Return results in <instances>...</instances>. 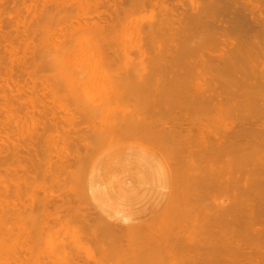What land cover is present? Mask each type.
Instances as JSON below:
<instances>
[{"label":"bare ground","instance_id":"bare-ground-1","mask_svg":"<svg viewBox=\"0 0 264 264\" xmlns=\"http://www.w3.org/2000/svg\"><path fill=\"white\" fill-rule=\"evenodd\" d=\"M54 1H56V0H54ZM88 1L90 2L91 0H88ZM88 1L85 0L86 4L89 6ZM95 1H97V0H95ZM101 1H103V0H101ZM101 1H100V2H101ZM118 1H119V0H118ZM122 1H123V0H122ZM136 1H138V0H136ZM145 1H146V0H145ZM155 1H156V0H155ZM158 1H160V0H158ZM167 1H168V0H167ZM184 1H185V0H184ZM191 1H193V0H191ZM202 1H204V0H202ZM202 1H201V2H202ZM207 1H208L209 6H210V4H212V3L215 2V0H207ZM207 1L205 0L204 3H206ZM212 1H213V2H212ZM217 1L220 3L221 0H217ZM217 1L215 2L216 5L218 4ZM226 1H227V0H226ZM226 1H225V0H222L221 3H224V4H218V5H217L218 7H220L221 11L224 10V9L222 10L221 7L225 6V3H227ZM252 1H253V2H254V1H255V2H258L257 0H252ZM59 2H60V1H58L57 3H59ZM65 2H66V0H65ZM67 2H68V0H67ZM67 2H66V5L68 4ZM70 2H71V1H70ZM72 2H73V0H72ZM120 2H121V1H120ZM153 2H154V0H153ZM187 2H188V0H187ZM187 2H186V3H187ZM232 2H233V0H232ZM232 2H231V3H232ZM246 2H247V0H246ZM248 2H249V5L251 4V5H250L251 7H252V6L254 5V3H255V2H254V3L252 2V3H253V5H252V3H250L251 0H249ZM36 3H39V2H36ZM53 3H55V2H53ZM60 3H62V0H61ZM73 3H77V2L75 1V2H73ZM73 3H72V5H73ZM92 3H96V2H92ZM98 3H99V1H98ZM103 3H105V2L103 1ZM107 3H108V2H107ZM109 3H110V1H109ZM112 3H113V1H112ZM112 3H111V4H112ZM128 3H129L128 6H130V2H128ZM131 3H132V2H131ZM146 3H147V2H146ZM149 3H150V2H149ZM155 3H156V2H155ZM172 3H173V2H172ZM192 3H193V2H191L190 4H192ZM215 3H214V4H215ZM234 3H235V2H234ZM234 3H232V4H234ZM39 4H40V3H39ZM42 4L44 5L45 3L42 2ZM62 4H63V3H62ZM90 4H91V3H90ZM101 4H102V3H101ZM120 4H121V5H124V4H122V3H120ZM136 4H137V3H136ZM143 4H144V3H143ZM150 4H152V3H150ZM160 4H161V3H160ZM160 4H159V5H160ZM166 4H168V3H166ZM193 4H194V3H193ZM200 4H201V3H200ZM55 5H58V4H55ZM66 5H65V6H66ZM68 5L71 6L70 3H69ZM76 5H77V4H76ZM92 5H93V4H91L90 7H92ZM99 5H100V4H99ZM108 5H109V4H108ZM115 5H116V4H115ZM115 5H114V6H115ZM132 5H134V4H132ZM139 5H140V4H139ZM139 5H137V6H139ZM147 5H148V4H147ZM153 5H154V4H153ZM153 5H152V6H153ZM164 5H165V4H164ZM168 5H169V4H168ZM184 5H187V4H184ZM219 5H222V6H219ZM241 5H242V4H241ZM255 5H256V4H255ZM257 5H258V3H257ZM35 6H36V4H35ZM37 6H39V5H37ZM59 6H60V5H59ZM61 6H62V5H61ZM84 6H85V5H84ZM96 6H97L96 4H95V6H93V7H95V8H94L95 10L93 9V10L95 11L93 14L96 13L95 15H97V13H98L97 16L99 17V12H100V11L97 12V10H96V9H97ZM114 6H112V7H114ZM128 6H126V7L128 8ZM152 6H151V7H152ZM161 6H163V2H162V5H161ZM187 6H188V8L190 7L189 4H188ZM195 6H196V5H195ZM204 6H205V5H204ZM211 6H212V5H211ZM211 6H210V7L207 6V8H206V9L209 8V9H208L209 11H208V10H205V7H203L204 10H205V13H204L205 15L208 16V14H212L213 12H212V13L210 12L211 9L216 11L215 8L213 9V6H215V5H213L212 8H211ZM232 6H233V5H232ZM41 7H42V6H41V4H40V7H39L38 9H40ZM47 7H48V6H47ZM47 7L44 8V9H45L44 12L46 11ZM52 7H53V6H52ZM72 7H74V5H73ZM77 7H78V6H77ZM86 7H87V6H86ZM86 7H84V8H86ZM90 7H89V8H90ZM93 7H92V8H93ZM110 7H111V6H110ZM115 7H116V6H115ZM119 7H120V6H119ZM124 7H125V6H124ZM126 7H125V8H126ZM146 7H147V6H146ZM166 7H167V6H166ZM198 7H199V6H198ZM201 7H202V6H201ZM201 7H199V8H200V9H203V8H201ZM218 7H217V8H218ZM227 7H228V6H226V8H227ZM229 7H230V6H229ZM233 7H234V6H233ZM233 7H232V8H233ZM236 7H237V6H236ZM259 7H260V6H259ZM259 7H258V8H259ZM68 8H69V7H68ZM80 8H81V7H80ZM80 8H79V9H80ZM87 8H88V7H87ZM101 8H102V7H101ZM135 8H136V7H135ZM135 8H134V9H135ZM141 8H142V7H141ZM141 8H139V9H141ZM158 8H160V7H158ZM223 8H225V7H223ZM234 8H235V7H234ZM242 8H243V7H242ZM34 9H35V8H34ZM38 9H36V10H37V13L40 11V10L38 11ZM66 9H67V8H66ZM71 9H72V8H71ZM90 9H91V8H90ZM90 9H88V10L86 9V10L89 12ZM111 9H112V8H111ZM114 9H115V8H114ZM114 9H113V10H114ZM142 9H143V8H142ZM155 9H157V8H155ZM163 9H164V8H163ZM163 9H161V10H163ZM181 9H182V8H181ZM186 9H187V8H186ZM236 9L240 10L239 8H236ZM243 9H244V8H243ZM255 9H256V8H254V10H255ZM84 10H85V9H84ZM99 10H100V9H99ZM116 10H117V9H116ZM137 10H138V9H137ZM161 10H160V12H161ZM168 10H169V9H167V11H168ZM177 10H178V9H177ZM259 10H260V9H259ZM262 10H263V9H262ZM34 11H35V10H34ZM50 11H51V10H50ZM87 11H84V14H83V12H82L83 18L85 17L84 15L87 13ZM91 11H92V10H91ZM91 11H90V13H91ZM106 11H107V10H106ZM132 11H133V10H132ZM146 11H147V10H146ZM164 11H165V10H163V12H164ZM167 11H166V12H167ZM178 11H179V10H178ZM180 11H181V10H180ZM184 11H185V10H184ZM202 11H203V10H202ZM206 11H207V12H206ZM257 11H258V9H257ZM47 12H48V11H46V14H45L46 18H47V16H48L49 13H52V12H48V13H47ZM77 12H79L78 9H77ZM108 12H109V11H108ZM134 12H135V11H134ZM160 12H158V13H160ZM166 12H164V13H166ZM189 12H190V11H189ZM196 12H197V8H196V11H194V13H196ZM198 12H199V11H198ZM208 12H209V13H208ZM225 12H226V11H225ZM227 12H228V11H227ZM240 12H241V11H240ZM240 12H236V13H235V12H232V13H233L234 16H235L236 14H239V15H240ZM251 12H252V11H251ZM32 13H33V12H32ZM90 13H89V14H90ZM103 13H104V12H103ZM111 13H112V12H111ZM164 13H163V14H164ZM167 13H169V12H167ZM167 13L165 14V15H167V16H165V15H164V16H165V18L167 19V22H170V23H171V19H172L171 17H173V16L170 17V14H171L172 12L169 13V14H167ZM186 13L188 14V12L185 11V14H186ZM190 13H191V12H190ZM190 13H189V14H190ZM192 13H193V12H192ZM201 13H202V12L200 11V14H201ZM207 13H208V14H207ZM218 13H219V15H220V14H223L224 12L221 13L220 10H219ZM78 14H80V17H81V11H80V13H78ZM87 14H88V13H87ZM93 14H92V15H93ZM107 14H108V13H107ZM107 14H106V15H107ZM113 14H114V13H113ZM118 14H119V13H118ZM160 14H161V13H160ZM163 14H161V15L163 16ZM173 14L176 15V17H177V13H173ZM173 14H172V15H173ZM185 14L183 13V14H181V15L186 16ZM202 14H203V13H202ZM202 14H201V15H202ZM204 14H203V15H204ZM213 14H215V13H213ZM224 14H225V13H224ZM224 14H223V16L225 17ZM35 15H38V14H36V11H35ZM75 15H76V14H75ZM92 15H91V17H92ZM119 15H120V14H119ZM121 15H122V14H121ZM137 15H138V14H137ZM157 15H158V14H156V16H157ZM161 15H160V16H161ZM192 15H193V14H192ZM192 15H189V17H190V16L192 17ZM194 15H196V16H194ZM194 15H193L194 18H196V17L199 16V13H198V16H197V13L194 14ZM203 15H202V16H203ZM205 15H204L203 17L201 16L202 18L200 19V21H199V18H200V17H198V20H196L197 22H195V21H194L195 19H194L193 21H194L195 24H194V23H191V22H185L186 24H184V25H187V26L190 25V26H192V29H191V27L189 26V28H188L189 31L192 30V32H194V33L196 32L195 34H197L198 30L193 29V26H196L197 23H198V24H199L198 27H199V26H200V27H201V26L203 27V24H202V23H205L204 21H206V20H203V19H206V18H204V17H207V16H205ZM66 16H67V14H66ZM76 16H77V15H76ZM76 16H74V17H75V20L78 21V22H80V20L76 19V18H77ZM102 16H103V14H102ZM112 16H114V15H112ZM152 16H153V15H152ZM154 16H155V15H154ZM156 16L153 17V18H157V17H158V16H157V17H156ZM178 16H179V14H178ZM215 16H216V15H215ZM221 16H222V15H221ZM228 16H229V15H228ZM230 16H231V15H230ZM53 17H54V15H53ZM88 17H89V16H88ZM95 17H96V16H95ZM100 17H101V15H100ZM117 17H118V16H117ZM120 17H121V16H120ZM179 17H180V16H179ZM179 17H177L178 20H179ZM182 17H183V16H182ZM182 17H180V19H182ZM210 17L212 18V22H213V21L215 20V19H213L214 15H212V16H210ZM210 17H208L207 20L210 19ZM226 17H227V15H226ZM226 17H225V18H226ZM241 17H242V19H244V18H243L244 15L242 14V12H241ZM54 18H55V17H54ZM54 18H53V19H54ZM72 18H73V17H72ZM89 18H90V17H89ZM89 18H88V20H89ZM93 18H94V17H92V19H91L92 21H93ZM96 18H97V17H96ZM126 18H127V17H126ZM153 18H151V19L153 20ZM165 18H164V17H162V18L159 17V19H158V23H157L156 20H154V22L152 21V22H150V23L147 21V22H148V27H150L152 24L154 25V23L156 22V23H155L156 25L151 26V27H153L151 30H152V31L154 30L153 32L156 33V34H155V37H157L156 35L159 34V32H156V30L158 31L159 28L161 29L160 26L163 25L162 23H165L164 25H166ZM168 18H169V20H168ZM50 19H52V18H50ZM50 19H49V20H50ZM53 19H52V20H53ZM60 19H62V18H60ZM106 19H108V18H106ZM173 19H175V18H173ZM185 19H186V17L184 18V20H185ZM227 19H228L229 23L231 22V24L234 22V23L232 24L233 27H235V25H236V26L238 25V26H241V27L243 26V25H242L243 23H241V25H239L240 22H241V20H240L241 18H239V19H237V20H234L232 17H230V18L228 17ZM229 19H231V21H230ZM232 19H233V20H232ZM62 20H63V19H62ZM81 20H82V17H81ZM114 20H115V19H113V22H114ZM131 20H132V19H131ZM184 20H182L183 23H184ZM202 20H203V21H202ZM45 21H46V23H48V18H47V20H45ZM85 21H86V17H85ZM85 21H82V22L84 23ZM97 21H98V20H97ZM97 21H96V22H97ZM110 21H111V20H110ZM173 21L176 22L177 20H176V21H175V20H172V22H173ZM186 21H189V20H186ZM190 21H191V20H190ZM220 21H221V20H217V22H220ZM226 21H227V20H226ZM232 21H233V22H232ZM259 21H260V20H259ZM71 22H72V21H71ZM78 22H77V24H76V23L73 24V22H72L71 24L75 26V24H76V25L79 24ZM89 22H90V21H89ZM98 22H99V21H98ZM98 22H97L96 24H94V22H93L94 25H93L92 23H90L91 25H89V24H88V21L85 22V24L83 25L84 29H82V28H83V27H82L81 29H79V30H80L79 32H78V29H76V27H75V29L77 30V32H78L79 34L82 33V34L85 35V37H82V39H81V38H78L79 41L81 40L79 43L82 45L81 49H80V47H79V49H80V51L82 50V51H81V52H83L82 56L85 57V60L81 59V57H80V59L76 60L77 63H76V62L73 63V64H72V63H68V64H71V65H69V66L71 67V68L69 67L70 69H68V68L66 67V66H68V65L66 64L67 61H65V65H64L65 68L63 67V70H61L62 68H59V67H58V66H60V65H59L58 61H56V62H55L56 64L53 63V65H56V66H57V63H58V66H57V67H58L59 69L56 71V69H57L56 66H54V70L51 69V71H52V70L55 71V74H53L54 72L52 71V75H54L53 77L51 76L52 79L54 78V80L56 79V81H58V80H59L58 77H61L62 79H60V82H64V83H66V80H69V81L74 82V85H75V84H76V83H75L76 79H77L76 82L79 81V78H76V79H75V76H76V75H80V76L83 77L84 74L81 75L82 73L80 74V72H82V71H85V72H86V71H87V68H88L87 66L90 65L92 68L89 67V68H91V70L88 69V73L86 72L85 76H86V75L89 76V75L91 74V76H89V78H88V79L91 81V79H92V77H93V75H94V78H93L94 81H95V80H98V82L96 83V81H95V83H93V85H92V84L88 81L87 78L83 77V78H84V81L87 80L89 83H87V81H86L85 83L82 82V84L84 83V85H85V84L87 83L88 86H89V84L92 85V86H94L95 84L98 85L99 83L102 82V83H104V86H106V85L108 86V84L110 83L109 81H111V83H113L114 81H117L116 83H114V84H112V85H111V83H110V85H111L112 87H111V86H108V87H111V88H112V91H113V92L116 90V89L114 90V88H116V87H113V86H117V88H118V90H119V89H120V88H119L120 86H122V85H124V84H125V85L127 84V82H126V83L124 82V79H123V78H122V79H123V82H121V81H122V80H121V77H122V76H124V77L127 76V77L125 78V79H127V78L129 77V75H131V74H129V75L125 74V75H124V73H123V74H120L121 72L116 73L117 75H118V74L122 75L121 77H120V76H119V77L116 76L117 78H120V79H116V77H114L115 74H109V75H110V76H109V75H108L109 72H108V73L106 72L107 75H108V78H110L111 75H113V76L110 78L111 80L105 78L106 81L109 80L107 84H105V82H103V81H105V80H102V81H101V79H103V77H101V76H107V75H103V74H106V73H103V71H104V69L106 68V66L104 67V65L108 64L107 61L109 60V58H106V57H109V56H110V55H109V56H106V54H104V53H105L104 50H106V48H109V46H113L114 42L112 43V42H110V40H108L109 38H110V39L112 38L111 36L108 35V32H111V31H108L109 29H106L107 26L105 25V27H106V28L104 27V28H105V31L107 30V31H106V34H105V33H102V32H105V31H102V30H103V29H102L103 26L100 24V23H102V22H100L99 25H98ZM174 22L171 23L170 25L167 23L168 25L165 26V27H164V25H163V28H170V29H171L172 25H175ZM201 22H202V23H201ZM209 22H210V21H209ZM215 22H216V21H215ZM221 22H223V21H221ZM221 22H220V24H221ZM55 23H58V22H55ZM62 23H63V22H62ZM62 23H61V24H62ZM86 23H87V24H86ZM108 23H109V22H107V20H106V23H105V24H108ZM143 23H144V22H143ZM145 23H146V21H145ZM188 23H189V24H188ZM190 23L193 24V25H191ZM224 23H225V22H224ZM32 24H34V23L32 22ZM41 24H42V22H41ZM43 24H44V23H43ZM68 24H69V23H68ZM71 24H70V25H71ZM102 24H103V23H102ZM114 24H115V23H114ZM117 24H118V23H117ZM136 24H137V23H136ZM176 24H177V28H180V29H181V30L177 29V31H181V32H182L183 28H181L180 26L178 27L179 23L176 22ZM201 24H202V25H201ZM211 24H212V23H211ZM216 24H218V23H216ZM234 24H235V25H234ZM47 25H48V24H47ZM53 25H54V24H53ZM88 25H89V26H88ZM92 25H93V26H92ZM96 25H97V27H96ZM123 25H124V24H123ZM138 25H139V27L141 26L140 23H139ZM145 25H146V24H145ZM145 25L143 24V26H145ZM35 26H36V25H35ZM49 26H50V25H49ZM55 26H56V25H55ZM55 26H54V27H55ZM58 26H59V25H58ZM65 26H66V25H65ZM74 26H73V30H74ZM101 26H102V27H101ZM158 26H159V28H157ZM175 26H176V25H175ZM204 26H205V24H204ZM209 26H210V24H209ZM216 26H218V25H215V27H216ZM223 26H224V25H223ZM225 26H227V25H225ZM229 26H231V25L229 24ZM238 26H237V27H238ZM32 27L34 28L33 25H32ZM39 27H40V26H39ZM39 27H38V28H39ZM56 27H57V26H56ZM68 27H70V26H68ZM77 27H79V26H77ZM86 27H87V28H86ZM109 27H110V26H109ZM123 27H124V26H123ZM136 27H137V25H136ZM155 27H156L157 29H156ZM207 27H208V26H207ZM210 27H212V26H210ZM218 27H219V26H218ZM26 28H27V27H26ZM28 28H29V27H28ZM60 28H61V27H60ZM60 28H59V31H57V29H55L56 32L53 30V31H54V34H56L57 32L60 33V31L62 32L63 29L61 28V30H60ZM63 28H64V26H63ZM70 28H71V27H70ZM70 28H69V30H71ZM98 28H99V29H98ZM146 28H147V27H146ZM175 28H176V27H175ZM229 28H230V27H229ZM238 28H239V27H238ZM43 29H44V31H46V30H45L46 27H44ZM66 29H67V31H66ZM66 29L64 28L65 32H68V34L74 32V31H73V32L68 31V28H66ZM111 29L113 30V29H115V28L113 27V28H111ZM119 29H121V27H120ZM123 29H124V28H123ZM137 29H138V27L135 28V30H137ZM139 29H140V28H139ZM160 29H159V30H160ZM170 29H168V30L170 31ZM172 29H173V27H172ZM172 29H171L170 32L173 31ZM188 29H186L187 33L189 32ZM224 29H225V28H224ZM234 29H235V28H234ZM241 29H243V27H242ZM29 30H30V28L27 30V32H28ZM34 30H35V29H34ZM50 30H51V28H50ZM76 30H75V31H76ZM81 30H82V31H81ZM100 30H101L102 32H100ZM117 30H118V28H117ZM117 30H116V32H117ZM126 30H127V29H124L123 31H122V30H119V32L122 31L121 33H124V32H126ZM142 30H143V28H142ZM142 30L140 29L141 32H142ZM151 30H149V31H151ZM165 30H167V29H165ZM165 30H163L164 33H165ZM175 30H176V29H175ZM184 30H185V29H184ZM184 30H183L182 33H180V32H178V33L176 32V33H175L176 35H177V34H178V35L181 34V35H179V38H178V35H177V37L173 35L174 37H176L177 39H179V40H177V41H180L181 39H182V41L185 40V42L190 41V38H189V37H188L189 39H188L187 41H186L187 38H186V39H183L182 35H183V33H184ZM193 30H195V31H193ZM210 30H211V29H210ZM232 30H233V28L231 29V31H232ZM235 30H236V29H235ZM30 31H31V30H30ZM35 31H36V30H35ZM37 31H38V30H37ZM39 31H40V30H39ZM48 31H49V30H48ZM97 31H98L99 34L96 33ZM152 31H151V32H152ZM160 31H162V29H161ZM169 31H168V32H169ZM211 31H213V27H212V30H211ZM224 31H225V30H224ZM236 31H237V30H236ZM27 32H26V34H28V36H29V34H31V33H27ZM32 32H33V31H32ZM50 32H51V31H50ZM65 32H64V33H65ZM77 32H75V33H77ZM80 32H81V33H80ZM83 32H84V33H83ZM113 32H114V34H115V30H114ZM137 32H138V31H137ZM144 32H145V30H143V34H142V35H144ZM170 32H169V33H170ZM199 32H200V31H199ZM199 32H198V33H199ZM206 32H207V31H206ZM218 32H219V31H218ZM222 32H223V31H222ZM222 32H221V33H222ZM225 32H226V31H225ZM225 32L223 33V35L225 34V36H226V33H225ZM234 32H235V31H234ZM34 33H35V32H34ZM34 33H33V34H34ZM46 33H47V32H46ZM101 33H102L103 35L105 34V35H104V38H103V35H102ZM145 33H147V31H146ZM161 33H162V32H161ZM172 33H174V32H172ZM172 33H171V34H172ZM187 33L185 32V35H183V36H186ZM189 33H191V32H189ZM200 33H201V32H200ZM26 34H25V35H26ZM37 34H38V33L36 32V34H34L33 37L36 36ZM68 34L66 33V34H64V35L67 36ZM82 34H81V35H82ZM100 34H101V35H100ZM109 34H112V33H109ZM117 34H118V33H117ZM148 34H149V32H148ZM151 34H152V33H151ZM162 34H163V33H162ZM167 34H168V33L166 32V37H165V38H166V41H168V39H169L168 42L171 43L170 41H172V40H174V39H170L169 36H171V35L167 36ZM191 34L193 35V37H194V36L197 37V35H195V34H193V33H191ZM218 34H219V33H218ZM25 35H22V34H21V36H22L23 38L25 37ZM31 35H32V34H31ZM43 35H44V34H43ZM46 35H48V34H46ZM57 35H58V34H57ZM75 35H76V34H75ZM106 35H107V36H106ZM119 35H121V34H119ZM146 35H147V34H146ZM206 35H207V34H206ZM211 35H212V33H211ZM216 35H217V34H216ZM240 35H241V34H239V36H240ZM51 36H52V33H51ZM59 36H61V33L59 34ZM71 36H72V34H70V36L68 35L67 37L70 38ZM76 36H77V35H76ZM76 36H75V37H76ZM79 36H80V35H79ZM108 36H109V37H108ZM121 36H122V35H121ZM131 36H132V34H131ZM134 36H135V34H134ZM150 36H151V35H150ZM150 36H149V37H150ZM198 36H199V35H198ZM208 36H209V35H207V37H208ZM229 36H230V35H229ZM229 36H228V37H229ZM235 36H236V35H235ZM253 36H255V34H254ZM22 37H20V38H22ZM48 37H49V36H48ZM53 37H54V35H53ZM61 37H62V36H61ZM61 37H59V39H60ZM63 37H64V36H63ZM67 37H65V38H67ZM73 37H74V35H73ZM75 37H74V38H75ZM105 37H108V38H106V40L109 41L110 43L107 42V44H106L105 42H103V41H106V40H105ZM115 37H116V38L118 37L117 39H121V38H119L120 36H118V35H117V36L114 35V36H113L114 40H115ZM143 37H144V36H143ZM146 37H148V36H145V39H146V40H150V39H147ZM158 37H159V36H158ZM158 37L156 38L157 40H158ZM174 37H172V38H174ZM180 37H181V38H180ZM196 37H195V39H196ZM200 37H201V36H199V38H200ZM204 37L206 38L205 35H204ZM210 37H211V36H210ZM218 37H219V36H218ZM220 37H221V36H220ZM244 37H245V36H244ZM29 38H30V36H29ZM34 38H35V37H34ZM41 38L44 40L43 37H41ZM50 38H51V37H50ZM50 38H49V39H50ZM54 38H55V37H54ZM56 38H57V37H56ZM65 38H64V39H65ZM74 38H72V39H74ZM134 38H136V36H135ZM134 38H133V40H134ZM141 38H142V36H141ZM152 38H154V36H153ZM205 38H204V39H205ZM222 38H223V37H222ZM246 38H247V37H246ZM251 38L253 39V37H251ZM26 39H28V38H26ZM31 39L33 40V38H31ZM36 39H37V38H36ZM70 39H71V38H70ZM70 39H68V41H69ZM123 39H124V38H123ZM159 39H160V38H159ZM163 39H164V38H162V40H163ZM195 39H194V40H195ZM211 39H213V38H211ZM214 39H215V37H214ZM242 39H243V38H242ZM258 39H259V38H258ZM262 39H263V38H262ZM262 39H261V40H262ZM43 40H42V41H43ZM53 40H54V39H53ZM133 40H132V41H133ZM135 40H136V39H135ZM141 40H143V39H141ZM154 40H155V39H154ZM157 40H156V41H157ZM160 40H161V39H160ZM160 40H159V41H160ZM175 40H176V39H175ZM194 40L192 39V42L195 44ZM34 41H35V40H34ZM34 41H32V42H34ZM36 41H37V40H36ZM50 41H51V40H50ZM50 41H49V42H50ZM56 41H57V39H56ZM56 41H55V42H56ZM58 41H59V40H58ZM60 41H61V40H60ZM66 41H67V40H66ZM68 41H67V42H68ZM74 41H76V40H74ZM74 41H73V42H74ZM115 41H116V40H115ZM117 41H118V43H119L120 45L124 46L123 44H121V43H122V42H121L122 40H117ZM119 41H120V42H119ZM159 41H158V42H159ZM195 41H197V43H198V41H200V39H199V40L196 39ZM202 41H204V40L202 39ZM254 41L256 42V40H252V44L255 45V46H257V43H255ZM23 42H24V41H23ZM29 42H30V40H29ZM29 42H28V43H29ZM38 42H39V40H38ZM38 42H37V43H38ZM40 42H41V41H40ZM61 42H62V41H61ZM77 42H78V41L75 42L76 45L78 44ZM123 42L125 43V41H123ZM139 42H140V41H139ZM141 42H143V41H141ZM144 42H146V41H144ZM147 42L150 43V41H147ZM152 42H154L153 39H152ZM158 42H157V43H158ZM160 42H161V41H160ZM164 42H165V40H164ZM172 42H173V41H172ZM28 43H27V44H28ZM34 43H35V42H34ZM50 43H51V42H50ZM104 43H105L107 46H108V45H109V46H108V47H107V46H106V47L103 46V45H105ZM132 43H133V42H132ZM154 43H155V42H154ZM157 43H156V45H157ZM169 43L166 42V44H169ZM173 43L175 44V43H177V42H173ZM173 43H171V45H172ZM178 43H179V42H178ZM183 43H184V41L182 42V44H183ZM187 43H188V42H187ZM197 43H196V44H197ZM221 43H222V42H221ZM244 43H245V42H244ZM246 43H247V42H246ZM246 43H245V44H246ZM250 43H251V42H250ZM22 44H23V43H22ZM29 44H31V43H29ZM46 44H47V43H46ZM48 44H49V43H48ZM59 44H60V43H58V45H57V43H56V45H57V46H55V49H56V50L58 49L57 47L60 48V45H59ZM64 44H65V45H62V44H61V47L64 46V48H65L67 44H66V42H65ZM68 44H69V43H68ZM73 44H74V43H73ZM102 44H103V45H102ZM119 44H118V45H119ZM143 44H144V43H143ZM159 44L163 45V43H159ZM159 44H158V45H159ZM189 44H192V43L189 42ZM196 44H195V45H196ZM203 44H204V43H203ZM223 44H224V42H223ZM228 44H229V46H230V43H228ZM40 45H41V44H40ZM50 45H51V44H50ZM50 45H49V47H50ZM116 45H117V43L114 45L115 48L117 47ZM146 45H149V44H146ZM152 45H153V44H152ZM161 45H159L161 48L157 46L158 48H160L159 51H160L161 53L159 54V52H157L158 55H155V56L160 57V56H162L163 53H164L165 56H166V54H167L168 52L170 53V51H171V53H172L173 50H174V48L171 50L172 47L169 48L170 45H169V47H168V45H166V47H167L169 50H168L167 48H165L167 53H165V51L162 53V50H163V49H162V46H161ZM176 45H178V44H176ZM185 45H186V43H185ZM187 45H188V44H187ZM187 45H186V47H187ZM195 45L192 44V47H191V46H188L187 49H189V47H190V49L187 51V49H184L185 47L183 48V46H182L181 44H179V46H182L183 51H186V54H185V52L183 53V54H185V55L189 54V53H190V50H193V51H191V52H194V53H195V51H197V46H199V44H198L197 46H195ZM242 45L244 46L243 43H242ZM246 45H247V44H246ZM25 46H26V45H25ZM31 46H32V45H31ZM38 46H39V45H38ZM42 46H43V48H46V47L48 48L47 45H42ZM44 46H46V47H44ZM77 46H78V45H77ZM77 46H76V47H77ZM122 46H119V50H120V48H121ZM129 46H131V45H129ZM141 46H145V45H141ZM150 46H151V45H150ZM150 46H149V48H150ZM154 46H155V45H154ZM164 46H165V45H163V48H164ZM211 46H212V45H211ZM222 46H223V45H222ZM233 46H234V44H233ZM243 46H242V47H243ZM255 46H254V47H255ZM23 47H24V46H23ZM36 47H37V46H36ZM51 47H52V46H51ZM51 47H50V48H51ZM67 47H68V46H67ZM103 47H104L105 49H103ZM145 47L147 48V46H145ZM145 47H144V48H145ZM177 47H178V46H176V49H175V50H177ZM193 47L196 48V49H194ZM199 47H200V46H199ZM199 47H198V51H199V49H201V47H200V48H199ZM213 47H214V46H213ZM230 47H231V46H230ZM245 47H246V46H245ZM247 47H248V46H247ZM247 47H246V48H247ZM28 48H29V47H28ZM52 48H53V47H52ZM62 48H63V47H62ZM64 48L62 49L63 51L65 50ZM71 48H73V45L71 46ZM112 48H113V47H112ZM123 48H124V47H123ZM140 48H141V47H140ZM144 48H143V49H144ZM146 48H145V50L149 49V48H147V49H146ZM158 48H157V50H158ZM192 48H193V49H192ZM207 48H208V47H207ZM210 48H212V47H210ZM223 48H224V47H223ZM225 48H227V47H225ZM234 48H236V47H234ZM234 48H232V49H233V51H232V50H230V48L228 47V49H229V50L227 51L228 53H226L225 50H224V55H223V53H221V54H222L221 59H220V58L218 59V60H222V63H221V61H220V64H218V65H216V66H214V65H215L214 62H217V61H212V60H215L217 57H216L215 59L213 58L212 60L206 59V57H205V59L202 58V59H204L205 61H204V60H201V63L204 64L205 67L208 66V68H209V69H208V72H206V73L208 74V77H207V75L204 73L208 79H207V81H206V79L203 78V79L205 80V81H204L205 85H204L201 89L199 88L198 90H195V91H196V93H195L196 95L193 94L192 91H190V95H192V96L195 95L194 97H195V98L198 97L199 100H198V99L195 100L194 97L190 96V97L193 98V100H191L192 98H189V92L187 93V96H186V95H185V91L180 90L181 88L183 89L184 85L186 86L185 88H189V87L191 86V83H190V82H191V80L193 79L192 76H194L195 74L193 75V74H192L193 72L191 73V71H190V73H189V72H188V69H187V71H186L185 69H183V70H185V74L188 73V74L186 75V76H187V77H186L185 74H182V73H183V72H182V71H183L182 69H181V70H182V71H181L182 73H180L179 70H178V68H176V70H178V72H179L178 74H181V75H183V77H184V76L186 77V78L184 77L185 80H184V78H182L181 75H180L181 78L178 79L179 76H177V74H175V76H173L172 73H171V75H172V77H173L172 79H174V77L177 78V80L174 79V80H175V81H174V84L172 83L173 80L170 81V82L168 81L169 79L167 78V75H164L165 77H163V75H162L163 79H161V77L156 76V75L159 74V73H158V74H156L154 77L151 76V77L154 78L153 81H151V80H152L151 77H148V76H147L148 74L146 75V77L144 76L145 79L148 78L147 82H148V81H151L152 83H153V82H154V83L156 82V86H157L159 89L156 88V86H154V84L151 85V84H152L151 82H150L151 84L149 83L151 86H150L149 84L146 85V82H145L146 80L143 79V78H141V77H139V76H141V75L143 74V73H141L143 70H144V73H145V69H143L141 72H139V73H141V75L136 76V74L134 73L135 75L133 74V76H135V77H133V76H131V77H133V78H137V79H138V77H139V79H140V78L143 79V81H142V80L139 81V80L136 79V81H138V82H140V83H136V81H134L135 84H133L134 82L132 83V84L134 85V88L136 89V91H135V89H133V87H131V86H133V85H130V84H129L128 90H127V88H126L128 85H126V86L124 85L126 91H128V92H127V93H126V91H125V92H122L121 95H124L125 99H124L123 96H120V95H119V96H120V99H117V98L115 97L116 100H117V104H116V106H117V105L120 106V104L122 103V102H120V101H122V100H121L122 98L124 99V101L127 99V102L125 101V103L123 102L124 104H121V106H125V107H126V103H128V101H129V99H132V101H131V100H130V101H131V102H134V104H131V102L129 101V102H130L129 105H131V106L133 105V106H132V107L130 106L131 108L128 107L127 109H131V112H133L134 114H133V113L131 114V112H130L129 110H126L125 115H123V114H124L123 111L126 109V108L123 107L122 112L119 113V114L121 115V114L123 113L122 115H123V116H126V114L128 113V116H129V117L126 116L127 118H126V120H125V119H124L125 117L122 118V117L120 116V118L122 119V121H118L119 123H117V124H118L119 127H118V129L116 130V132H113V133H111L112 130L110 131V129H111L113 126H116V125H117V124L115 123V121H116L117 119L115 120L116 117L114 116V120H115V121L113 120V122H114L116 125H114V124L111 125L112 122H110V121L112 120V115L110 116V114H111V113H113V114L116 113V114H117L118 112H116V111L114 112V110H115V108H118L119 106L115 107L114 110H113V112H112V111H111V112H106L107 110L110 111V110H111L110 107L112 106L110 103L108 104V102L110 101V100L108 99V96H109V98H110L111 95H112V97H113V96H115V95H117V94H120L122 89H120L119 93L116 92V91H118V90H116L114 93H112V91L109 92V93H107V91H110V89L107 90L106 92H104V89L106 90V88H107V86H106L102 91H98V92H90V90L92 91V90H94V89H92L91 87H89V88H91V89H90V90L88 89V91H89V94H90V93H91V94H90V96H89V95L86 96V94L83 93V92H86V91H83L84 88L82 87L83 90H80L82 84H81V82H79V85L81 84V86H80V89H79V86L77 87L80 91H77L78 93H76V95H77L76 97L79 98V99L82 98V101L84 100V102L86 101L88 104H86V102H85L84 104H86V106L83 105V103L81 102V99H80L79 101H80L81 103H80L79 101H78V102H79V103H78V102L75 100V101H76V104L74 105V104H72L74 100H71L72 97H73V95H72L71 99L69 98L68 103L70 104V102L72 101V102H71V105L76 106V107H74V112H73V110H72L73 114L76 112V115L79 114V116H80V112H81V116H82V117L80 116V119L82 118L81 121H80V119H77V117L75 116L74 118H76L77 120H76V119H75V121L71 120V121L75 122V123L72 122V125H71V126H73V124H74V125H77L76 123H78V124H80V125L82 126V123H85V121H86V123H87V120H88V121L90 122V123H89L90 126H89L88 123H87L88 126H87L86 124H84V125H86L85 128L89 127V128H91V129H90V131H89V133H88V130H89V128H88L87 131H86V133H85V135L88 134V135H86V138H87V139L84 138V132H83V134H80L81 137H79L80 135H77V134L75 133V134L77 135V136H75V137H79V139H85V140L81 141V140H78V138L73 137V138L76 139V140H75V143L78 144L80 148H82L81 146H84L82 149L85 150V153H87L88 151H90L91 154L93 153V152L91 151V147H88V146H87L88 148L86 147V144L89 145V146L91 145V144H89L90 142H92L93 145H94L96 142H100V143H101V144H100L101 147H99L100 149L103 148L104 146H106V147H107V146H110V145L113 144V142H112L113 140H110V139H112L114 136H115V137H114V140H115L116 136H120V137L125 136V137H126V133H124L125 135H124V134L122 135V133L125 132L126 128H127V130H128V127H127L128 124H129L130 126H132V124H134L133 126H136L137 124H140V121H139L140 118H138V117H141V118H142V115L145 114V113L142 114L141 112H145L146 109H148V108H149V109L146 111V115H147V114L150 112V110H151V111H152V112H151L152 114L149 113L148 116H151V115H152V116H153V117L151 116L152 118H154V116H155L156 119H157V117H158L159 115H161V117L159 116L160 119L158 118L159 120H161L162 117H163V114H161L162 111H164V114H165L164 117L167 116V119H169V118H168V115H167V114H168V111L171 112V113H169V114H171V116L169 115V116L171 117V118H170L171 121H172V118H173V117L175 118V115H172V112H173V111L168 110L169 107H171V110H174V107L177 109V108H179L180 104H185V102H186V104H185L184 106L187 107V109H189V107H190V111H191L193 108H191V106H189V105H190L191 103L193 104L194 102H197V103H194V104H196V105L193 104V105H194L193 107H195V106L197 107V108H194V109H196L195 111H198V113H199V110H197V109H200V108H198L199 104H200V106H201V104L204 105V106L206 107V109H204V110L202 109V110H203V115H204V111L207 110V108H208L207 106L210 105V106H209V109H208V111H207L208 113L206 112V115H205L208 119H209V117H210L209 112L211 111V110H210L211 108H213V111H214V109H216V111H217V108H218V109H219L218 112H220V110H221V112H223V109L221 108L222 105H221V102H220V99H219V96H220V92H219V90H218V89H220L219 87H222L223 91H225V90H224L225 88H223V87H225L227 84H225V86H224L223 81L226 83V82H228L229 80H231V81H229V83L232 82L233 84H234V83L237 84L236 82L238 81V84H239V82H241L242 80L239 81V80H238V77H239V79H240V76H242V75L244 76V73H245L247 70L245 71L246 67H244V66H242L243 68H245V69H243V70H242V67H240V68L236 67V64L239 63V60H242V59L245 60L246 58H249V59H250V58L252 57V56H251L252 54H251L250 52H247V51H245V50H243V49H241L240 51H237L238 48H236L235 51H234ZM258 48H259L258 46H257V48L255 47L254 51L257 52L256 49H258ZM23 49H24V48H23ZM29 49H31L30 51L32 52V47L29 48ZM41 49H42V48L39 47V49H38V48H37V49L35 48L36 51L34 50L35 52H41V53H39L38 56H40V54H42V55H41L42 57L40 58V64H41V62H43V61L45 62V56H46L45 54L48 52V51H43V50H41ZM53 49H54V48H53ZM116 49L118 50V48H116ZM124 49H125V48H124ZM141 49H142V48H141ZM161 49H162V50H161ZM165 49H164V50H165ZM212 49H213V48H212ZM212 49H211V50H212ZM24 50H27V48L24 49ZM24 50H23V51H24ZM38 50H39V51H38ZM44 50H46V49H44ZM47 50H48V49H47ZM67 50H68V49H67ZM70 50H71V49H70ZM70 50H68V52H70ZM122 50H123V49H122ZM125 50H128V51H129V52L126 51V53L128 52V54H129L130 52H131V54H132V52H134V51H131V50H130V47H129V49H125ZM150 50H151V49H150ZM150 50H148V51H150ZM222 50H223V49H222ZM258 50H259V49H258ZM51 51H52V50H51ZM54 51H55V50H54ZM58 51H60V49H58L56 52L58 53ZM72 51H73V49H72ZM72 51H71L70 53H72ZM198 51H197V52H198ZM201 51H202V50H201ZM219 51H220V49H219ZM230 51H231V52H230ZM254 51L251 50L252 53H253ZM261 51H262V52H261ZM24 52H25V51H24ZM27 52L29 53V51H27ZM45 52H46V53H45ZM56 52H55V54H57ZM73 52H75V51H73ZM78 52H79V51H78ZM106 52H108V51L106 50ZM109 52L112 53L110 50H109ZM113 52H114V51H113ZM117 52H118V51H116L115 53H117ZM188 52H189V53H188ZM210 52H211V51H210ZM213 52H214V51H213ZM221 52H222V51H221ZM260 52L263 54V49L260 50ZM50 53H51V52H48V54H50ZM52 53H53V52H52ZM52 53H51V55H52ZM65 53H66V56H67V51H66ZM115 53H113V54H115ZM134 53H135V52H134ZM134 53H133V54H134ZM140 53H141V52H140ZM144 53H145V52H144ZM147 53L151 54L150 52H147ZM173 53H174V54H173ZM173 53H172V55L170 54L171 57L175 58L174 56H176V55L179 57V56L182 55V50H181V52H178L179 54H178L177 52H173ZM205 53H207V52H205ZM217 53H218V52H217ZM217 53H216V54H217ZM258 53H259V51L257 52V54H258ZM8 54H9V53H8ZM14 54H15V53H14ZM58 54L60 55V53H58ZM58 54H57V55H58ZM75 54H76V53H75ZM107 54H108V53H107ZM118 54L123 55L124 53L121 54V51H120V53H118ZM118 54H117V55H118ZM133 54H132V55H133ZM136 54H137V53H136ZM136 54H135V56H136ZM145 54H146V53H145ZM153 54H154V53H153ZM164 54H163V55H164ZM175 54H176V55H175ZM195 54H196V53H195ZM201 54H202V53H201ZM213 54H214V53H213ZM257 54H256V55H257ZM259 54H260V53H259ZM11 55H12V54H10V57L13 58L14 56L12 57ZM30 55H31V54H30ZM33 55L35 56V53H34ZM36 55H37V54H36ZM43 55H44V56H43ZM53 55H54V53H53ZM61 55H62V54H61ZM64 55H65V54H64ZM71 55H72V54H71ZM140 55H141V54H140ZM167 55H169V54H167ZM193 55H194V54H193ZM38 56H37V57H38ZM54 56H55V55H54ZM62 56H63V55H62ZM68 56H69V55H68ZM78 56H79V54H78ZM113 56H114V55H113ZM113 56L111 55L112 58H113ZM135 56H134V57H135ZM150 56H151V55H150ZM152 56H154V55H152ZM182 56H183V55H182ZM189 56H190V55H189ZM189 56H188V57H189ZM203 56H204V55H203ZM216 56H217V55H216ZM253 56L255 57V53L253 54ZM257 56H258V55H257ZM15 57H16V56H15ZM49 57L51 58L50 55H49ZM57 57H58V56H57ZM69 57H70V56H69ZM115 57L118 58L116 55H115ZM120 57H121V56H120ZM122 57H123V56H122ZM147 57H148V56L146 55L144 59H147ZM171 57H168V60H169V58H170V59H173V58H171ZM183 57H184V56H183ZM219 57H220V56H219ZM261 57H262V56H261ZM19 58H20V57H19ZM22 58H23V57H22ZM24 58H25V57H24ZM29 58H30V57H29ZM33 58H34V57H33ZM42 58H43V59H42ZM70 58H71V57H70ZM112 58L110 59L109 62H111V66H112V65H113V66L116 65V68H117V64H118V62L116 63V62L114 61L115 59L113 60ZM136 58H137V57H136ZM161 58H164V56H162ZM166 58H167V57H166ZM179 58H182V57H179ZM191 58H192V55H191ZM191 58H190V59H191ZM208 58H209V57H208ZM263 58H264V57H263ZM8 59H10V58H8ZM15 59H16V58H15ZM17 59H18V58H17ZM27 59H28V56H27ZM41 59H42L43 61H41ZM46 59H49L48 56H47ZM52 59H53V58H52ZM52 59H51V60H52ZM75 59H76V58H75ZM86 59L89 61V64H87L88 61H87ZM106 59H107V60H106ZM123 59H124V57H123ZM133 59H135V58H133ZM148 59H149V58H148ZM154 59L157 60V58H154ZM182 59H185V58H182ZM182 59H180V60H181V63H178V61H177L179 69H180V65H182V62L184 61V60L182 61ZM193 59H195V58H193ZM259 59H260V58H259ZM261 59H262V58H261ZM34 60H35V59H33V61H34ZM36 60H37V58H36ZM51 60H50V61H51ZM61 60H62V59H61ZM66 60H67V59H66ZM80 60H81V61L83 60L84 64H83L82 62H80ZM105 60H106V61H105ZM116 60H117V59H116ZM149 60H150V59H149ZM158 60H161V59L158 58ZM158 60H157V61H158ZM162 60H164V59H162ZM186 60H187V59H186ZM9 61H10V60H9ZM9 61H8V62H9ZM23 61H24V60L22 59V62H23ZM48 61H49V60H46L45 64H47ZM85 61H87V63H85ZM98 61H99V62H98ZM101 61H103V62L105 61L106 64H104L105 62L103 63V62H101ZM118 61H120L119 58H118ZM142 61H143V59H142ZM145 61H146V60H145ZM151 61H152V59H151ZM157 61H156V62H157ZM193 61H194V60H193ZM206 61H207V63L210 62V61H211V62L207 64ZM242 61H243V60H242ZM242 61H241V62H242ZM258 61H259V60H258ZM17 62H18V61H17ZM29 62H31V61H29ZM35 62H36V61H34V63H35ZM51 62H54V60L51 61ZM59 62H60V61H59ZM70 62H71V61H70ZM72 62H73V61H72ZM96 62H97V64H96ZM100 62H101V64H100ZM112 62H113V63H116V64H112ZM131 62H132V61H131ZM143 62H144V61H143ZM147 62H148V61H147ZM149 62H150V61H149ZM165 62H166V61H165ZM187 62H188V61H187ZM218 62H219V61H218ZM246 62H247V61H246ZM9 63H10V62H9ZM13 63H14V62H13ZM18 63H19V62H18ZM18 63H17V64H18ZM37 63H38V61H37ZM80 63H82L83 65H82V64L79 65ZM91 63H92V64H91ZM93 63H94V64H93ZM132 63H133V65H134V62H132ZM152 63H153V62H152ZM161 63H162V62H161ZM172 63H174V62H171L170 64H172ZM177 63H176V64H177ZM183 63H184V62H183ZM244 63H245V62H244ZM247 63H249V62H247ZM251 63H252V62H250V68H249L248 72L245 74V78H246V75L249 77L250 75L254 74V75H252V76L257 77V78H259L260 80H262L261 82H262L263 84H262L261 82H258V85H259V83H260V85H259V88H260L261 85H264V68H263V69H262V68H261V69H258V66H257L256 64H253V63L251 64ZM19 64H20V63H19ZM25 64H26V63H25ZM25 64H24V65H25ZM42 64H44V63H42ZM45 64H44V65H45ZM85 64H87L86 67L84 66ZM98 64L101 65V66H99ZM120 64H121V63H120ZM122 64H123V63H122ZM124 64H125V63H124ZM124 64H123V65H124ZM136 64H137V63H136ZM157 64H159V65L161 66L160 62H157V63H154L155 66H154L153 68H151V69H153V70L156 71V70L158 69ZM170 64H169L170 67H169L168 70L171 71V69H170V68H171V65H170ZM205 64H206V65H205ZM210 64H212V65L214 64L213 67H215V68L211 70V68H210V66H209ZM216 64H217V63H216ZM261 64H262V63H261ZM15 65H16V64H15ZM22 65H23V64H22ZM30 65H31V63H30ZM48 65H49V64H48ZM51 65H52V63L50 64V66H51ZM53 65H52V68H53ZM72 65H74V66H75V65H76V66H77V65H78V66H81L80 69H79V70H81V71H79V73H76V72H78V69H77L78 66H77V67L75 66V68L77 69V71H76V69H75ZM150 65H151V63H150ZM159 65H158V66H159ZM166 65H167V64H166ZM166 65H165V66H166ZM184 65H185V64H184ZM196 65H198L197 62H196ZM16 66H17V65H16ZM37 66H38V65H37ZM37 66L35 67L34 64H33L32 67H33V68L35 67V69L32 68L34 72H40L39 68H40V69H45V68H42L41 65H40L39 68L37 69ZM50 66H49V67H50ZM61 66H62V65H61ZM82 66H84V68H85L86 70H83ZM97 66H99L100 69H98L99 67L97 68ZM108 66H110V63H109V65H107V67H108ZM113 66H112V67H113ZM121 66H122V65H121ZM130 66H132V65L130 64ZM134 66H135V65H134ZM152 66H153V64H152ZM160 66H159V67H160ZM163 66H164V62H163ZM165 66H164V67L161 66V67H160L161 70H162L163 68H165ZM173 66H174V65H173ZM11 67H12V65H11ZM24 67H25V66H24ZM43 67H44V66H43ZM45 67H47V66H45ZM49 67H47V68H49ZM112 67L110 68L111 70H112ZM132 67H133V66H132ZM132 67H131V70L134 69V68L132 69ZM155 67H156V69H155ZM186 67H187V65H186ZM201 67H202V65H201ZM205 67H203V69H204ZM247 67H249V66H247ZM262 67H264V65H263ZM14 68H15V67H14ZM16 68H17V67H16ZM28 68H29V67H28ZM28 68H27V69H28ZM66 68H67V69H66ZM73 68H74L75 70H73ZM81 68H82V69H81ZM94 68H97V69H94ZM101 68H102V70H101ZM120 68H121V67H119V69H120ZM160 68H159V69H160ZM188 68H189V67H188ZM194 68H195V67H194ZM20 69H22V68H20ZM93 69H94L95 71H97V70L100 71V70H101L102 72L100 71L99 74H97L98 72H95L97 75H95L94 73H93V75H92L91 72H92ZM108 69H109V68H108ZM114 69H115V68H113V72H114ZM117 69H118V68H117ZM172 69H175V67L172 68ZM203 69H202V70H203ZM238 69H239V70H238ZM240 69H241V70H240ZM9 70H10V72H12L11 68H10ZM22 70H23V69H22ZM36 70H37V71H36ZM49 70H50V69H49ZM72 70H73V71H72ZM94 70H93V71H94ZM111 70H110V73H111ZM127 70H128V69H127ZM153 70H152V71H153ZM161 70H158V71H160V74H161L165 69H163L162 72H161ZM166 70H167V69H166ZM166 70H165V71H166ZM191 70H192V69H191ZM193 70H194V69H193ZM23 71H24V70H23ZM31 71H32V70H31ZM51 71H48V70H47V72H49V74L51 73ZM75 71H76V72H75ZM89 71H90V72H89ZM105 71H107V68L105 69ZM108 71H109V70H108ZM158 71H156V72H158ZM45 72H46V70H45ZM45 72L43 71V72H42V75H43ZM85 72H84V73H85ZM123 72H124V71H123ZM195 72H197V70H196ZM30 73H31V72H30ZM100 73H101V75H100ZM126 73H131V72L129 71V72H126ZM151 73H152V72H151ZM151 73H149V74H151ZM175 73H177V72H175ZM237 73H238L240 76H239ZM240 73H242V75H241ZM12 74H13V73H12ZM32 74H33V72H32ZM35 74H36V76H33V77H36V79L38 80V78L41 77V76H40L41 73H40V74H38V73H34V75H35ZM154 74H155V72L153 73V75H154ZM160 74H159V75H160ZM162 74H165V72L162 73ZM166 74H167V73H166ZM190 74H191V75H190ZM197 74H198V73H197ZM197 74H196L195 77H194L195 80L197 79V76H198ZM204 74H203V75H204ZM45 75L48 76L46 73H45ZM74 75H75V76H74ZM143 75H145V74H143ZM168 75H170V74H169V71H168ZM188 75H189V77H188ZM237 75H238V77H237ZM38 76H39V77H38ZM49 76H50V75H49ZM80 76H79V77H80ZM95 76H96V77L98 76V78H95ZM200 76H201V75H200ZM234 76H235V77H234ZM243 76H242V79H244ZM29 77H30V76H29ZM37 77H38V78H37ZM51 77L48 78V79L50 80ZM76 77H77V76H76ZM90 77H91V78H90ZM99 77H101V78H99ZM131 77H130V78H131ZM142 77H143V76H142ZM156 77H157V78H156ZM158 77L160 78V80L158 79ZM204 77H205V76H204ZM42 78H43V77H41V79H42ZM63 78H65L66 80L63 79ZM83 78H82V79H83ZM149 78H150L151 80H149ZM155 78H156V80L158 79L159 81H162V82H163V85L166 84V85L168 86V84L171 83L173 86L171 85V87H167V88L165 87L166 85H165L164 87H163V85L160 86L159 84H161L162 82H161V83L159 82V84H157L158 80L155 81ZM165 78H166V80H165ZM169 78H171V77L169 76ZM188 78H189L190 82L188 81ZM190 78H192V79H190ZM233 78H236L237 80L233 81ZM48 79H47V81H48ZM80 79H81V77H80ZM99 79H100V80H99ZM115 79H116V80H115ZM182 79H183V80H182ZM215 79H216V80H215ZM33 80H34V79H33ZM54 80H52V81L50 80V81L53 83V85H54V86L52 85V86H53V90H51V91H54V87H56V86L58 85V87H56V88H58L57 90H59V92H60L61 90H64V91L66 90V91H68V90L71 89V88H72V90H74V92H76L75 89H74V87L76 88V85H75V86L72 85V86H70V88H69L66 84L64 85V83H61V84H62V87H63V85H64V89H60L59 87H60L61 85L59 86V83H58L59 81L56 82V81H54ZM128 80H129V79H127V81H128ZM164 80H165V81H168V82H165ZM195 80H192V81H195ZM219 80H221L220 83H219ZM246 80H247V79H246ZM251 80H253V79H250V81H251ZM260 80H259V81H260ZM69 81H67L68 85H69V83H70ZM80 81H81V80H80ZM82 81H83V80H82ZM92 81H93V80H92ZM92 81H91V82H92ZM94 81H93V82H94ZM100 81H101V82H100ZM112 81H113V82H112ZM118 81L121 82V83H124V84L121 85V83H119ZM125 81H126V80H125ZM130 81H131V79H130ZM130 81H128V82H130ZM182 81H183L184 83H183ZM214 81H215L216 83H215ZM247 81H249V80H247ZM253 81L255 82V80H253ZM253 81H251V82H253ZM256 81H257V80H256ZM38 82H40V81H38ZM38 82H37V83H38ZM54 82H55L56 85L54 84ZM142 82H144V83H142ZM175 82H176V83H175ZM217 82H218V83H217ZM244 82H245V79H244V81H242V85H244V84H243ZM35 83H36V82H35ZM40 83H41V82H40ZM42 83H43V82H42ZM42 83H41L40 85L36 84L37 88H38L39 86H42ZM57 83H58V84H57ZM118 83H119V84H118ZM177 83H178V85H177ZM182 83H183V84H182ZM186 83H188V84H186ZM189 83H190V84H189ZM193 83H194V82H192V84H193ZM198 83L200 84L199 80H198ZM198 83H197V84H198ZM221 83L223 84V86L221 85ZM246 83H247V82H246ZM256 83H257V82H256ZM1 84H2V83H1ZM33 84H34V82H33ZM45 84H46V83H45ZM115 84H116V85H115ZM117 84H118L119 86H118ZM137 84H138V87L136 88L135 86H137ZM140 84H142L143 86L140 85ZM144 84H145V85H144ZM197 84H194V87H195ZM217 84L220 85V86H218V88H216V86H215V85H217ZM233 84H232V85H233ZM235 84L233 85L234 88L231 87L230 84H229L226 88L231 87L232 89H231V88H228L227 90L229 91V90L231 89V90H232L231 92H233V89H235V86H236ZM5 85H6V84H5ZM175 85H177V87L180 88V89L176 90V89L174 88V87H176ZM179 85H180V87H179ZM182 85H183V87H182ZM188 85H190V86L188 87ZM200 85H203V83H201ZM247 85H248V84H247ZM250 85H251V83H250ZM252 85H253V84H252ZM256 85H257V84H256ZM258 85H257V86H258ZM7 86H8V85H7ZM7 86H5V87H7ZM31 86H33V85H31ZM45 86H46V85H45ZM86 86H87V85H86ZM139 86H142V87H139ZM146 86L152 87V89L150 90V88H149V87H146ZM169 86H170V85H169ZM198 86H199V85H197L196 87L198 88ZM29 87H30V86H29ZM34 87H35V85H34ZM43 87H44V86H42V89H43ZM46 87H47V86H46ZM66 87L68 88V90H67ZM102 87H103V86H102ZM153 87H155V89H154ZM172 87H173V88H172ZM194 87H193V88L191 87V90H194ZM196 87H195V88H196ZM199 87H200V86H199ZM238 87L241 88V85H240V86L238 85ZM251 87H252V86H251ZM251 87H250V88H251ZM8 88H9V89H8ZM8 88H7L8 91H9V90L12 91V89H11L9 86H8ZM56 88H55V92H51V94L53 93L52 96L55 94L56 97H57V94H56V93H58V92H56ZM65 88H66V89H65ZM121 88H123V87H121ZM130 88H132V89H130ZM139 88H140V89L142 88V89L140 90ZM146 88H147V89L149 88V89L147 90ZM162 88H163V89H162ZM168 88H170V90H172V89L174 90V89H175V91H178V92H179V93L176 92V93H178V94H181L180 92L182 91V94H181V95H182L183 98L181 99V97L179 96V99H180L181 101H183V99L186 97L185 99L189 98L188 100H189L191 103H189L188 100L185 101V102L183 101V102L181 103V102H179V101H180L179 99H178L179 101H176L177 103H176V102H175V103H172V101L169 102L170 99H167V98H170V97H168V94H169V96H170V95L172 94V91H173V90L171 91V94H170V90H168ZM242 88H243V87H242ZM250 88H249V89H250ZM252 88H254V86H253ZM252 88H251V89H252ZM259 88L257 87L258 90H259ZM262 88H264V86H261L260 92H261ZM0 89H2V88H0ZM32 89H33V88L29 89V91H30V90L32 91ZM35 89H36V88H35ZM35 89H34V90H35ZM47 89H50V87H49V88L47 87ZM47 89H46V90H47ZM99 89H100V88H99ZM101 89H102V88H101ZM125 89L123 88V90H125ZM161 89H162V90H161ZM236 89H237V88H236ZM243 89H244V88H243ZM5 90H6V89H5ZM5 90H4L3 92H5ZM17 90H18V88H17ZM20 90H21V89H20ZM20 90H19V91H20ZM34 90H33V91H34ZM72 90H71V91H72ZM138 90H139V91H138ZM142 90H143V92H141ZM144 90L146 91V93H144V92H145ZM149 90H150V92H149ZM153 90H154V91H153ZM156 90H158V91H156ZM159 90H160V93H159ZM163 90H164L165 94H166V92H168V94H166V95H167L166 97H165V95H163V94H164ZM165 90H166V91H165ZM179 90H180V91H179ZM217 90H218V91H217ZM220 90H221V89H220ZM238 90H239V89L236 90L237 93L239 92ZM241 90H242V89H241ZM241 90H240V91H241ZM247 90H248V89H247ZM258 90H256V87H255V91H258ZM19 91H18V92H19ZM39 91H40V88H39V90H38V93H39ZM49 91H50V90H49ZM81 91H82V92H81ZM129 91H131L133 95L131 94V92L129 93ZM133 91H134V92H138V93H134ZM151 91H153L154 93H151ZM155 91H156V92H155ZM161 91H162V92H161ZM186 91H187V90H186ZM188 91H189V90H188ZM195 91H194V92H195ZM245 91H246V90H245ZM252 91H253V89H252ZM255 91H253V92L255 93ZM3 92H2V93H3ZM6 92H7V91H6ZM6 92H5V93H6ZM24 92H25V91H24ZM36 92H37V91H36ZM47 92H48V91H47ZM74 92L72 91L73 94H75ZM139 92H140L141 94H140ZM197 92H198V93H197ZM225 92H226V91H225ZM231 92H228V93L230 94ZM234 92H235V91H234ZM236 92H235V93H236ZM242 92H243V90L241 91V93H242ZM8 93H10V92H8ZM11 93H12V92H11ZM13 93H14V91H13ZM16 93H17V92H16ZM29 93H30V92H29ZM43 93H44V96L47 95V94H45V92H43ZM70 93H71V92H70ZM86 93H87V92H86ZM124 93H125V94H124ZM150 93H151V95H150ZM173 93L175 94V92H173ZM248 93H249V92H248ZM262 93H264V89L262 90L261 93L258 92L259 95H261ZM23 94H24V93H23ZM30 94H31V93H30ZM30 94H29V95H30ZM34 94H35V93H34ZM39 94H41V93H39ZM48 94H50V93H48ZM61 94H62V96H63V93H61ZM65 94H66V97H67V98H66V102H67L68 95H67V93H65ZM87 94H88V93H87ZM126 94L130 95V97L127 96L128 98H126ZM144 94H145V95H144ZM146 94L149 95V96H148V97H149V98H148V101H147V99H146V98H147V95H146ZM152 94H154V95L157 94L155 97H158V96H159L160 98H159V97H158V98H154V95L152 96ZM183 94H184L185 96H183ZM226 94H227V92H226ZM226 94H225V95H226ZM238 94H239V93H238ZM245 94L247 95V93H244V95H245ZM1 95H2V97L5 96L6 99H7V98H8V99H9V98H12V97H10V96H13V95H8L9 97H7V96H6L7 93H6V95H5L4 93L1 94ZM3 95H4V96H3ZM137 95H138V96H137ZM139 95H141V96H139ZM161 95H162L163 97L166 98V100L164 99V102H163V99H162V96H161ZM239 95H240V94H239ZM241 95H242V94H241ZM244 95H243V96H244ZM248 95H249V94H248ZM254 95H255V94H254ZM254 95H253V96H254ZM23 96H25V95H23ZM40 96H41V95H40ZM42 96H43V94H42ZM62 96H61V97H62ZM132 96L134 97V99L132 98ZM151 96L153 97V99H151V98H152ZM171 96H172V95H171ZM173 96H174V95H173ZM226 96H227V95H226ZM226 96H224V97H226ZM257 96H258V95H257ZM263 96H264V94H263ZM25 97H26V96H25ZM34 97L36 98V97H38V96H36V94H35V96H33V99H34ZM53 97H55V96H53ZM53 97H52V98H53ZM56 97H55V98H56ZM58 97H59V96H58ZM64 97H65V96H64ZM69 97H70V94H69ZM87 97H89V98H87ZM112 97H111V98H112ZM117 97H118V96H117ZM121 97H122V98H121ZM138 97H139V98H138ZM175 97H178V95L175 96ZM227 97H228V98H227ZM227 97H226V98H227L228 101H229V100H230V97H229V96H227ZM247 97L250 98V97H252V95H249V96H247ZM20 98H21V97H20ZM38 98H40V97H38ZM41 98H42V97H41ZM48 98L52 99V98L49 97V96H48ZM77 98H75V99H77ZM83 98H85V99H83ZM118 98H119V97H118ZM144 98H145L146 100H145ZM226 98H224V99H226ZM240 98H242V96H241ZM252 98H253V97H252ZM13 99H14V98H13ZM18 99H19V98H18ZM24 99H25V98H24ZM45 99H46V98H45ZM58 99H59V98H58ZM61 99H62V98H61ZM73 99H74V98H73ZM136 99H137V100H136ZM138 99H139V100H138ZM140 99H141V100H140ZM150 99H151L152 101H151ZM160 99H161V101H160ZM176 99H177V98H176ZM185 99H184V100H185ZM231 99H232V100L230 101L231 104H230V102L228 103L227 100H226V102H227L229 105H231V106H232V105H235V102H236V101L234 102L233 97H232ZM246 99H247V98H246ZM258 99H259V97H257V100H258ZM262 99H263V98H262ZM2 100H3V99H2ZM2 100H1V101H2ZM9 100H10V99H9ZM21 100H22V102H21L20 100H18V101H19V103L21 102L22 104H18V102H17V104L22 106V105H23V102H24V101H23V97H22ZM38 100H39V99H38ZM40 100H41V99H40ZM42 100H43V98H42ZM46 100H49V99H46ZM46 100H45V101H46ZM63 100H64V99H63ZM63 100H62V101H63ZM70 100H71V101H70ZM106 100H109V101L107 102V105H108V106L111 105L110 107H108L106 104H105L106 106L103 105V102H104V101L106 102ZM111 100H113V99H111ZM133 100H135V101H133ZM149 100L151 101V104H150V101H149ZM154 100H155V101H154ZM157 100H158L159 102H157ZM167 100H168V103L165 104ZM172 100H173V99H172ZM174 100H175V99H174ZM242 100H243V98H242ZM249 100H250V99H249ZM251 100H252V102H255V101H253V99H251ZM4 101H5V98H4ZM10 101H11V100H10ZM10 101H9V102H10ZM14 101H15V100H14ZM26 101H27V99H26ZM26 101H25V102H26ZM29 101L31 102V100H29ZM33 101H34V100H33ZM53 101H54V100H53ZM56 101H57V100H56ZM69 101H70V102H69ZM75 101H74V102H75ZM102 101H103V102H102ZM136 101H137L138 103H137ZM153 101H154V103H152ZM232 101H233V104H232ZM247 101H248V100H247ZM2 102H3V101H2ZM59 102H61V101L59 100ZM59 102H58V105H60ZM96 102H97V105L94 104V103H96ZM105 102H104V103H105ZM111 102L113 103L114 100L111 101ZM118 102H119V104H118ZM145 102H146V103H145ZM161 102L164 103V104L166 105V109H165V110H164V108H165L164 104H163V105H162V104H159V103H161ZM198 102H200V103H198ZM241 102H242V101H241ZM243 102H244V101H243ZM257 102H258V101H257ZM260 102H261V99H260ZM260 102H259V104L262 105V103H260ZM11 103L13 104V102H11ZM33 103H34V102H33ZM41 103L43 104V101H40V104H41ZM49 103H50V102L47 103V104H48L47 107H49ZM55 103L57 104V102H55ZM55 103H54V104H55ZM61 103H62V102H61ZM63 103H65V101H63ZM63 103H62V105H64V108H62V109H64V110H65L64 112H66L67 109H66L65 106H70V105H69V104H66V103H65V104H66V105H65V104H63ZM101 103H102L103 106L101 105ZM169 103H172V104H175V105H178V104H179V106H178V107H177V106H174V107H173L172 104H171V106H169V105H170ZM245 103H246V102H245ZM255 103H256V102H255ZM263 103H264V102H263ZM15 104H16V103H15ZM15 104H13V105L10 106L8 103L5 102V106H4V107H6V106H7V107H8V106L10 107V108L8 107L9 110L6 109V111H8L9 114H12V115H11V116H12L11 118H14V117H13V115H14L13 113H14V112H12L10 109H12V108L14 109ZM17 104H16V106H17ZM30 104H31V103H30ZM30 104H27V103H26V105H28V106L25 105V106H26L25 109H26L27 111L29 110V112H30V111H33V110L36 111V109H38L39 107L42 106V105H41V106H39V107H36V109L30 110V108H31V106H29ZM45 104H46V102L44 103L43 106H45ZM47 104H46V105H47ZM50 104H51V103H50ZM135 104H136V106H134ZM144 104H145V105H148V106H145ZM152 104H153V106L155 105L156 108H155V106H154V108H153V107H152ZM157 104H158L159 106H158ZM192 104H191V105H192ZM222 104L225 105L224 103H222ZM228 104H226V105H228ZM253 104H254V103H253ZM3 105H4V104H3ZM33 105H34V104H33ZM51 105H52V104H51ZM51 105H50V108H51ZM62 105H60V106H62ZM129 105L127 104V106H129ZM143 105H144V106H143ZM149 105H150L151 107H150ZM256 105H257V104H256ZM16 106H15V107H16ZM35 106H36V105H35ZM35 106H34V108H35ZM139 106H140V107H139ZM141 106H142V107H141ZM160 106H161V108H160ZM167 106H168V107H167ZM200 106H199V107H200ZM204 106H201V107H204ZM246 106H247V105H246ZM246 106H245V107H246ZM250 106H253V108L255 107L254 105H251V104H250ZM257 106H258V105H257ZM0 107H2V106H1V103H0ZM4 107H2V109H5ZM11 107H12V108H11ZM18 107H19V106H18ZM47 107H46V108H47ZM52 107H53V106H52ZM62 107H63V106H62ZM70 107H71V108H69V110H71V109L73 108L72 106H70ZM112 107H113V106H112ZM138 107L141 108L142 111H140V109H138ZM145 107H147V108H145ZM157 107H158V109H157ZM162 107H163V108H162ZM210 107H211V108H210ZM224 107H225V106H224ZM234 107L236 108L237 106H234ZM234 107L232 106V109H233ZM239 107H240V106H239ZM239 107H237V109H238ZM247 107H249V106H247ZM259 107H261V106H259ZM259 107H257V109L260 110ZM263 107H264V106H263ZM27 108H29V109H27ZM56 108H57V107H56ZM56 108H55V109H56ZM60 108H61V107H60ZM132 108H134V110H132ZM135 108H137L138 110L135 109ZM159 108L162 110L161 112H159V110H160ZM235 108H234V109H235ZM241 108H242V107H241ZM25 109H24V110H25ZM31 109H32V108H31ZM40 109H41V108H40ZM43 109H44V108H42L41 110H43ZM51 109H52V108H51ZM57 109H58V108H57ZM75 109H77V111H75ZM143 109H144L145 111H144ZM153 109H155L154 112H153ZM156 109H157L158 111H156ZM176 109H175V111H174L175 113H176V111H177ZM227 109H229V108H227ZM251 109H252V108H251ZM251 109H250V110H251ZM26 110H25V111H26ZM41 110H40V112H42L43 114H49V113L52 111V110H51L49 113H48V112L44 113V112L41 111ZM44 110H45V109H44ZM53 110H54V109H53ZM136 110H137V111H136ZM167 110H168V111H167ZM202 110H200V111H202ZM239 110H241V109H239ZM239 110H237V111H239ZM244 110H245V109H244ZM244 110H243V115H241V114H242L241 111H240L241 114L239 113V115H238V114H237V111L233 110V111L236 112V116H237V115L240 116V117L243 116V117H242L243 119L241 118L240 120H238V121H242V123H241V122L239 123L240 125H241V124H244V123H245V120H246V123H247V120H248V118H249V117H248L249 115H248V116H245V114H247V113H245L247 110H246L245 112H244ZM250 110H249V111H250ZM255 110H256V108H255ZM13 111H16V110L14 109ZM19 111H20V110H19ZM19 111H18V113H19ZM22 111H23V110H22ZM25 111H24V112H25ZM45 111H46V110H45ZM54 111H55V110H54ZM57 111H59V110H57ZM78 111H79V112H78ZM99 111H100L101 113H102V111H103V113L105 112V113L107 114V116H108V115L110 116L109 118H111V120H109L108 117H106V115L103 116V113H102L101 115H100V113H99V115L102 116V118L104 117L105 119H101V118H99L98 113H97V116H98V117H97V116H96V112H99ZM127 111H128V112H127ZM134 111H135V112H134ZM178 111H179V113H180V114L177 113V114H179V120H180V118H183V119H182V121H180V122H179V120H178V121L175 120V119H178V117H177L178 115H177V114H176V115H177L176 118H175V119L173 118L174 122H176V123L178 122V123H177V124H178V125H177V129L179 128L178 126H180L181 124H182V125L184 124L183 122H187V123H189L188 120H187V119H188V118H187L188 116H187V117L185 116V115L188 114L187 111H186V112L183 111L184 114H185L184 117L187 118V119H184V117L181 116V115H182V114H181V111H182V110H179V109H178ZM193 111H194V110H192V112H193ZM195 111H194V112H195ZM213 111H212V112H213ZM262 111H264V108H263ZM1 112H2V111H1ZM8 112H7V113H8ZM10 112H11V113H10ZM52 112H53V111H52ZM62 112H63V110H62ZM64 112H63V113H64ZM82 112H83V114H82ZM137 112H138V113H137ZM156 112H159V113H158L159 115L156 114ZM165 112H166L167 114H166ZM183 112H182V113H183ZM212 112H211V113H212ZM214 112H215V111H214ZM214 112L212 113L211 117L214 115ZM221 112H220L219 114H223V113H221ZM253 112H255V111H253ZM253 112H252V113H253ZM5 113H6V112H5ZM18 113H17V111H16V113H15L16 118H19L18 116H19L20 114H19V115H16V114H18ZM21 113L23 114V112H21ZM26 113H27V112H26ZM26 113H25V114H26ZM33 113H34V112H32V114H33ZM36 113H37V112H36ZM38 113H39V111H38ZM77 113H78V114H77ZM108 113H109V114H108ZM129 113H130V115H129ZM153 113H154L155 115H154ZM186 113H187V114H186ZM189 113H190V112H189ZM196 113H197V112H196ZM225 113H226V112H225ZM227 113H228V112H227ZM248 113H249V112H248ZM27 114H28V113H27ZM30 114H31V113H30ZM30 114H29V115H30ZM34 114H35V113H34ZM34 114H33V115H34ZM70 114H71L70 111H69V114H68V111H67V114H66V113H65L64 115L62 114L63 117H61L59 114H57V115L60 116V118H63V119H64L67 115L70 116ZM116 114H114V115H116ZM119 114H118V117H119ZM135 114H136V116H138L137 114H141V116L139 115L138 117H134ZM150 114H151V115H150ZM173 114H174V113H173ZM200 114H202V112H201ZM208 114H209V115H208ZM228 114H229V113H228ZM255 114H256V113H255ZM7 115H8V114H7ZM7 115H6V116H7ZM39 115H40V114H39ZM51 115H52V114H51ZM71 115H72V114H71ZM83 115H84V116H83ZM87 115H88V116H89V115L92 116V117H91V120L93 119L94 116H96V117H95L93 120H95L96 118H97V120H98V118H99L100 120H98V124H100V125L103 123V121H105L106 123L108 122V125L105 124V125L103 126V124H102V125H101L102 127H100V125H97V123H96L97 121H96V122H95V121H93V122L90 121V120H89V119H90V118H89L90 116L88 117ZM131 115H132V116L134 115V116L132 117ZM146 115H145V116L143 115L144 118H145V117L148 118V116H146ZM190 115L192 116V113L189 114V116H190ZM197 115H199V114H197ZM207 115H208V116H207ZM217 115H218V114H217ZM252 115H253V114H252ZM262 115H263V114H262ZM30 116H31V115H30ZM35 116H36V118L38 119L39 116H37V114H35ZM46 116H49V115H46ZM46 116H45V117H46ZM52 116H56V113L53 112V115H52ZM58 116H56L57 119H60V118H58ZM64 116H65V117H64ZM72 116H73V115H72ZM180 116H181V117H180ZM191 116H190V117H191ZM199 116H200V115H199ZM224 116H225V115L223 114V118H224ZM228 116H229V115H228ZM231 116H232V115H231ZM250 116H251V115H250ZM253 116H254V115H253ZM255 116H256V115H255ZM257 116H258V115H257ZM8 117H9V115H8ZM20 117H21V116H20ZM32 117H33V116H32ZM43 117H44V116H43ZM49 117H51V116H49ZM85 117H87V118H85ZM190 117H189V118H190ZM213 117H216V115H214ZM234 117H235V116H234ZM244 117H245V118L247 117V118L245 119ZM21 118H22V117H21ZM21 118H20V120H19V119H16L17 122L11 119L10 122H13V121H14L13 124H16V123L19 124L18 121L21 122ZM27 118H28V117H27ZM36 118H35V117H33V119L31 118V121H32V123L34 124V125L32 124L33 126L38 125V124H36V120H37ZM40 118H41V117H40ZM53 118H54V117H53ZM67 118L70 119V118H72V117L69 118V117L67 116ZM83 118H85V119L83 120ZM135 118H136V119L138 118V121H137ZM191 118H192V117H191ZM191 118H190V119H191ZM225 118H226V117H225ZM251 118H252V117H251ZM23 119H24V118H23ZM28 119H29V118H28ZM34 119H35V120H34ZM55 119H56V118H55ZM57 119L54 120V121L56 122ZM86 119H87V120H86ZM106 119H107L108 121H106ZM118 119H119V118H118ZM134 119H135L136 121H135ZM163 119H164V118H163ZM163 119H162V120H163ZM190 119H189L190 123H189L188 128H190V124L193 123L192 119H191V120H190ZM200 119H201V118H200ZM226 119H227V118H226ZM238 119H239V117H238ZM252 119H254V118H252ZM258 119H262V117H261V118H258ZM9 120H10V119H9ZM9 120H8V121L6 120V121L9 122ZM33 120H34V121H33ZM38 120L41 122V120H43V118L38 119ZM38 120H37V121H38ZM51 120H52V119H51ZM51 120H49L48 122H51ZM61 120H62V119H61ZM65 120H66V122H67V121H68V122L70 121V120H67V119H65ZM78 120H79V122H78ZM131 120L134 121V122H131ZM140 120H141V119H140ZM145 120H147V119H144V122H145ZM149 120H151V121L153 120V121H154L153 127L156 128V126L158 125V124L156 125V122H157L158 120L150 119V118H149ZM149 120H148V121H149ZM162 120H161V121H162ZM164 120H165V119H164ZM164 120H163V121H164ZM170 120H168V121H170ZM183 120H184V121H183ZM185 120H186V121H185ZM201 120H203V119H201ZM201 120H200V121L198 120V123H200ZM228 120H229V119H228ZM249 120H251V119H249ZM249 120H248V123H247V124H244V125H241V126H244V127H245V125H246V126L248 125L249 128H248V127H247V128H248V130H249V134H250V137H251V138H250L249 142H247V140H245V141L243 142V141H242L243 138H242V139H241V143H239V144H242V142H243L244 144H242L241 146H238L236 149H234L235 146H237V145H238V142H240L239 132H238V131H233V130H231V129H229V128H228V130H225L226 128L223 129L224 132H221V133L218 132L219 129H216V130H218V131H213V132H215V133L217 132L216 134H214V133H213V134H207V135H211L212 138L209 137V136H207V135H206L207 137H205V134H206L207 132H206V131H203V129H202V132H206V133L203 134L204 136H202V134H200V133H199V135H200L202 138L204 137V140H203L201 137H200V138H201V139H200L199 137L195 136V139H196V138H197V139L199 138V139L201 140V142H200V140H197V139H196V142H197V143H196V142L194 141V139H193V138H194V135L192 136V133L187 132V131H188V128H187V127H186V128H187V131H186V129H185L184 132H185V133L187 132V134H189V135H187L188 137L186 138V135H183L184 132H183L182 130H180L181 128L178 129L177 132L182 131L183 133L181 132V133H180V136H178L177 134H179V133H177L176 131L174 132V130H176V129H175L176 127L174 126L175 128L173 129V125H175L176 123L173 124V123H174L173 121H172L173 123L171 122L172 126H171L170 124H168L167 120H165V122H164V123L167 122L168 125H167V124H166V125L169 126V127H171V128L173 129V130H170V128L165 129L166 127L163 126L164 129L166 130V132H167V130H168V132H167V133L169 134L168 136H167V133H165L163 130H161L162 126H161V128L159 127L160 130L158 129L159 132H160V134H162V135L159 134V132H158L157 129H152L153 132L156 130V134H154L155 132L152 134V133H151L152 130L150 131V129L148 128V130L150 131V132H149L150 134L147 132V134L149 135V137H148V135H147V140L150 138V136H151V139H150L151 141H152V139H159V140H157V141L155 140V143H153L154 141H152L153 144H151L148 148H149L150 150L154 151V152H156V150L159 151L161 148H163V149H165V150L163 151V149H162L161 151L164 152V153H166L165 151H167L166 155L171 151V150H168V149H172L171 153H173V155L168 154V155L170 156V159H169V160L167 159V160L170 161V162H168L167 160H164L163 158H162V160H158V159L154 156V154H152V153H150V152H148V154L145 153V152H144V153H142V152H136L135 155H134V163H135L134 170H135V172L132 174V175H133V178H132V179H131V178H130V179H126V180H123V181L120 180V179L117 180V178L115 177L116 175L113 174V173H111V174H105V175L102 174V175H101V172H100L99 168H98L96 165H95V166L92 165V163H91L92 161L89 162L90 165H89V167L87 168V170L84 171V172L82 171L83 173L81 174V172H80V169H81V168L79 169V168H78V165H79V167H80V164H81L80 161H81V160H84V158H82V157H85L86 154L84 155V151H81V150L78 151V148H77L78 146L72 141L73 139L70 141V142H72V143L69 142V143H70V146L73 145L72 148H69V147H70L69 145H68V147H66V145H67V143H68V139L65 140V141H67V143H65V142H63V141L61 140V137H60V140H61L60 143H61V144L65 143V144H66V145L64 144L65 147H64L63 145H60V144H59L60 146H62V148H59V145L57 146V145L55 144L57 147L54 148V146H55L54 143H53V144L49 143L50 146L47 145L48 148L51 147V145H54L53 147L50 148V149H52V150H53V149L56 150V149L58 148L57 151H56L57 154H56V153H53L55 150H53V152L50 150V151L52 152V156L55 157V158L57 159V160H56V159L53 158V159L55 160V161L53 162V161H52V158H51L52 156H51V154H49V153H51V152H48V151H47V152H48L47 154L50 155V156L48 155L49 157H48V156H45L46 153H44V155H43V152L40 150V146H41V145H38V144L40 143V142H38V141L41 139V137H42L43 135H44L43 137H45L46 135H45V134H43V135L41 134V135H40V133H38L39 130L37 131V128L39 127V125L37 126V128L31 126V131H30V132L27 131L28 134H29V136L26 134L27 132L24 134V135H27V136H28V139H27V140H29V142L26 143V142L24 141V140H25V139H24V140H23V141H24L23 144L25 143L26 145H28V146H27L28 148H27L26 146H25V147H26L27 149H29V152L31 151V149H32L33 147L36 148V147L38 146L39 149H38V147H37L36 150H37V151L40 150V151L42 152V155H41V156H43V157L45 156L44 158H47V157H48V158H47V159H48V163L51 162L49 165H48V163H45V165H46V164L48 165V167L46 168L45 165H44V163H42L41 161L38 160L39 158L37 159V161H36V159H34L35 157H36V158L38 157V156L36 155L37 153H35V156H34V153H33V155H32V156L34 157V158L32 157V159H34L36 162H38V161H39V163L41 162V163L44 165L43 168H44V169H47V171H50V172H47V171H46V173H48L49 176L44 177L43 180H44V181H48V180H49V181H51V180H55V181H56V180H58V181H57L58 184H55V182L53 181L54 183L51 182V184H50L51 186L47 183L48 188L44 186L45 188H47V189H45V190H47V192H45L44 190H42V193H43V191H44V195H47V196H45V198H47L48 196H51V195H49V192H48V189H49V188L53 187V189H54V190H52L53 192H55V190H56V191L58 190L59 193H60V190L63 191L62 189H63V188H66V187L68 188V185H69V188H70V192H71V193H69V190H67V188H66V190L64 189L65 192H64V193L62 192L63 194H61V193H60V194H61L62 196H63V195L65 196V193H66V194L69 193V194H70L69 196H70L71 199H70L69 197L66 198L67 196H65V198H64V196H63V198H62V196H59L60 199H62V202H61L60 199H59V203L61 202V205H62V206L65 205L64 207H67V206H68L69 210L71 211L72 209H74V206H72V205L76 204L75 202H77V205H75V210H73L76 214H75V213L69 214V213H70V212H69L68 215H67V213H66L67 217L65 216V219H62V217H61V218H60V217L57 218V217H56V216H57L56 213H53V216L55 215L54 217H56L55 219H57L58 223H64V220H65V223H67L66 220L69 219L68 216L71 215V216H70V217H71L70 219L73 220V223H76L75 225L78 224L81 228L78 227V225L75 226L74 224H72V221H71V220H70V221L67 220L69 223H71V225H70L69 223L67 224V226L70 225L71 230H69V229H66V230H65V229H64V228H66L65 224H63L64 228H63L62 224H59V226H61V228H60V227H57V228H60L61 230H60V229H57V230L60 231L61 233L58 232V231L55 229V230L53 231L54 233L51 232V235H52V234L54 235V234H57V233L59 234V233H60V235L63 237L64 235H62V232H64V234H65L67 230H69V232H67V233L70 234L71 232H73L72 234L75 235V233H74V229H72V226L74 225L73 228L76 227V228H77V232H80V233H77V232H76V234H77L76 236H77V237L75 236L74 239L77 238V240H78L79 236H81V234H84V235L82 236L81 239L79 238L80 240L84 241L85 239L83 240V238H85L84 236H85V234H87V232L84 233L82 227L85 226V228H84L85 231H86V230L88 231L89 229H90V230L92 229L90 232L93 233V234H92L93 236H96V238H94V237L90 234V232H88V236H89V234H90V235H91V236H90L91 238L88 237V236L86 235V240L88 239V240H89V243H93V242H94L95 244H92V245H95L94 247L97 248L98 251L100 250L99 248L101 247V246L97 247V246L99 245L98 242H103V241H104V238H107V242H106V241L103 242V246L105 247V248L103 247V248H104V251L100 250V254H101V256H102V252H106L105 250H107V255H105V254H106V253H105V254H104V255H105L104 258L102 257L103 259H102V258L99 259L100 257L97 258V256H96V258H97L98 260L94 259V262H95V263H92V264H150V263H151V264H152V263L154 264L156 259H158V260L156 261L155 264H157V263H158V264H167L169 261L167 260V261H168V262H167V261H165V260H166V258H168L170 255H167V256H166L165 253L168 252L169 248H172V246H173V248H175L177 245H178V246H177L178 249H180L181 252H182L184 246H183V245H182L183 247L181 246V244H180V243H181L180 240H183L184 237L186 238L185 240H186L187 242H186L185 240H184V241H185L186 243L189 242V244H192V248L194 247L193 244H194V245H197V246H195V247L192 249L193 252H191V250L188 248V250L190 251V252H188V253H190V254H187V256H186V253H187V252H186V249H187V248L185 249V247H188L189 244H187V245L184 247L183 253H184V255L186 256V258L183 257L182 260H183V262H184L185 260H187V264H188L190 261H191L192 263H193V261H194V264H196V263L198 264V263H200L201 261H205V262H202V263H207L209 260L212 261L213 259H210L209 257H210V256H211V257H213V256L215 257L216 252H217L216 255H218V259L216 258L217 256L215 257L216 260H215V258L213 257V258H214V261H212V263H211V261H210V263L208 262V264H215V263H220V264H221L222 261L224 262V260H221L222 258L220 259L221 256H219V255H220L219 253H220L221 251L218 252V250H217L218 245L214 244V243H217V244H218L217 241H219V244L221 243V244H220L221 247L223 246L222 249L220 248V250L223 251V252L221 253V255L223 254L222 256H225V254L228 253V254H226V255H228V256H230V257H231V255H232V256H240V257H241V258H240V257H235L236 259L238 258L237 261L231 262V261H233V259H234V260H236V259H235L234 257H231V258H230V257H228V256H227V258H226V256H225V257L223 258V259L226 258V259H225V263H227V264H234V263H235V264H236V262H237V264H245L244 261H243L244 263H242V262L240 263V262L238 261V260L242 261L243 259L246 258L245 256L242 257V255L240 254V251H239V250H240L241 247H242V249H243V247L246 248L247 245H246V246L244 245V239H245V241L247 242V239L250 238V236L247 235V236H248V238H247V236L244 237V236L246 235L245 233H242L243 236H242L241 234H240V235H241V236H240V235L237 233V234L240 236V238H239V236H238L240 243L243 244V245L240 244V247L238 248V247H236L238 244H237V245L235 244V246H233V245H234L233 243H235V240L232 239L233 237H231V236L235 233L234 238H235V237L237 238V236H236V235H237V234H236L237 231L232 230V232H228V233H230V236H229L228 233H226L228 230L224 232V233H226L227 235H225L223 232L221 233V230L223 231V230L226 228V226L229 225L228 223H229V221H231V219H232V221L230 222V224L233 223V225H231V227H230V225H229L228 228H227V229H229V231H230L231 228H233V226H234L235 224H237V223H234V222H237V220H238L237 218H238L239 216H241V215L244 216L245 214L247 215V217H246V215H245L244 217H246L247 220H246L245 218H244V220H245V222H246V221L248 222V220H249V223H245V222H243V223H245V224H247V225H250V227H251V226L254 227L253 225H255L256 222H255V220H253V219H255V217H257V216H256L257 214L254 213V212H252V213H254V214H252V213H251L252 210H251V211H249V210H250L251 208H253V206H254L253 204H255V202H256L255 205H257L258 202L261 203L260 198H262V197L264 198V192H263V191H264V190H263L264 188H263L262 186H261V188H263V189L261 190V188H260V185H263V184H264V145H263L262 143H260L259 145L262 146V147H259V148L257 147L258 149L256 148V146H254V144H255V140L253 139L254 134H253V128H252V127H254L255 132H256L257 130H259V129H258L257 127H255V125H257V124H254L253 121H252V124H250L251 121H250V123H249ZM255 120H256V119H255ZM43 121H44V123H43ZM43 121H42V123H39V122H37V123H39L40 125L44 124V125L47 126V123H48V122H47V119H45V120H43ZM52 121H53V120H52ZM54 121H53V124H54ZM76 121H77V122H76ZM101 121H102V122H101ZM124 121H125V122H124ZM126 121H127V124H126ZM141 121L143 122V119H142ZM153 121H152V122H153ZM155 121H156V122H155ZM163 121H162V123H163ZM204 121H205V120H204ZM204 121H203L202 123H204ZM209 121H211V118L209 119ZM212 121H213V120H212ZM212 121H211V122H212ZM222 121H223V120H222ZM235 121H236V120H235ZM235 121H234V122H235ZM258 121H259V120H258ZM258 121H257V123H258ZM25 122H26V119H25ZM25 122H24V124L21 122V124H22V125H26V124L28 123L27 126H29V129H30V125H29V122H30V121L28 120V122H26V124H25ZM46 122H47V123H46ZM58 122H59V121H58ZM58 122H57V125H58ZM68 122H67V123H68ZM81 122H82V123H81ZM91 122H92V124H94V125H95V123H96V128H97V126H98V129L95 130V133H94V131H92V129H95V126H93V125L91 124ZM94 122H95V123H94ZM100 122H101V123H100ZM109 122H110V123H109ZM121 122H122V124H124V125L126 124V126L121 125ZM146 122H147V121H146ZM146 122H145V123H146ZM158 122H159V121H158ZM158 122H157V123H158ZM191 122H192V123H191ZM223 122H224V121H223ZM226 122H228V121H226ZM243 122H244V123H243ZM263 122H264V121H263ZM59 123H60V125H58V126L66 127L65 125H61V123L64 124L65 122H59ZM67 123H65V124H66L67 127H68V125L71 124V122H69V124H67ZM159 123H160V122H159ZM169 123H170V122H169ZM179 123H181V124L179 125ZM187 123H185V125H187ZM228 123H229V122H228ZM228 123H226V124H228ZM255 123H256V122H255ZM11 124H12V123H11ZM18 124H17V125H18ZM21 124L19 125L20 127H18V128H20V129L23 128V129L25 130V127H24V126L21 127ZM30 124H31V123H30ZM53 124H52V125H53ZM119 124H120V125H119ZM135 124H136V125H135ZM149 124L151 125V123H149ZM204 124H205V123H204ZM253 124H254V125H253ZM260 124H261V123H260ZM17 125H14V126H17ZM48 125H49V123H48ZM54 125H56V123H55ZM109 125L112 126V127L109 128ZM142 125H143V124H142ZM150 125H147V126L152 127V126H150ZM154 125H155V126H154ZM194 125H195V124H194ZM217 125H219V122H218ZM220 125H221V124H220ZM220 125H219V126H220ZM222 125H223V124H222ZM232 125H233V124H232ZM27 126H26V128H27ZM42 126H43V125H42ZM46 126H43L44 128H43V127H41V128H42V129H45L46 132H47V127H49V126H47V127H46ZM91 126H92V127H91ZM105 126H106L107 128H109L110 133H107V130H108V129H106V131H104V132L102 131V130H103L102 128H104ZM130 126H129V129H130ZM133 126H132V128H133ZM144 126H145V124H144ZM144 126H141L142 129H143ZM158 126H159V125H158ZM202 126H204V125L201 124V126H199V128L202 127ZM205 126H206V124H205ZM207 126L209 127V125H207ZM229 126L231 127V125H229ZM229 126H228V127H229ZM63 127H62V128H63ZM78 127H79V125H78ZM78 127H76V128L78 129ZM83 127H84V126H83ZM83 127H82V128H83ZM93 127H94V128H93ZM106 127H105V128H106ZM125 127H126V128H125ZM138 127H140V126L137 125V129H138ZM153 127H152V128H153ZM191 127L193 128V127H196V126H193V125H192ZM213 127H214V128H217L218 126H217V127L213 126ZM221 127L223 128V126H220V128H221ZM224 127H225V126H224ZM263 127H264V126H263ZM13 128H14V127H13ZM32 128H35V129L32 130ZM39 128H40V127H39ZM49 128H50V127H49ZM51 128H52V127H51ZM51 128H50V130L54 131V129H51ZM53 128H55V129L57 128V129H58V127H56V126H54ZM59 128H60V127H59ZM68 128H69V127H68ZM68 128H64V129H68ZM70 128L74 129V127H70ZM99 128H100L101 130H100ZM113 128H114V127H113ZM116 128H117V127H116ZM135 128H136V127H135ZM184 128H185V127H184ZM199 128H197V129H199ZM209 128H211V127H209ZM231 128H232V127H231ZM255 128H257V130H256ZM29 129H28V130H29ZM64 129H63V130H64ZM133 129H134V128H133ZM137 129H135V130H137ZM162 129H163V128H162ZM195 129H196V128H195ZM244 129H245V128H244ZM9 130H10V129H9ZM9 130H8V131H9ZM12 130H13V129H12ZM12 130H10V134L13 133V132H11ZM14 130H15V129H14ZM80 130H82V129L80 128ZM83 130H84V129H83ZM97 130H99V131H97ZM113 130H114V129H113ZM127 130H126V131H127ZM131 130H132V129H130V131H131ZM135 130H133L134 132H133V131H131V132L135 133ZM138 130H139V129H138ZM140 130H141V129H140ZM169 130H170V131H169ZM189 130H190V132H191V129H189ZM200 130H201V129H200ZM212 130H214V129H212ZM220 130H222V129H220ZM229 130H230V131H229ZM40 131H41V130H40ZM52 131H51V132H52ZM56 131H57L59 134H58V135L55 134V135L59 137V135H60V131H59V129L56 130ZM75 131H76V130H75ZM101 131H102V132H101ZM130 131L128 130V133H129ZM143 131H144V129H143ZM145 131H146V128H145ZM145 131H144V132H145ZM161 131H162V132H161ZM192 131H193V130H192ZM194 131H195V130H194ZM246 131H247V129H246ZM68 132H69L70 134H72V133H71L72 131L70 132L69 129H68ZM68 132H67V133H68ZM73 132H74V131H73ZM98 132H99V133H98ZM131 132H130L128 135H131ZM137 132H138V131H137ZM157 132H158V133H157ZM173 132H174L175 134H174ZM202 132H201V133H202ZM211 132H212V131H211ZM255 132H254V133H255ZM6 133H7V132H6ZM6 133H5V135H4L5 137H6L7 134H9V133H7V134H6ZM43 133H44V132H43ZM63 133H66V132L64 131ZM79 133H81V131H80ZM79 133H78V134H79ZM92 133H93V134H92ZM133 133H132V135H135V134H136V133H135V134H133ZM140 133H141V132H140ZM218 133H219V134H218ZM256 133H258V134H257L258 137H261V139L264 140V131H260V130H259V131L256 132ZM10 134H9V135H10ZM14 134H15V133H14ZM14 134H13V137H14L15 135H17V133H16L15 135H14ZM49 134H50V133H49ZM53 134H54V133H53ZM53 134L51 133L50 136L52 137ZM75 134H74V135H75ZM157 134H158V135H157ZM163 134H164V136H163ZM173 134H174V135H173ZM181 134H182V135H181ZM72 135H73V134H72ZM156 135H157V137H156ZM175 135H176V136H175ZM197 135H198V134H197ZM19 136H20V135H19ZM27 136H25V137H27ZM40 136H41V137H40ZM47 136H49V135H47ZM47 136H46V138H47ZM62 136H63V134H62ZM68 136H69V135H68ZM82 136H83V137H82ZM137 136H138V135H137ZM141 136H142V134H141ZM154 136H155L156 138H155ZM166 136L169 137V138L166 139V138H167ZM177 136H178V137H177ZM183 136H184V137H183ZM190 136H191V138H192L193 140H192L191 138H189ZM5 137H4V139L2 138V139H3L2 141H5V140H6ZM7 137H8V136H7ZM23 137H24V136H23ZM23 137H22V138H23ZM51 137H50V139H51ZM54 137H55V136H54ZM54 137H53V138H54ZM66 137H67V136H66ZM69 137H71V135H70ZM88 137H89V138H88ZM129 137H130V136H129ZM138 137H140V136H138ZM142 137H145V134H144V136H142ZM153 137H154V138H153ZM159 137H161L162 140H161V138H159ZM172 137H174L173 140H172ZM179 137H180V138H179ZM181 137H183V138H181ZM208 137L211 138L212 140L208 139ZM238 137H239V138H238ZM16 138H17V137H15V139H16ZM34 138L39 139V140H36L37 143H34V145H35L36 147L32 144V143L34 142V141H33ZM46 138H45V139H46ZM53 138H52V139H53ZM67 138H68V137H67ZM71 138H72V137H71ZM71 138H70V139H71ZM164 138H165V139H164ZM188 138H189V139H188ZM205 138H206V140H205ZM10 139L13 140V138H11V137H10ZM43 139H44V138H43ZM45 139H44V141H45ZM47 139L50 140L49 138H47ZM47 139H46V141H47ZM57 139H58V138H57ZM89 139H90V140H89ZM117 139H118V137H117ZM117 139H116V140H117ZM120 139H121V138H120ZM129 139H130V138H127V137H126V138H124V139H122V140H123V141H130ZM175 139H176V140H175ZM185 139H186V140H185ZM207 139H208V140H207ZM17 140H18V139H17ZM27 140H26V141H27ZM58 140H59V139H58ZM77 140H78L80 143H81V142L83 143V142L85 141V143H83V145H82V144L80 145V143L77 142ZM163 140H165V141H163ZM179 140H180V141H179ZM184 140H185V141H184ZM191 140H192V141H191ZM202 140H203V141H202ZM238 140H239V141H238ZM10 141H11V140H10ZM13 141H14V140H13ZM15 141H16V140H15ZM15 141H14V142H15ZM20 141H21V139H20ZM40 141H41V140H40ZM86 141H87V143H86ZM182 141H183V142H182ZM186 141H188V142H186ZM190 141H191L192 143H193V141H194V142L196 143V145L200 148V150H201V149H202V150L205 149L204 152H203L202 150L200 151V152H203L202 154H204V155L207 156L205 159H208V158L213 159L214 157H215V158H216V157L218 158L219 156L221 157V155H222V158H223V156L225 157V155H223V154H224L226 151H227L228 153L231 152L233 155H235L236 158H237L235 161H237V160L239 159L238 162H240V163H241V162L244 163L245 166H243V167H245V168H244L245 172L243 171V167H242V166H241V167L239 166V163H237V162L235 163V162L232 160L233 157L230 158L231 160L228 158V156L231 157L232 154H231V155H228V156L226 155V158H228V160H230L231 162H228V163H227L224 159H222V158H220V157H219V160H220V161H222V160L225 161V162L230 166V167H228L229 170H233V169H235V172L237 171L236 173H238V171L241 170V168H242V171H243V172L239 171V173H238L236 176H238V175L241 176V173H242V175H243V173H244L245 177H244V176H241V177H244V179H242V178H240V177L238 176V180L240 179L239 181H240V182H243V183L240 184V185L237 184V183H240V182H239L238 180H235V179H236V176H234L235 174H232V175L234 176V178H235V179H234L233 177L231 178V175L228 176V175H226V173H222V172H225L224 170H225L226 165H227L225 162H224V163H225L226 165H224V164H222L221 162H219V163H221L222 165H224L223 168H222L223 171H222V169H221V166H222V165H219V166H220L219 169H221L222 172H220V170L217 169V167H218V166H216L217 163H216L215 166H214L215 168H212L213 165H212V167H211V164H212L211 162H210V166H209L208 168H205L204 165H202V164H203V162H202V160H201V159H202V158H201L202 156L200 157L201 153H199V150H198L199 148L195 145V143H193V145H194V146H193L192 143H191ZM237 141H238V142H237ZM8 142H9V140H7V144H9ZM17 142H19V141H17ZM17 142H15V143H17ZM42 142H43V141H42ZM47 142H48V141H47ZM49 142H51V140H50ZM54 142H55V141H54ZM58 142H59V141H58ZM58 142H55V143H58ZM62 142H63V143H62ZM88 142H89V143H88ZM146 142H147V141H146ZM158 142H159V143H158ZM168 142H169V143H168ZM172 142H173V144H172ZM178 142H179V143H178ZM185 142H186V143H185ZM203 142H206L205 145H203L204 147L202 146V143H203ZM246 142H247V143H246ZM4 143H5V142H4ZM4 143H3V144H4ZM10 143H11V142H10ZM15 143H14V144H15ZM28 143H29V144H28ZM69 143H68V144H69ZM73 143H74V144H73ZM148 143H149V141H148ZM162 143H163V144H162ZM166 143H167L168 145H167ZM174 143H175V144H174ZM180 143H181V145H179ZM189 143H191V144H189ZM236 143H237V144H236ZM7 144H6V145H7ZM12 144H13V142H12ZM14 144H13V145H14ZM20 144H21V142H20ZM23 144H22V145H23ZM36 144H37V145H36ZM40 144H41V143H40ZM46 144H47V143H46ZM84 144H85V145H84ZM96 144H97V143H96ZM157 144H158L159 146H158ZM171 144H172V145H171ZM177 144H178V145H177ZM185 144H186V145H185ZM187 144H189V145L192 146V147L190 146L191 149H189L190 147H188ZM200 144H201V145H200ZM203 144H204V143H203ZM0 145H1V144H0ZM4 145H5V144H4ZM10 145H11V144H10ZM10 145H9V147H10ZM16 145H17V144H15V146H16ZM30 145H33V146L31 147ZM160 145H164V146L161 147V148L159 149ZM173 145H174V147H172ZM176 145H177V146H176ZM182 145H183V146H182ZM233 145H234V148L232 147ZM11 146H12V145H11ZM17 146H18V145H17ZM17 146H16V147H17ZM19 146H20V145H19ZM29 146H30V147H29ZM43 146H44V144H43ZM166 146H168V148H167ZM169 146H170L171 148H170ZM180 146H181V147H180ZM186 146H187V147H186ZM205 146H206V147H205ZM1 147H2V145H1ZM12 147H13V146H12ZM16 147H13V148L16 149ZM44 147H45V146H44ZM63 147H64V148H63ZM74 147H75V149H74ZM95 147H96V146L94 145L92 148H95ZM177 147H179V148H177ZM193 147H194L195 150H198V151H195V152H196V153L198 152L197 154H198L199 157L201 158V159H200L201 161L198 159V162L200 161L199 164H198V163L195 164V162H197V161H195V162L193 161L192 163H189L190 161L188 162L189 157H190V156H189V155H190V152H191V156H193V153H192L193 151H191ZM196 147H197V148H196ZM201 147H202V148H201ZM228 147L230 148L229 151L227 150V149H229ZM4 148H5V146H4ZM13 148H12V149H13ZM26 148H25V149H26ZM66 148H67V150H69V153L72 151V152H71V155L73 154V156H74V153L76 154L75 156H77V157H75V156H74V157H75V159L77 158V159H76L77 161L74 159L73 156H72V157L69 156L70 154H68V152L66 151ZM86 148L89 149V150H86ZM99 148H98V149H99ZM184 148H185V151H183ZM186 148H188V149H186ZM27 149H26V150H27ZM63 149H65V150H63ZM71 149H72V150H71ZM73 149H74V150H73ZM158 149H159V150H158ZM166 149H167V150H166ZM174 149H175V150H176V149H177V150H178V149H182V150H180L181 152H177V150H176V154H174V153H175V151H173ZM206 149H207L208 151H207ZM0 150L2 151L1 148H0ZM9 150H10V148H9ZM9 150H8V151H9ZM43 150H44V148H43ZM76 150H77V152H76ZM188 150H189L190 152H189ZM65 151H66V153L68 154V157L72 158V159L75 160L76 162L73 161L74 163H70V162H69V160H70L69 158H68L69 160H68V159H65L66 153L63 154V152H65ZM86 151H87V152H86ZM95 151H96V150L94 149V152H95ZM178 151H179V150H178ZM187 151H188V153H187ZM206 151H207V152H206ZM2 152H3V151H2ZM13 152H15V150H14ZM22 152H23V151H22ZM29 152H28V150H27V153H29ZM38 152H39V151H38ZM44 152H45V151H44ZM78 152H80V153H78ZM81 152H82L83 154H82ZM90 152H89V153H90ZM162 152H161V153H162ZM183 152H184L185 154H189V155H185ZM195 152H194V153H195ZM205 152H206V153H205ZM0 153H1V152H0ZM9 153H11V151H10ZM25 153H26V152H25ZM31 153H32V152H31ZM89 153H87V155H88ZM207 153L209 154V157H208ZM12 154L14 155L15 153H12ZM17 154H18V153H16L15 155H17ZM47 154H46V155H47ZM53 154H54V155H53ZM77 154H79V155H77ZM91 154H90L89 156H91ZM95 154H96V152H95ZM95 154L93 153L92 156H94ZM181 154H183V155H181ZM225 154H226V153H225ZM229 154H230V153H229ZM6 155H7V154H6ZM19 155H20V154H19ZM19 155H18V156H19ZM21 155H22V153H21ZM38 155H39V154H38ZM55 155H56V156H55ZM63 155H65V156H63ZM80 155H81V156H80ZM83 155H84V156H83ZM168 155H167V156H168ZM177 155H179V156H177ZM204 155H203V156H204ZM8 156H9V155H8ZM95 156H96V155H95ZM164 156H165V155H164ZM167 156H165V158H167ZM173 156H175V157H174L175 159L173 158ZM181 156H182L183 159H187V158H188V160H187V161H182L183 159H182V158H179V157H181ZM188 156H189V157H188ZM16 157H17V156H16ZM19 157H20V156H19ZM30 157H31V156H30ZM43 157H41L40 160L43 159ZM57 157H58V158H57ZM79 157H80V158H79ZM176 157L179 158L180 161H177L178 159L176 160ZM184 157H185V158H184ZM199 157H198V158H199ZM204 157H205V156H204ZM5 158H6V157H5ZM10 158H11V157H10ZM14 158H15V156H14ZM17 158H18V157H17ZM28 158H29V157H28ZM85 158H86V157H85ZM191 158H192V157H190V159H191ZM8 159H9V158H8ZM78 159H80V160H78ZM171 159H172V160H171ZM221 159H222V160H221ZM1 160H2V158H1ZM6 160H7V159H6ZM12 160H13V159H12ZM23 160H25V159H23ZM23 160H21V161H23ZM30 160H31V158H30ZM30 160H28V161H30ZM191 160H192V159H191ZM214 160H215V159H214ZM3 161H4V160H3ZM3 161H2V162H3ZM7 161H8V160H7ZM21 161H20V163H22ZM26 161H27V160H26ZM70 161H71V160H70ZM78 161H79V162H78ZM86 161H87V158H86ZM88 161H89V160H88ZM171 161H173V163H172ZM211 161H213V160H211ZM232 161H233V163H232ZM8 162H9V161H8ZM32 162H33V161H32ZM43 162H44V159H43ZM45 162H47L46 159H45ZM68 162H69V163H68ZM77 162H78V164H77ZM83 162L85 163V160L82 161V164H81L82 166H84V165H83ZM174 162H175V163H174ZM177 162L179 163L180 168H179ZM186 162H188L189 164L186 165ZM201 162H202V163H201ZM0 163H1V162H0ZM3 163H5V162H3ZM3 163H1L2 166H3ZM6 163H7V162H6ZM10 163H12V162L10 161ZM28 163H30V162H28ZM28 163L25 162V164H28ZM33 163H34V162H33ZM33 163H32V164H33ZM79 163H80V164H79ZM176 163H177V164H176ZM180 163H181V164H180ZM193 163H194L195 165H193ZM207 163H209L208 160H207ZM234 163H235V164H234ZM242 163H241V165H243ZM23 164H24V163H23ZM23 164H22V165H23ZM30 164H31V163H30ZM73 164L76 166V167H74V169H72V168H73V167H72ZM213 164H214V163H213ZM6 165H7V164H6ZM10 165H14V164H10ZM10 165H7V166H8V167L6 166L7 168L5 167L6 171H7L8 168L10 169ZM37 165H38V163H35V166H34V165H33V166L36 167ZM40 165H41V164H40ZM184 165H185V166H184ZM190 165H193V168H194L195 166L198 165V166L195 167V169H194V171L197 172V174L195 173V174H196V175H195L196 177H197L198 175H199V176H203V175H204V172H205V176L202 177V180L200 179L201 182L203 181L201 184L199 183L200 186L196 184V182H197L198 180H197V181L195 180L196 182L193 181V184H194V185L196 184L195 187H193L194 185L191 183L192 181H191V182L188 181V183H186V180H190V178L192 179V176H193L192 173L194 172V171L191 169L192 167H191V168L188 167V166H190ZM228 165H227V166H228ZM232 165H233V166L236 165L238 168H236V167L234 166L235 168L232 167L233 169H231V166H232ZM31 166H32V165H31ZM38 166H39V165H38ZM246 166H247V167H246ZM0 167H1V166H0ZM12 167H13V166H11V169H10L11 171H12V170H14V172H17V171H18V170L15 171L16 169H15V168H12ZM14 167H15V166H14ZM49 167H51V168H49ZM71 167H72V168H71ZM181 167H183V168H181ZM184 167H185V168L187 167V168L185 169ZM199 167H200V168H199ZM203 167H204V168H203ZM224 167H225V168H224ZM239 167H240V169H239ZM19 168H20V167H19ZM31 168H32V167H31ZM37 168H39V167H37ZM40 168H41V167H40ZM40 168H39V169H40ZM75 168H76V170H79V173H78V171L75 173V171H74ZM83 168H84V167H82V169H83ZM189 168H190V169H189ZM197 168H199V170H197ZM209 168H210V169H209ZM228 168H227V170H228ZM28 169H29V168H28ZM35 169H36V168H35ZM44 169H42L41 172H38V171H37V173H40V175H41V173L43 172V174H44V171H45ZM85 169H86V168H85ZM178 169H179V170H178ZM182 169H183V171H182ZM201 169H202L203 172L201 171ZM237 169H239V170H237ZM184 170H185V171L187 170V171L184 172ZM207 170H208V171H207ZM8 171H9V170H8ZM8 171H7V172H8ZM19 171H20V170H19ZM21 171H22V170H21ZM27 171H28V170H27ZM175 171H176V173H177V171H178V172L180 173V175H179V173H178V174H175ZM181 171H182V172H181ZM188 171H192V172H190V174H192V175H190ZM209 171H210V172H209ZM0 172H2V171H0ZM14 172H13V173H14ZM33 172H34V171H33ZM166 172H167V174H168V173L170 174V179H171V178L173 179V177L176 178V177L178 176V177L176 178V180H175V181H177V182L174 181V183H173L174 185H173V184L170 185V186H169V190H168V192L166 193L165 201H166V205L169 206V209H168V208L165 209L166 207L163 208V209H165V211L167 210L169 213H170L169 210H171V211L174 210V211H173L174 213H173V212H171V213L174 214L173 217H175V218L172 217V214H171V213H170V215H171V217H170V215H167L168 212H165L166 214L163 213L164 215L161 216V217H162V220H161V217H160L161 214H159V216L157 215L158 218H159V222H158V219H157V220L154 219L152 222L150 221V222H151L150 224L145 225V226H144V224H143L142 226H141V225L139 226L138 224H136L137 222H132V221L137 220V219H138L139 221L142 220V219H145V218L149 215V213H152V212L157 211V210L159 209L160 204H161V202H162V200H163V197L160 198V196L165 194V191H164L165 186H164V185H165V181H166V179H165V178H166V176H165V173H166ZM187 172H188V173H187ZM199 172H200L201 174H198ZM207 172H209V173H207ZM227 172H228V171H227ZM230 172L233 173L234 170H233V171H230ZM235 172H234V173H235ZM240 172H241V173H240ZM4 173H5V171H4ZM4 173H3V174H4ZM9 173H11V172H9ZM19 173H20V172H19ZM23 173H24V172H23ZM29 173H30V171H29ZM186 173H187V175L189 174V175H188V178H189V179L187 178V176L185 177ZM221 173H222V174H221ZM6 174L8 175V173H6ZM15 174H17V173H15ZM27 174H28V173H27ZM50 174H51V177H50ZM84 174H85V175H84ZM182 174H183L184 176H183ZM230 174H231V173H230ZM19 175H20V174H19ZM30 175H31V176H30V179H33V178H34V180L36 181L37 176L32 175V174H30ZM44 175L46 176V174H44ZM83 175H84V177H82ZM174 175H176V176H174ZM181 175L183 176V178L181 177ZM223 175H225V176L222 178ZM11 176H12V175H11ZM15 176L17 177V179H19V178H18V177H19L18 174L15 175ZM23 176H25V175L23 174ZM33 176H35V177H33ZM195 176H194V179L196 178ZM227 176H228V178H227ZM4 177H5V175H4ZM21 177H22V176H21ZM27 177H29V176H27ZM27 177H26V179H25V177H23V179H25V180H21V181H23V182L26 183V180H28ZM31 177H33V178H31ZM41 177H42V175H41ZM49 177H50L51 180H50V179H48V180L45 179V178H49ZM179 177H180V178H179ZM225 177H226V178H225ZM7 178H10V177L8 176ZM12 178H13V176H12ZM38 178H39V177H38ZM38 178H37V182H38L39 179H41V178H39V179H38ZM52 178H54V179H52ZM200 178H201V177H200ZM230 178H231V179H230ZM1 179H2V178H1ZM1 179H0V180H1ZM3 179H5V178H3ZM3 179H2V180H3ZM15 179H16V178H15ZM15 179H13V180H15ZM17 179H16V180H17ZM177 179H178V180H177ZM183 179H184V180H183ZM194 179H193V180H194ZM196 179H197V178H196ZM228 179H229V180H228ZM233 179H234V180H233ZM6 180H7V179H6ZM8 180H9V179H8ZM11 180H12V179H11ZM16 180H15V181H16ZM34 180H32V183L34 182V183H33V187H34L35 189L38 188V186H41V185H38L39 183H40V184H42V183L45 184V183H46V182H44V181H42V183H41V182H40L41 180H39L37 186H34V184H35V181H34ZM173 180H174V179H173ZM173 180H172V181H173ZM179 180H180L181 182H180ZM182 180H183V181H182ZM200 180H199V181H200ZM19 181H20V180H19ZM21 181H20V182H21ZM49 181H48V182H49ZM229 181H230V182H231V181H234L235 183H232V182L229 183ZM237 181H238V182H237ZM0 182H1V181H0ZM23 182H22V184H24ZM126 182H127L128 185H126ZM236 182H237V183H236ZM4 183H5V182H4ZM4 183H3V184H4ZM13 183H14V182H13ZM18 183H19V182H18ZM18 183H17V184H18ZM29 183H30V182H27L28 186L31 184V183H30V184H29ZM70 183H71V184H70ZM189 183H191V184H189ZM225 183L228 184V189H229V187H230V190H231V186L234 187V188H233L234 190L232 189L231 192H233V191L235 192V191H236V194H235L233 197L231 196V197H232L231 204H229V203H230V202H229V203H227V204H226V203H222V204H218V205H217V204H215V203H216V201H218V200H216L215 202H213L212 200H211L212 202H211L210 200H208V201H210V203H209L210 205H208V203H207V205H208V206H211V204L213 203V204H212V208H209L208 206H206V204H205V207H204V206H203V207L200 206V204H202V202L205 201V199H206V197H207L206 194H207L208 196H209V195H212L213 192L215 193V188H216V190H217L218 187H219V189L221 188L220 185L225 186V187H224V189H225V188H226ZM258 183H259V185H258V186H259V191H261V195H260V196H262V195H263V196H262V197L258 196V197H260V198H255L256 195H257V192H259V191H257L256 193H254V192L256 191V188H258V187L254 188L255 190L253 189V187H255L256 184H258ZM3 184H2V185H3ZM20 184H21V183H20ZM54 184H55V185H54ZM178 184H180V185H178ZM223 184H224V185H223ZM233 184H234V185H233ZM236 184H237V186H236ZM4 185H6L7 187H8V186H11V185H7V184H4ZM4 185H3V186H4ZM12 185H13V184H12ZM14 185H15V183H14ZM24 185H25V184H24ZM31 185H32V184H31ZM31 185H30V187H31ZM56 185H57L58 188H59V187H60V188H59V189L56 188ZM188 185H190V187H191V185H193V186H192L193 188H192V189H191V188H188V187H189ZM25 186H26L27 188H29L27 185H25ZM54 186H55V187H54ZM178 186H180V188H181V187H182V188L179 189ZM239 186H241V187H239ZM7 187H6V188H7ZM16 187H17V186H16ZM20 187L23 188L22 186H18V187H17V190L15 189V190H13V191L18 192V189H19ZM26 187H25V189H26ZM42 187H43V186H42ZM44 187H43V188H44ZM61 187H62V188H61ZM176 187H178V188H176ZM183 187H184V188H183ZM236 187H237V188L239 187V188H241V189L238 190ZM14 188H15V186H14ZM185 188H188V189H185ZM222 188H223V187H222ZM235 188H236V190H235ZM1 189L4 190V188H1ZM7 189H8V188H7ZM32 189H33V188H31V191H30V189H29L30 194H31L32 191H33ZM35 189H34V190H35ZM183 189H185V190H189V189H191L192 192H194V191L196 190V191H195V194H194L195 196L192 195V196H194L195 198L193 197V199H191V198H192V197H190V196H191V195H190L191 192H190L189 195L187 194L188 196L186 197V195H185V193H184L185 190L183 191ZM210 189H212V192H211ZM213 189H214V190H213ZM228 189H225V190H228ZM243 189H244V192H242ZM19 190H20V189H19ZM26 190H27V189H26ZM36 190H37V189H36ZM180 190H181V194H180V192H178V191H180ZM237 190H238V192H237ZM253 190H254V192H252ZM4 191H5V190H4ZM4 191H1L2 193H0V264H79V263H78V262H79V261H78V256H79V254H80L79 251L81 252V250H80L81 248L83 249V252H84L85 249H87V248L84 247V246H85L84 244H85L86 241H85L84 244H83L82 241L78 240V241H80V242L83 244V247H82V244L80 243L81 247H79L80 245H79V244H78V245L76 244V243H77V240H76V243H75V240H74V239H73L74 241L71 240V239L69 240L71 234L69 235V234L66 233L67 235L65 234V236L63 237V240L61 239L62 237H61L60 235H58V234H57V236L55 235V236H52V237H51L50 233H48V232L52 231L51 228H53V227H52L53 225L50 226V223L48 224V221H45V220H47V219H44L45 217H43V218L41 217V216H43L44 214H45L46 216H49V215H50V210L48 211L49 214L47 215V210L49 209V208H46V205H48L47 201H46V203H44V202H43V201H45V200H44V197L41 198V197H42L41 195H40L39 198H41L42 201L40 200V201H41V202H40L39 199H38V194H40L41 189H38V191H40L39 193H38V191H37L38 194H36V193H32V194H31V196H32L33 194H35V195H33V198H36V196H37V199H38V200L35 201V204H34V205L29 206V209H28V206H27L28 203L25 204V202H24V204H23V203H22L23 200L20 199V203H22L23 205H26V206H27V207L25 206V207H26V209H25L26 211H23L22 214L20 213V211H19L18 213H17L16 211H18L17 209H18V207L20 208V206H21L20 209H22L23 205H21L20 203H18V205L16 204V203H17V202L15 201V200H16V197L14 198V202H16V203H12V202H13V201H12V200H13L12 197L10 198L9 196H7V195H9V194H7L6 192H10V191L12 192V187H11V190H10V191H9V190H8V191L6 190V192H4ZM20 191H21V190H20ZM50 191H51V189H50ZM189 191H190V190H189ZM189 191H188V192H189ZM206 191H207V192H206ZM219 191H221V190H218L217 192L219 193ZM240 191H241L242 193H241ZM11 192H10V193H11ZM16 192H13V193L15 194ZM23 192L25 193V191H23ZM33 192H35V191H33ZM177 192H178L179 197H177V196H178V195H177ZM188 192H187V193H188ZM209 192H210L211 194H209ZM217 192H216V193H217ZM228 192H230V191H228ZM245 192L248 193V194L244 195L243 193H245ZM262 192H263V193H262ZM27 193H28V192H27ZM45 193H48V194H45ZM57 193H58V192H57ZM59 193H58V194H59ZM182 193H183V195H182ZM218 193H217V194H218ZM224 193H225V192H224ZM237 193H238L239 195L243 194L244 197L246 196L245 198H243V196H242V198L240 197V198H241V199H240L241 201H242V200H243V201L245 200V201L243 202V203H245V205H248L249 203L252 204V205L249 204V205H251V208L249 207L250 209H249L248 207L246 208V210H247L249 213L244 209L246 206L244 207L243 204L237 205V203L240 201V200H239V197H238V199H237V196H236V195H238ZM240 193H241V194H240ZM253 193L255 194L254 196H253ZM1 194H5V195L7 194L6 196H4V195H3V196L12 199V200H11V203H9V206H10L11 208L14 207V208H12V210H13V209H14V210L16 209L15 211L13 210L15 213H14L13 211H12V212L10 211L11 214H10V212L8 213V210H9V209L7 210L6 207H9V206H5L6 203L4 204V203L2 202V199H5V201H8V199H7V198H4ZM14 194H13V195H14ZM19 194H20V193H19ZM22 194H23V193H22ZM25 194H26V193H25ZM28 194H29V193H28ZM58 194H57V195H58ZM221 194H222V191H221ZM231 194H233V193H231ZM259 194H260V192L258 193V195H259ZM17 195H18V194H17ZM23 195H24V194H23ZM23 195H22V196H23ZM42 195H43V194H42ZM67 195H68V194H67ZM71 195H72V196H71ZM180 195L183 196L184 199L180 198V197H181ZM213 195H216V194H213ZM223 195H224V194H223ZM229 195H230V194H229ZM247 195H251V196H247ZM20 196H21V194H20ZM20 196H19L18 198H20ZM27 196H28V195H27ZM55 196H56V195H55ZM184 196H185V197H184ZM216 196H217V195H216ZM218 196H219V195H218ZM218 196H217V198H218ZM29 197H30V196H29ZM51 197H54V195L51 196ZM51 197L48 198V202H49L50 199H52ZM56 197H57V196H56ZM59 197H57V198H59ZM73 197H76V198H73ZM188 197H189V198H188ZM210 197H211V196H210ZM213 197H214V196H213ZM225 197H226V196H225ZM248 197H253V199L255 198V199H258L259 201L257 202V200L255 201V199H254V202L252 203V201H247V200L250 199V198H248ZM26 198H28V197H26ZM33 198H31L32 201L34 200ZM72 198H73V199H72ZM217 198H215V199H217ZM220 198H221V197H220ZM227 198H228V197H227ZM6 199H7V200H6ZM22 199H24V198H22ZM29 199H30V198H29ZM29 199H28V200H29ZM54 199L56 200L55 197L53 198V200H54ZM189 199H191V200H189ZM210 199H211V198H210ZM234 199H235V201H237V203H233V202H234ZM236 199H237V200H236ZM251 199H252V198H251ZM251 199H250V200H251ZM253 199H252V200H253ZM18 200H19V199H18ZM28 200H27V201H28ZM31 200H30V201H31ZM35 200H36V199H35ZM46 200H47V199H46ZM55 200H54V201H55ZM72 200H75V201H73L74 203L71 202ZM77 200H78V201H77ZM81 200H82L81 203H83V204H84L85 202H86V203L88 202L87 204L85 203V207H87V208L91 206V207H90V209H91V208L93 207V205H89V202H93V203H95V204L97 203L100 207L102 206L103 208H108L109 211L112 212V213H116V214H119V213H120V216H121L120 219H121V221L123 222L122 224H125V225H126V226L123 225V227H125V229H124L123 231L121 230L122 232L119 231V232H120V234H119V232H116V228L114 227V226L116 225V224H115L116 222H115V223H111V222L108 220V217H109L108 215H103V216L101 215V216L98 217L99 214H98V215L95 214V216L98 217V218H96V219H95V216H93V214L91 215L92 217H94L93 220L95 219V221H92V219L89 218V217H91V216L88 215V216H89V217H88V220L90 219V221H91L92 223H89L90 225L88 224V227H87V225H86L87 223L85 224L84 221H85V222L88 221V220L86 219L87 216L85 215V214H87L88 211H87V209H85V207L80 203ZM179 200H182V201H179ZM206 200H207V199H206ZM219 200H220V199H219ZM261 200H262V199H261ZM5 201H4V202H5ZM30 201H29V204H28V205H30V203L32 202V201H31V202H30ZM38 201L40 202L39 205H38V203H36V202H38ZM51 201H52V200H50V202H51ZM57 201H58V199H57ZM57 201H56V202H57ZM183 201H184V202H183ZM208 201H205V202H208ZM232 201H233V202H232ZM241 201H240V203H241ZM9 202H10V201H9ZM18 202H19V201H18ZM50 202H49V203H50ZM56 202H55V203H56ZM65 202H67V203H65ZM69 202L71 203L70 205H68ZM177 202H178V204H177ZM180 202H181V203H180ZM182 202H183V203H182ZM205 202H204V203H205ZM218 202H219V201H218ZM218 202H217V203H218ZM262 202H264V199H263ZM33 203H34V201H33ZM33 203H32V204H33ZM62 203H63V204H62ZM175 203H176V204H175ZM220 203H221V201H220ZM246 203H247V204H246ZM260 203H258V204H260ZM10 204H11V205L13 204V206H11ZM36 204H37V205H36ZM50 204H51V203H50ZM78 204H79V207H78ZM91 204H92V203H91ZM124 204H125V206H124ZM181 204H182V205H185V206L182 207ZM234 204H235L236 207H239L241 210H242V209L245 210L246 213L243 215V213H242L243 210L241 211V210H238L237 208H234V207H235ZM238 204H239V203H238ZM6 205H8V204H6ZM15 205H17V208H15ZM80 205H81V206H80ZM86 205H87V206H86ZM88 205H89V206H88ZM171 205H173V207H175V208L173 209ZM175 205H176V206H175ZM177 205L181 206L183 209H182V208H178L179 206H177ZM203 205H204V204H203ZM223 205H227V206H223ZM229 205H230V206H229ZM241 205H242L243 207H242ZM260 205L262 206V208H261ZM260 205H257L258 207L260 206L259 208H261V210H260L259 208H257V210L259 209V210H258V211H259V212H258V217H261V216H262V217H261L262 219H261V218H259V219L263 220V219H264V218H263V216H264V203H263V205H262V203H261ZM33 206H34V207H35V206H36V207L38 206V208L35 207L37 210H36ZM57 206H58V205H57ZM76 206H77V207H76ZM82 206H83L84 208H82ZM121 206H122V208H121ZM123 206H124V207H123ZM231 206H232V207H231ZM25 207H24V208H25ZM47 207H50V206L48 205ZM52 207H54L53 202H52ZM70 207H73V208L70 209ZM170 207H171V208H170ZM187 207H189V208H187ZM11 208H10V209H11ZM55 208H56V206H55ZM76 208H77V209H76ZM80 208H81V212H82V213H79V212H78V211L80 210ZM193 208H194L198 213H197ZM231 208H232V209H231ZM233 208L236 209V210L234 211ZM34 209H35L38 213H37ZM46 209H47V210H46ZM58 209H60V208H58ZM62 209H63V208H62ZM66 209H67V208H65V209H63V210L66 211ZM82 209H83V211H82ZM84 209L87 211V212L85 211L86 213H83V212H84ZM90 209H89V210H90ZM108 209H107V210H108ZM172 209H173V210H172ZM192 209H193V210H192ZM23 210H24V209H23ZM32 210H34L35 212L33 211V212H34V213H33ZM38 210H39V211H38ZM63 210H61V212H62ZM69 210H68V211H69ZM180 210H181V211H180ZM230 210H231V211L233 210L235 213H237V211H239V212H238V213H239V214H238V217L236 218L235 216H237V214H233L234 212H233V211L231 212ZM21 211H22V210H21ZM40 211L42 212L41 215H39V214L41 213ZM92 211H93L92 213H95V211H94L93 209H92ZM97 211H98V210L96 209V213H98ZM176 211H177V212L179 211V213H181L182 211H184V212H185V211H187V212L189 211L190 214H191V215H190L191 217L188 215L189 212H188V213L186 212V214H185L184 212H182V213H181V216H180L179 214H177ZM191 211L197 213V214L195 213V218H196V219H195V218H194V219L192 218V216L194 217V214H193ZM245 211H244V212H245ZM255 211H256V210H255ZM89 212H91V211H89ZM89 212H88V214H90ZM117 212H118V213H117ZM160 212H162V211H160ZM163 212H164V211H163ZM175 212H176V214H175ZM217 212H218V213H217ZM230 212H231V214H232L233 216H232L230 219L228 218L229 220H226L227 217H229ZM256 212H257V211H256ZM12 213H14V214H12ZM240 213H241V214H240ZM35 214H36V215H35ZM37 214H38V215H37ZM51 214H52V213H51ZM136 214H137V215H136ZM182 214L185 215V217H183L184 220L182 219V221H186V222H187V221L190 220L191 218H192V220H193V221H188L187 224H186V222H185V224H186V228H184V223H183V222H182V223H183V227H182V223H181V220H180V219L182 218V216H183ZM255 214H256V215H255ZM34 215H35V216H34ZM45 215H44V216H45ZM73 215H74V217L72 218ZM176 215H177V216L179 215V216H178L179 218H178ZM254 215H255V216H254ZM11 216H12V217H11ZM25 216H26V219H25ZM29 216H31V217H29ZM37 216H38L39 218H38ZM106 216H107V218H106ZM196 216H197L198 218H197ZM23 217H24V218H23ZM35 217H36V219H35ZM40 217H41L43 220H42ZM54 217H53V218H54ZM63 217H64V216H63ZM167 217H168V218H167ZM169 217H170V218H169ZM188 217H190V218H188ZM233 217H234V219L236 218L237 220H236V219L233 220ZM258 217H257V218H258ZM46 218L49 219V217H46ZM50 218H51V217H50ZM66 218H67V219H66ZM155 218H156V217H155ZM163 218H164L165 220H164ZM185 218H187V219H185ZM199 218H200V219H199ZM240 218H242V217H239V219H240ZM248 218H249V219H248ZM257 218H256V221H257V220L259 221V219H257ZM58 219H59V220L62 219V222L59 221ZM152 219H153V218H152ZM167 219H168V220H167ZM174 219L176 220V222H173V221H175ZM178 219H179V221L177 222ZM197 219H199L198 222H197ZM12 220H13V221H12ZM22 220H24V221H22ZM26 220H27L28 223L26 222ZM160 220H161V221H160ZM163 220L165 221L166 224H164V221H163ZM169 220H170V223H171V222H172V224L174 223V224H173L174 226L171 225L170 223H168ZM194 220H195V222H194ZM200 220H201V221H200ZM212 220L215 221V222H217V223H215V222L213 223ZM261 220H260V222H261ZM17 221H18V222H17ZM20 221L24 222V224H20V223H19ZM39 221L42 222V224H44V225H42ZM76 221H78V223H77ZM162 221H163V222H162ZM223 221H224V222H223ZM225 221H226V222L228 221V223H225ZM238 221H240V220H238ZM252 221H254L255 223L253 222L254 224H252V223H251ZM263 221H264V220H263ZM9 222H10V223H9ZM11 222H13V224H11ZM16 222H17V223H16ZM22 222H21V223H22ZM25 222H26V223H25ZM46 222H47V223H46ZM54 222L57 223L56 221H53V224H54ZM79 222H82L81 225L79 224ZM93 222H94V223H93ZM189 222H190V223H189ZM193 222H194V224H195V223H196V224H197V223L200 224V222H201V224L195 226L196 224H195V225L191 224V223H193ZM58 223H57V225H58ZM147 223H148V222H147ZM147 223H146V224H147ZM162 223H163V225H164L163 227H162ZM167 223H168V224H167ZM177 223H178V224H177ZM179 223H181V224H179ZM211 223H212V225H213V224H216L215 226H213V227H216V230L218 231V232L215 231L216 234H213V233H215V232H213V231H212V233H211V229H209V228H212V227L210 226ZM219 223H223V224L225 223V224H227V225H226V226L223 225V226H224V229H223L222 226H221V224H219ZM263 223H264V222H263ZM16 224H17V225H16ZM19 224H20L21 226H20ZM39 224L42 225L41 228L39 227V226H41V225H39ZM82 224H85V225L82 226ZM114 224H115V225H114ZM159 224H160V225H159ZM218 224L220 225L221 228H220V227H217ZM251 224H252V225H251ZM258 224H259V223H258ZM12 225H13V226H12ZM26 225H27V227H26ZM54 225H55V227H56V224H54ZM92 225H93V226H92ZM120 225H121V224H120ZM178 225H179L180 227H179ZM187 225H188V226H187ZM190 225H192V226L190 227ZM242 225H243V224H242ZM247 225H246V226H247ZM261 225H262V224H261ZM16 226H18V227L16 228ZM89 226H90V227H89ZM91 226H92V227H91ZM116 226L118 227V225H116ZM194 226L196 227V229H195ZM198 226H199V228H198ZM235 226H236V225H235ZM263 226H264V224H263ZM12 227H13V230H14V231L12 230ZM14 227L16 228V230H15ZM21 227H22L23 230L21 229ZM38 227L40 228V231H42V230H43V231L40 232V231L38 230ZM48 227H51V228H50L51 230H49ZM70 227H67V228H70ZM119 227H122V226H119ZM123 227H122V228H123ZM160 227H161V228H160ZM165 227H166L168 230H166ZM168 227H170V228H168ZM171 227H173L174 229H173V228L171 229ZM178 227H179V229H177ZM189 227H190V228H189ZM192 227H194L193 230H192ZM244 227H245V225H244ZM250 227L248 226V229L251 231ZM18 228L20 229V231L22 230V233H23V234H22L21 232L19 233V238H21V239L18 238V240H19L20 242L17 240V237H16V233L18 234V232H16V231H19ZM62 228H63L64 231L62 230ZM78 228L81 229L82 231H81V230L79 231ZM88 228H89V229H88ZM157 228H159L158 231H157ZM187 228H188V229H187ZM218 228H219V229H218ZM254 228H255V227H254ZM46 229H47V231H46L47 235H48V234L50 235V236L48 235V237H51V240H52V238H53V239L58 238V242H57V240H56V241H55V240H52V241H51V240H48L49 242L51 241V242L49 243L50 245H49V244H46V245H45V242H46V241L44 242V240H45L46 238H44V237H47V236H46V233H45L44 231H45ZM120 229H121V228H119V230H120ZM176 229H177V230H176ZM181 229H182V230H183V229H184V230L187 229V233H188V231L190 230L189 233H188V234H190V235L187 236V233L184 232V234H186V236H185V235L183 236V231L180 232ZM237 229H238V228H237ZM244 229H245V228H244ZM252 229H253V228H252ZM259 229H260V228H258V230H259ZM262 229H264V228L262 227ZM32 230H33V231H32ZM35 230H36V231H35ZM48 230H49V231H48ZM117 230H118V229H117ZM159 230H160V231H159ZM161 230L163 231V234H164V231L166 230V232H165L164 235H163L162 233H161V235L157 233V232H159V233L162 232ZM170 230H172V231L169 232ZM173 230H174V231L176 230L177 232H176V233H173ZM191 230H192V232H191ZM209 230H210V231H209ZM249 230H248V231H249ZM255 230H256V228H255ZM255 230H252L253 233H254V232L257 233V231H255ZM23 231H24V232H23ZM37 231H38V232H37ZM75 231H76V230H75ZM156 231H157V232H156ZM185 231H186V230H185ZM234 231H235V232H234ZM243 231H244V230H243ZM250 231H249V232H250ZM260 231H261V229H260ZM15 232H16V233H15ZM25 232H26V234H25ZM34 232H35V233H34ZM56 232H57V233H56ZM82 232H83V233H82ZM97 232H99V233H97ZM153 232H156V233H157V234H155V233H154V234L157 235V237H158V238H157L158 241H157L156 238H155V239L153 238V236H154V235H153ZM167 232H168V233H167ZM178 232L180 233V234H179L180 238H182V239L179 238L180 240L177 239V237H179V236H177V235H178ZM190 232H191V233H190ZM233 232H234V233H233ZM258 232H259V231H258ZM12 233H13V234H12ZM171 233H172V234H171ZM218 233H219V234H218ZM240 233H241V232H240ZM256 233H255V234H256ZM20 234H21V235H20ZM78 234H80V235L78 236ZM173 234H175V235L177 234L176 237H175L176 239H174V236H175V235L172 236ZM209 234H210V236H209ZM212 234H213V235H212ZM223 234H224V235H223ZM244 234H245V235H244ZM248 234H249V233H248ZM14 235H15V237H14ZM121 235H122V236H121ZM152 235H153V236H152ZM158 235H160V236H158ZM181 235H182V236H181ZM215 235H218V236H215ZM220 235H221V237H220ZM249 235H251V233H250ZM17 236H18V235H17ZM20 236H21V237H20ZM58 236H59V237H58ZM66 236H68V239H67V240L65 239ZM71 236H72V235H71ZM97 236H98L99 238H98ZM120 236H121V237H120ZM148 236H149V237H148ZM161 236H162V238L164 237V239H165V241H166L165 243H164V240L159 239V237H161ZM166 236H168V237H166ZM208 236H209V237H208ZM213 236H214V237H213ZM222 236H224V238H223ZM226 236H227V237H226ZM263 236H264V232L262 233V231H261V232L257 233L255 236L251 237L252 239L250 238L253 242L255 241L254 243H255L256 247L259 246V247L256 248V249H259V250H260V248H262L260 254H259V251L256 252V250H255L257 256H256V255H255V256H252L253 253H255V252H253L254 250L251 252V256H252L253 259L255 260L254 263L256 262L255 264H257V261H258V260H259V261H258V264H264V263H263V262H264V261H263V260H264V259H263V258H264V255L262 254V252H263V250H264V248H263L264 245L260 246L261 243H258L259 241L256 242V239H261V238H262L263 241H264V237H263ZM23 237H24V240H25V243H26L25 245H26V246L24 245V242L22 243V241H23ZM92 237H93L95 240H94ZM144 237L146 238V240H147V242H148L149 244L146 243V240H145ZM150 237H151V238H150ZM188 237L191 238V239H188ZM206 237H208V239H207ZM211 237H212V239L210 240ZM230 237H231V238H230ZM241 237H244V239H242ZM41 238H42V240H41ZM43 238H44V239H43ZM89 238H90V239H89ZM97 238H98V239H97ZM114 238H115V239H114ZM119 238H120V239H119ZM148 238H149V239H148ZM169 238H170V239H169ZM193 238H194V239H193ZM213 238H215V240H214ZM228 238H229V239H228ZM236 238H235V239H236ZM64 239H65L66 242L64 241ZM109 239H110L111 241H113V242L109 241ZM116 239H117V242H120L121 239H122L121 242L124 243V244L126 243V247H127V246H128L127 248L130 247L129 249H131V247L133 246L134 248H137V247H138L137 250H138V249H139V250H138V251H137V250L135 251V249H132V251H131V250L126 249V251H127V252H126V251H125V248H126V247H124V245H123L121 242H120V243L122 244L123 247L121 246V244H120V245L117 244V243L115 242ZM123 239H124V240H123ZM139 239H140V241H139ZM141 239H142V240H141ZM153 239H154L155 241H154ZM166 239H167V240H166ZM187 239H188V240H187ZM195 239H196V242H199V243H200V245H199V243H196V242H195V243H196V244H195L194 242L190 241V240L195 241ZM219 239H220L222 242H220ZM226 239H227V240H226ZM230 239H231V240H234V241L231 242ZM240 239H242L243 241L241 242ZM250 239H249L248 243L251 242ZM253 239H254V240H253ZM12 240H13V244H12V242H11ZM21 240H22V241H21ZM36 240L38 241V245H39V243H41L40 247H38V248H39L38 250H40L41 247H42L41 249H46V250H43L44 252L40 250V251L43 252L44 254H42V255H39V254H38V255L41 257L40 259H38L39 257L36 255L38 258L31 262V260H32L31 257L34 256V252H37V249H36L37 246H35V244L37 243ZM39 240H40V242H39ZM46 240H47V239H46ZM59 240H60V241H59ZM88 240H87V241H88ZM90 240H91V241H90ZM93 240H94V241H93ZM96 240H97L98 242H95ZM105 240H106V239H105ZM202 240H203V241H202ZM207 240H210V241L208 242ZM216 240H217V241H216ZM42 241H43V242H42ZM48 241H47V242H48ZM53 241H54V243H53ZM69 241H70V242H69ZM108 241L111 242V244H109ZM123 241H124V242H123ZM125 241H126V242H125ZM141 241H142V242H145V243H142ZM152 241H153L154 243L156 242V243H155L156 245L153 244V245H154V246H153L154 248H152L153 252L151 253V251H152V250H151V247H152L151 243H153ZM168 241H170V242H168ZM204 241H205V242H204ZM212 241H213V244H212ZM225 241H226V242H225ZM228 241H230V242L227 243ZM10 242H11V243H10ZM14 242H15V244H17V246L14 244ZM17 242H19V243H17ZM139 242H140L141 245L139 244ZM159 242H161V244H159ZM172 242H173V243H172ZM175 242H176V243L179 242V243L176 244ZM190 242H192V243H190ZM203 242H204V243H203ZM206 242H207V243H206ZM224 242H225V243H224ZM253 242H251V244H254ZM8 243H10V244L8 245ZM20 243H22V245H24V246H23V247H25L24 249H22L23 247H22V248L19 247V246L21 245ZM34 243H35V244H34ZM42 243H44V244L42 245ZM78 243H79V242H78ZM104 243H107V244H108V245H107V248H106V244L104 245ZM112 243H115V245H113ZM162 243H163V244H162ZM174 243H175V244H174ZM226 243H227V244H226ZM236 243H239V242H238V239H236ZM263 243H264V242H263ZM19 244H20V245H19ZM97 244H98V245H97ZM101 244H102V243H100V245H101ZM116 244H117V245H116ZM136 244H137V245H136ZM143 244H144L145 246L147 245V246H146V247H147V249H146L147 251L144 250L145 248H144V245H143ZM164 244H165V245L168 244V245H166V248H168L167 251H164V249H165V247H164L165 245H164ZM206 244H207V245H206ZM208 244H209V246H208ZM228 244H229V246H228ZM246 244H247V243H246ZM259 244H260V245H259ZM14 245H15V246H14ZM18 245H19V246H18ZM47 245H48V246H47ZM92 245L90 244V246H92ZM96 245H97V246H96ZM111 245H113V246H111ZM118 245H119V247H121L123 250H122L121 248H119ZM162 245H163V246H162ZM169 245H171V246H169ZM201 245L203 246V248H201V247H202ZM204 245H205V246H208V247H205ZM220 245H219V246H220ZM224 245H225V246L227 245V246L224 247ZM9 246H10V247H9ZM12 246H14L15 248L12 247ZM108 246H109V247H108ZM148 246H149V247H148ZM167 246H168V247H167ZM189 246L191 247V245H189ZM214 246H215L216 248H215ZM16 247L21 248V250H23V251H22V252H20V250L16 251V250L18 249V248L16 249ZM35 247H36V248H35ZM43 247H45V248H43ZM78 247H79V251H78ZM114 247H115V248H114ZM141 247H142V248H141ZM157 247H159V248L161 247V248H160V251H159V248L157 249ZM163 247H164V248H163ZM179 247H180V248H179ZM181 247H182V248H181ZM211 247H212L213 249L215 248V249L217 250V251L215 252L214 255H211L210 253H209V254H210V255H209V254L207 253V251L204 250V249H206V248H207V250H208V248L211 249ZM227 247H228V250H227V252H226V248H227ZM231 247H232V249L234 248L233 250H237V249H239V250H237V251H239V253L235 251V253H236V255H235L234 252L232 251V252H233V254H232V252H231V250H232ZM33 248H35L36 251H34ZM88 248H91V247H88ZM92 248H93V247H92ZM101 248H102V247H101ZM112 248H113V250H112ZM116 248H118V249H117L116 251H114V249H116ZM143 248H144V249H143ZM173 248H172V249H173ZM195 248H199V249H198V250H199V253H200L201 249H203L204 252H203V253L201 252V253H200L201 255H200L199 253L196 254V252H198V250L195 249ZM200 248H201V249H200ZM218 248H219V247H218ZM247 248H248V247H247ZM26 249H27V253L29 254V256H27V253H25L26 251L24 252V250H26ZM93 249H94V248H93ZM108 249H109V251H108ZM140 249H141V251H140ZM154 249H155V250H154ZM172 249H171V250H172ZM224 249H225V251H224ZM252 249H255V248H252ZM252 249H251V250H252ZM87 250H88V249H87ZM90 250H92V249H90ZM111 250H112V253L110 252ZM121 250H122V253H121ZM143 250L146 251V254H147V255H150V256L152 255L151 258H150V256L148 257L145 253H144L145 255L142 256V255H143V252H144ZM149 250H150V251H149ZM156 250L159 251V252L157 251V254H156V252L154 253V251H156ZM188 250H187V251H188ZM195 250H196V251H195ZM211 250H212V249H211ZM244 250H245V249H244ZM101 251H102V252H101ZM117 251H119V252H117ZM123 251H124V252H123ZM128 251H131V252H128ZM148 251H149V253H148ZM161 251H162V253H161ZM184 251H185V252H184ZM205 251H206V253H207V256L209 255V256H208V259H209V260L207 259V256H205L206 259H207V262H206V259H205V258L203 259V254L206 255ZM209 251H210V250H208V252H209ZM214 251H215V250H214ZM249 251H250V250H249ZM77 252H78V253H77ZM90 252H94V254L96 253L95 251H89V250H88L89 257L86 256L87 258H89L88 260H90V259L92 258V257L90 258V255H93L92 253L90 254ZM132 252H136L135 255H134L135 257H133V256H132V257H129L131 254H130V255H128V254H129V253H132ZM137 252H139L138 254H140L143 258H146V260H141V261H139V262L136 261V260H134L133 258L138 259V258L136 257V255L139 257V260H140V258H142V257H140V256L137 254ZM141 252H142V254H141ZM211 252H212V254L214 253L213 251H211ZM20 253H21V255H20ZM24 253H25L26 255H25ZM38 253H40V252L38 251ZM84 253H85V252H84ZM108 253H109V255L112 254V256H114V254L116 253V254H117V255L115 254L116 257L118 256V254L121 255L119 261H121V259H122V261H121V262L116 261L115 263H113V261H112L113 258L111 259V256L109 257ZM123 253H124V254H123ZM191 253H192V257H194L193 255H197V256L199 255L200 257L202 256V258H198V257H199V256H198V257H197L198 259H196V256H195V257H194L195 260H194V258L192 259L191 256H188V255H191ZM237 253H238V254H237ZM263 253H264V252H263ZM82 254H83V253H81L80 255L83 256V258H84L85 256H84V254H83V255H82ZM100 254H99V252H98V255H99V256H100ZM122 254H123V256H122ZM126 254H127V255H126ZM133 254H134V253H133ZM159 254H160V256H162V257H160ZM168 254H169V253H168ZM171 254H172V253H171ZM230 254H231V255H230ZM261 254H262V255H261ZM77 255H78V256H77ZM125 255L128 256L127 259H123V258H126ZM154 255H155V256H154ZM163 255H165V256H163ZM173 255L175 256L174 253H173L171 256L174 257ZM36 256H35V257H36ZM76 256H77V258H76ZM107 256H108V259H105V257H107ZM115 256H114V257H115ZM157 256H158V257H157ZM171 256H170V257H171ZM35 257H33V258H35ZM86 257H85V258H86ZM156 257H157V258H156ZM163 257H164V258H163ZM170 257H169V258H170ZM187 257H188V259H187ZM190 257H191V258H190ZM254 257H255V258H254ZM44 258H45L46 260H45ZM83 258H81V259L83 260ZM94 258H95V257H94ZM109 258H110V259H109ZM129 258H132V260H130ZM147 258H149V260H148ZM152 258H153V260L150 261V259H152ZM174 258H175V259H174L175 262H173V264H177V262H176V256H175ZM184 258H185V260H184ZM229 258H230V259L233 258V259H232L231 261H229V260H230ZM79 259H80V258H79ZM92 259H93V258H92ZM92 259H91V261H92ZM104 259H105L106 262H103ZM118 259H119V257H118ZM118 259H114V261H115V260H118ZM159 259H160V261H161V260H162V261L160 262ZM189 259H191V260L188 261ZM201 259H203V260H201ZM228 259H229V260H228ZM256 259H258V260L256 261ZM82 260H81L80 262H82ZM84 260H85V259H84ZM108 260H109L110 262H107ZM169 260H170V259H169ZM171 260H172V259H171ZM197 260H198V261L200 260V262H198ZM220 260H221V262H216V261H220ZM246 260H247V259H246ZM261 260H262V262H261ZM158 261H159V262H158ZM164 261H165V263H164ZM33 262H34V263H33ZM89 262H90V261H89ZM92 262H93V261H92ZM162 262H163V263H162ZM185 262H186V261H185ZM191 262H190V263H191ZM213 262H214V263H213ZM250 262H251V261H250ZM250 262H247V264H252V263H253V262H252V263H250ZM259 262H261V263H259ZM171 263H172V262H171ZM190 263H189V264H190ZM192 263H191V264H192ZM254 263H253V264H254ZM81 264H82V263H81ZM90 264H91V262H90ZM168 264H170V263H168ZM185 264H186V263H185ZM222 264H223V263H222Z\"/></svg>","mask_w":264,"mask_h":264},{"label":"rangeland","instance_id":"rangeland-1","mask_svg":"<svg viewBox=\"0 0 264 264\" xmlns=\"http://www.w3.org/2000/svg\"><path fill=\"white\" fill-rule=\"evenodd\" d=\"M58 1L61 2V0H56V1H54V0H0V88H2V89H0V103H1V106L4 107V106H5V102L8 103V104L11 106V105H13V104H15V103L17 104V102H18V104H22V103H21V102H22V100H21L22 97H23V101H24L22 106H21V105H18V104H17V106H16V104H15L16 107L14 106V109L17 111V113H18V111L20 110L19 113L16 114V115H19V114H20V115L18 116L19 118H16V116H15L16 111H13L14 109H13L12 107H11L12 109H10V110H11L12 112H14V113H13V114H14V115H13L14 118H11V117H12V116H11L12 114H9V112L6 111V109L9 110V109H8L9 106H8V107H7V106L4 107L5 109H2V107H0V144L2 145V147H1V145H0V148H1L2 151H3V152H2V151L0 150V152H1V153H0V162H1V163L5 162V163H3V166H2V164L0 163V166H1V167H0V171H2V172H0V179H1V178H2V179L5 178V179H3V180H2V179L0 180V181H1V182H0V193H2L1 191H4V190H5L4 192H6V190H7V191H8V190L10 191V190H11V187H12V192H11V191H10L11 193H10V192H6L7 194H9V195H7V194H6V195L9 196L10 198L12 197L13 200L10 199V198L4 197V196H6L5 194H1L2 196L4 195V196H3L4 198H7V199H8V201H5V199H2V202H3L4 204H5V203L8 204V205L5 204V206H9V203H11V200L13 201L12 203H16V202H17L16 204L18 205V203H20V199L23 200V201H22L23 204H24V202H25V204H26V203L29 204V201L31 200V198H33V195H35V194H33V195L31 196V194H32V193H36V194H38V193L40 192V191H38V189H41L40 194H38V199H39V201L41 200V198L44 197V200H45V201H43V202L46 203V201H47L48 205L50 206V207H47L48 205H46V208H49L48 210L46 209V210H47V215L49 214V212H48L49 210H50V215H49V216H46V215L44 214L45 216H44V215L41 216L42 218L45 217L44 219H47V220H45V221H48V224L50 223V226L53 225V226H52L53 228L48 227L49 230L52 229V231L48 232V233H50V235H51V232H53L55 229L57 230V229H60V228H61V226H59V224H62V226H63V224H65L66 228H64V226H63V228H64L65 230H66V229L71 230V227H70L71 223L68 222V221L71 220V219H70V218H71V217H70L71 215L68 216L69 219L66 218V219L68 220V221L66 220L67 223H65V220H64V223H58L57 219H55V218H56V217H57V218H58V217H60V218L62 217V219H65V216L67 217V215H68L69 212H70L69 214L75 213L73 210H75V205H77V202H75L76 204L72 205V206H74V209H72L73 207H70V209H72L71 211L69 210L68 206H67V207H64L65 205H64V206L61 205L62 199H60L59 196H62L61 194H63V193L65 192V190H66L67 187H66V188H63V189H62L63 191L60 190V193H61V194L59 193L58 190H57V191L55 190V192H53L52 190H54V189H53V187H51V188L48 189L49 195H51V196L54 195V197L56 198V200L54 199V200H55V201H54V200H53L54 197H51V196H48L47 198H45V196H47V195H44V191L47 192V190H45V189L48 188L47 183L50 185L51 182L54 181L55 184H58V183H57L58 180H56V181H55V180H51V179H50L51 174H50V177H49V178H45V179H46V180L50 179L51 181H49V180H48L49 182H48V181H44L43 178H44V177H47V176H49V175H48V173H46L47 169H44L43 167H44L45 163H48V159H47V158L50 156L49 154H51V156H52V152H53V150H55V149L52 150V149H50V148L53 147L55 144H56L57 146H58L59 144L64 146V144L67 143V141H65L66 139H68V143H69L72 139H73L72 141L75 143V140H76L75 138H78V140H81V141L85 140V139H79V137H81L80 134H83V132H84V138H86V135H88V134L85 135V133H86V131H87V129H88L89 127H87V128H85V127H86V125L88 126V124H89L90 122L86 119L88 124H87L86 121H85V123H82V122H81V123H82V126H81L80 124H78V123H76L77 125H74V124H73V126H71V125H72V122L75 121V119H76V118H74V117L76 116L77 119H80V116H81V112H80V116H79L78 113H77L78 115H76V112L73 114V112H74V107H76V106H74V105L76 104V101L78 102V101L81 99V102L83 103V105L86 106V104H88L86 101H85L86 104H84L85 102H84V100L82 101V98H80V99L77 98V97H76V96H77L76 93H78L77 91L83 90V88H84L83 91H86V92L88 93V94H87L86 92H83L84 94H86V96H87V95L90 96L91 93L89 94L88 89L90 90L91 88L94 89V90H92V91L90 90V92H98V91H102L107 85L104 86V83H102L101 81H102V80H105V78L110 79V78L113 76V75H111V77L108 78V75H109V74H115L114 77H116V76H118V77L120 76V77H121L122 75H120V74H123V73H124V75H125V74H127V75L131 74V75H129V77L127 78V79H129L128 81H130V79H131L130 82H128L127 79H125L127 76H125V77L122 76V77H121V80H122L121 82H123V79H124V82H125V83L127 82L126 85H128V86H127L126 88H127V90H128L129 84H130V85L135 84L134 81H136V79H137V78H133V77H135V76H133L134 73L136 74V76L141 75V73L145 74V75L142 74L141 76H139V77H141V78H143V79H145V77H146L147 74H148V75H147L148 77H151V76L154 77L156 74H158V73L160 74V71H158V70H161L160 67H161V66L164 67V66L167 64V65L165 66V68H163V69H165V70L167 69V70H166V71L164 70L163 72H162L163 69L161 70V72H162V73L165 72V74H162V73H161L160 75L158 74V75H156V76H159V77H161V79H163V77H165L164 75H167V78L169 79L168 81L170 82V81L173 80L172 83L174 84V81H175L174 79L177 80V78L174 77V79H172V78H173L172 75L175 76V74H177V76H179L178 79H180V78H181V77H180L181 74H178V73H179V72H180V73L183 72L182 74H185V70L187 71V69H188V72H189V73H190V71H191V73L193 72V73H192L193 75H194V74L196 75V74L198 73V74H197V75H198V76H197V79H196V80L194 79L195 75L192 76L193 79L190 78V79L195 80V81H192V80H191V82H190V80H189V78H188V81L191 83V86L188 85V87L190 86L189 88H185L186 86L184 85V87H183V85H182L183 89H182V88L180 89V88L177 87L178 83H177V85H175L176 87H174V88H175L176 90L180 89V90L185 91V95H186V96H187V93L189 92V98H192V97H194V96L196 95V94H195V93H196L195 90H198L199 88L201 89V88L205 85V83H204L205 80H204V79H206V81H207V79H208V78H207V77H208V74H207L206 72H208V69H209V68H208V66L205 67L204 64L201 63V60H204L205 57H206V59H209V60H212L213 58L215 59V58L217 57L215 60H212V61H217V62H214L215 65L213 64L214 66H216V65L220 64V61H221V63H222V60H218V59H219V58L221 59V56H222L221 53H223V55H224V50H225L226 53H228V52H227V51L229 50L228 47H229L230 50H232V51H233L232 48H234V47L238 48L237 51H240L241 49H243V50H245V51H247V52H250V53L252 54V55H251L252 57H251L250 59H249V58H246L245 60L242 59L243 61H242V60H239V63L236 64V67H238V68H240V67H242V66L246 67V69L242 67V70H243V69H245V71L247 70V71L244 73V76L242 75V73H240V74L243 76V78L245 79V82L243 83L244 85H242V81H244V79H242V76H240V75L237 73V74L240 76V79H239V77H238V75H237L238 80H239V81L242 80V81L239 82V84H238V81L236 82L237 84L234 83L236 86H235V89H233V92H231V91H232V90H231V89H232L231 87L234 88V86H233L234 84H233L232 82L229 83V81H231V80H229V81L226 82V83L223 81L224 86H225V84H227L225 87H223V88H225L224 90L227 92V94H226L225 91H223L222 87H219L221 90L218 89L219 92H220L219 99H220V102H221V105H222L221 108L223 109V112H221V110H220V112L223 113V114L225 115L224 118H223V114H219L220 112H218V111H219L218 108H217V111H216V109H214V111H215V112H214V111H213V108L210 107V108H211V109H210L211 111L209 112V114H210L209 119L211 118V121H212V120H213V121H212V122L209 121V119H208L205 115H206V112L208 111L210 105L207 106L208 108H207V110L204 111V115H203V110L206 109V107H205L204 105H202V104H201V106H204V107H201L200 104H199L200 107L198 106V108H200V109H197V110H199V113H198V111H195L196 109H194V108H197V107H196V106L193 107L194 105H196V104H194V103H197V102H194V103H193L194 105H193V104L188 100L189 98L185 99L186 97L184 98L185 100L183 99V101L185 102V101L188 100L189 103L192 104V105L190 104L189 106H191V108H193L192 110H194L195 112H194V111L192 112V110L190 111V107H189V109H187V107L184 106V105L186 104V102H185V104H180V106H179V104H178V105L172 104V103H175L176 101H179V100H180V99H179V96L181 97V99H182L183 97H182V95H181V94H182V91L180 92L181 94H178V93H179L178 91H175V89H174V90L172 89V90H173V91H172V90H170V88H168V90H170V94H171V91H172V94H171L172 96H171V95L169 96L168 92H166V94H168V97H170V98H167V99H170L169 102L172 101V103H169V104H170L169 106H171V104H172L173 107H174V106H177V107L179 106V108L176 109V108L174 107V110H171V107H169L168 110L173 111V112H172V115H175V118H176V116L178 115V116H177L178 119H175V118L173 117V118H174L175 120H177V121L179 120V114H180L179 111H178V109H179V110H182V111H181V114H182L181 116H183V117H184V115H185L184 112L187 111L188 114L186 113L187 115H185V116H186V117L188 116V117H187L188 119L185 118V117H184V119H187L188 122L190 123L189 119L192 117L191 119H192L193 123L191 122L192 124H190V128H188L189 123H187V122H183V123H184L183 125H182L181 123H179V125H180V124H181V125L178 126V127H179L178 129L181 128L180 130H182V131L184 132L185 129H186V131H187V128H188V131H187V132L192 133V136L194 135V138H193V139H194L195 142H196V139H197V138L195 139V136H197V137H199V138L201 137V136L199 135V133L202 134V136H204L203 134H205V133L207 132V133L205 134V137H207V136L211 137V135H207V134H213V133L216 134L217 132H216V133L213 132V131H218V130H216V129H219L218 132L221 133V132H224L223 129L226 128L225 130H228V128H229V129H231V130H233V131H238V132H239L240 142H238L239 140L237 141V142H238V145L235 146V148H234V145L232 146L234 149H236L238 146H241L242 144H244L243 142H244L245 140H247V142H249V140H250V138H251V137H250V134H249V130H248V128H249L248 125H247V126L245 125V127H244V126H241V125L247 124L249 119H251V120H249V123H250V121H251L250 124H252V121H253L254 124H257V125H255V127H257L260 131H264V127H263V126H264V122H263V121H264V111H262L263 108H264V107H263V106H264V103H263V102H264V96H263L264 93H262L261 95L258 94V92H259V93L262 92V90H263L264 88H262L261 92H260V89H261V86H264V85H261L260 88H259L260 83H259V85H258V82H261L262 80H260V79L257 78V77L252 76V75H254V74L250 75L249 77L246 75V78H245V74L248 72V70H249V68H250V62H252L253 64H256V65L258 66V69H261V68L263 69V68H264V67H262V66L264 65V58H263V57H264V0H257L258 2H255V1H254L255 3L251 0L250 3H252V2L254 3V5H253V3H252V5H253L252 7L250 6L251 4L249 5V2H248L249 0H247V2H246V0H233V2H232V0H227V1L225 0V1L227 2V3H225V6H223V7H225V8L221 7L222 10L224 9L223 11H221L220 7L217 6L218 4H224V3H221L222 0L220 1V3H219L217 0H215V2L217 1V3H218L217 5H216L215 2H214L215 4H214V3L210 4V6H211V5H212V6L215 5V6H213V9L215 8L216 11H215V10H212V9L210 10L211 13L213 12V13H215V14H213V13H212V14H208V13H209V12H208V13H207L208 16L204 14V13H205V10H208V9H209V8L206 9L207 6L210 7L209 4H208V1H207V0H206V1H207L206 3H204L205 0H204V1H202V0H193V1L188 0V2H187V0H185V1H184V0H168V1H167V0H160V1H158V0L155 1V0H154V2H153V0H146V1H145V0H138V1H136V0H123V1H122V0H119V1H118V0H103L105 3H103V1H101V0H97V1H95V0H91L90 2L87 0L89 6L86 4L85 0H73V2L76 1L77 3H73L72 0H68V2H67V0H66V2H67L68 4L70 3L71 6H69L68 4L66 5L65 0H62V3H63V4L60 3V2L57 3ZM70 1H71V2H70ZM98 1H99V3H98ZM100 1H101V2H100ZM109 1H110V3H109ZM112 1H113V3H112ZM120 1H121V2H120ZM201 1H202V2H201ZM36 2H39V3L41 4L42 7H41L40 9H38V8L40 7V4H39V3H36ZM42 2L45 3V4L43 5ZM53 2H55V3H53ZM92 2H96V3H92ZM107 2H108V3H107ZM128 2H130V6H128V4H129ZM131 2H132V3H131ZM146 2H147V3H146ZM149 2L152 3V4H150ZM155 2H156V3H155ZM162 2H163V6H161V5H162ZM172 2H173V3H172ZM186 2H187V3H186ZM191 2H193L194 4H193V3L190 4ZM212 2H213V1H212ZM231 2H232V3L235 2V3L232 4ZM72 3H73V5H74V7H72V6H73ZM90 3L93 4L92 7L95 6V4L97 5V6H96V8H97L96 10H97V12L100 11V12H99V17L97 16L98 13H97V15H95L96 13L93 14V13L95 12V11H94V10H95V9H94L95 7H93V8L90 7V6H91ZM101 3H102V4H101ZM111 3H112V4H111ZM120 3H122V4H124V5H121ZM136 3H137V4H136ZM143 3H144V4H143ZM160 3H161V4H160ZM166 3H168L169 5L166 4ZM200 3H201V4H200ZM257 3H258V5H257ZM35 4H36V6H35ZM55 4H58V5H55ZM76 4H77V5H76ZM99 4H100V5H99ZM108 4H109V5H108ZM115 4H116V5H115ZM132 4H134V5H132ZM139 4H140V5H139ZM147 4H148V5H147ZM153 4H154V5H153ZM159 4H160V5H159ZM164 4H165V5H164ZM184 4H187V5L189 4L190 7L188 8V6H187V5H184ZM241 4H242V5H241ZM255 4H256V5H255ZM37 5H39V6H37ZM59 5H60V6H59ZM61 5H62V6H61ZM65 5H66V6H65ZM84 5H85V6H84ZM114 5H115L116 7H115ZM137 5H139V6H137ZM152 5H153V6H152ZM195 5H196V6H195ZM204 5H205V6H204ZM232 5H233L235 8H234ZM47 6H48V7H47ZM52 6H53V7H52ZM77 6H78V7H77ZM86 6H87L88 8H87ZM110 6H111V7H110ZM112 6H114V7H112ZM119 6H120V7H119ZM124 6H125V7L128 6V8H127V7L125 8ZM146 6H147V7H146ZM151 6H152V7H151ZM166 6H167V7H166ZM198 6H199V7L202 6L201 8L205 7V10H204V8H203V9H200ZM212 6H211V8H212ZM219 6H222V5H219ZM226 6H228V7L226 8ZM229 6H230V7H229ZM236 6H237V7H236ZM259 6H260V7H259ZM46 7H47L46 11H48V12H52V13H49L48 16H47V18H48V23H46V21H45V20H47V18H46V16H45L46 11L44 12V10H45L44 8H46ZM68 7H69V8H68ZM80 7H81V8H80ZM84 7H86V8H84ZM89 7H90L91 9H90ZM101 7H102V8H101ZM135 7H136V8H135ZM141 7H142L143 9H142ZM158 7H160V8H158ZM217 7H218V8H217ZM232 7H233V8H232ZM242 7H243L244 9H243ZM258 7H259V8H258ZM34 8H35V9H34ZM66 8H67V9H66ZM71 8H72V9H71ZM79 8H80V9H79ZM111 8H112V9H111ZM114 8H115V9H114ZM134 8H135V9H134ZM139 8H141V9H139ZM155 8H157V9H155ZM163 8H164V9H163ZM181 8H182V9H181ZM186 8H187V9H186ZM196 8H197V12H196V13H197V16H198V13H199V16H198V17H200V18H199V21H200V19H201L204 15L207 16V17H204V18H206V19H203V20H206V21H204L205 23H202V22H201V23L203 24V27H202V26H201V27H200V26L198 27V25H199L198 23H197L196 26H193V29H196V30H198V32H199V31L201 32V33H200V32H199V33L197 32V34H195L196 32H195V33L192 32V30L189 31L188 28H189L190 25H189V26L184 25V24H186L185 22H191V23H194V21L197 22L196 20H198V17L194 18V16H196V15H194V14H196V13H194V11H196ZM236 8H239L240 10H238V9H236ZM254 8H256V9L254 10ZM36 9H38V11H39V10H40V11L37 13V10H36ZM77 9H78L79 12H77ZM84 9H85V10H84ZM86 9H87V10L90 9L89 12H88ZM93 9H94V10H93ZM99 9H100V10H99ZM113 9H114V10H113ZM116 9H117V10H116ZM137 9H138V10H137ZM161 9L165 10L164 12H166L167 9H169L167 12H169V13L172 12V13L170 14V17L173 16V17H171V18H172V19H171V23L174 22V21L172 22V20H175V21L177 20L176 22L179 23L178 27L180 26L181 28H183V30L185 29L183 35H185V32L187 33L186 29H188L189 32H191V33L197 35V37H196V36L193 37V35H192L191 33L188 32V33L186 34V36H183V35H182L183 39H186V38H187L186 41L190 38V41H187L188 43L185 42V40H183L184 43L182 44V42H183L182 39H181L180 41H177V40H179V39L176 38L178 34L176 35L175 33H176V32H177V33H178V32L182 33L183 30H182V32H181V31H177V29H179V30H181V29H180V28H177V24H176V22H174L176 26H175V25H172L173 29H172V27H171V29L173 30L172 32H174V33L170 32V31H171L170 28H163V25H164L165 23H162L163 25L160 26L161 29H162V31H160L161 29L159 28V26L157 27V28L160 29V30L158 29V31L156 30V32H159V34L156 35L157 37L159 36V37H158V40H157V39H156L157 37H155V34H156V33L153 32L154 30H153V31L151 30V29L153 28V27H151V26L156 25V24H155L156 22L154 23V25L152 24L150 27H148V22L150 23V22H152V21L154 22V20H156L157 23H158V19H159V17H160V18H162V17L165 18V16H167V15H165L167 12L164 13L163 10H161ZM177 9H178L179 11H178ZM257 9H258V11H257ZM259 9H260V10H259ZM262 9H263V10H262ZM34 10L36 11V14H38V15H35V11H34ZM50 10H51V11H50ZM91 10H92V11H91ZM106 10H107V11H106ZM132 10H133V11H132ZM146 10H147V11H146ZM160 10H161V12H160ZM180 10H181V11H180ZM184 10H185L186 12H188V14H187V13L185 14V11H184ZM202 10H203V11H202ZM219 10H220L221 13L224 12L225 14H224V13H223V14L225 15V17H226V15H227V17L225 18V17L223 16V14H220V15H219V13H218ZM80 11H81V17H82V20H81L80 14H78V13H80ZM84 11H87V13H88V14L86 13V14L84 15V16L86 17V21H85V17L83 18V15H82V12H83V14H84ZM90 11H91V13H90ZM108 11H109V12H108ZM134 11H135V12H134ZM189 11H190L191 13H190ZM198 11H199V12H198ZM200 11L204 14V15H203V14L201 13L203 16L200 14ZM208 11H209V10H208ZM225 11H226V12H225ZM227 11H228V12H227ZM240 11H241L242 14L244 15V17H243L244 19H242V17H241V12H240ZM251 11H252V12H251ZM32 12H33V13H32ZM48 12H47V13H48ZM103 12H104V13H103ZM111 12H112V13H111ZM158 12H160L161 14L164 13L163 16H162L160 13H158ZM192 12H193V13H192ZM206 12H207V11H206ZM232 12H235V13H236V12H240V15H239V14H236V15L234 16V14H233ZM89 13H90V14H89ZM107 13H108V14H107ZM113 13H114V14H113ZM118 13H119L120 15H119ZM169 13H167V14H169ZM173 13H177V17H179V16L182 17V16H183L182 19H180V17H179V20H178V18L176 17V15H174ZM183 13H184L186 16L181 15V14H183ZM189 13H190V14H189ZM66 14H67V16H66ZM75 14H76L77 16H76ZM92 14H93V15H92ZM102 14H103V16H102ZM106 14H107V15H106ZM121 14H122V15H121ZM137 14H138V15H137ZM156 14H158V15H157L158 17L156 16ZM172 14H173V15H172ZM178 14H179V16H178ZM192 14H193L194 16H193ZM53 15H54L55 18L53 17ZM91 15H92V17H94V18H93V21L91 20V19H92ZM100 15H101V17H100ZM112 15H114V16H112ZM152 15H153V16H152ZM154 15H155L157 18H153V17H155ZM160 15H161V16H160ZM164 15H165V16H164ZM189 15H192V17H191V16L189 17ZM212 15H214L213 19H215L213 22H212V18L210 17V16H212ZM215 15H216V16H215ZM221 15H222V16H221ZM228 15H229V16H228ZM230 15H231V16H230ZM74 16H76V17H77L76 19L80 20V22L76 21ZM88 16H89L90 18H89ZM95 16H96L97 18H96ZM117 16H118V17H117ZM120 16H121V17H120ZM201 16H202V17H201ZM72 17H73V18H72ZM126 17H127V18H126ZM185 17H186V19L184 20ZM208 17H210V19L207 20ZM228 17H229V18L232 17L234 20H237V19L241 18V19H240L241 22H240L239 25H241V23H243V24H242V25H243V26H242L243 29H241V28H242L241 26H238V25H237V26L239 27V28H238L235 24H234L235 27H233L232 24H233L234 22L232 21V22H233L232 24H231V22L229 23V21H228V19H227ZM50 18H52V19L54 18V19L52 20V19H50ZM60 18H62L63 20L60 19ZM88 18H89V20H88ZM106 18H108V19H106ZM151 18H153V20H152ZM173 18H175V19H173ZM49 19H50V20H49ZM113 19H115L114 22H113ZM131 19H132V20H131ZM194 19H195V20H194ZM233 19H232V20H233ZM97 20H98L99 22H98ZM106 20H107V22H109L108 24H105V23H106ZM110 20H111V21H110ZM168 20H169V18H168ZM182 20H184V23H183ZM186 20H189V21H186ZM190 20H191V21H190ZM193 20H194V21H193ZM203 20H202V21H203ZM217 20H221V21H223V22L220 21V22H221V24H220V22H217ZM226 20H227V21H226ZM229 20L231 21V19H229ZM259 20H260V21H259ZM71 21L73 22V24H74V23L77 24V22H78L79 24H78V25L75 24V26H74V25L71 24V23H72ZM82 21H85V22L88 21V24H89V25H91L90 23L93 24V22H94V24H96V23L98 22V25H99V23L102 22L103 24L100 23V24L103 26V28H102L103 30H102V31H105V28H106L105 25L107 26L106 29H109L108 31H111V32H108V35L111 36L112 38H111V39L109 38L108 40H110V42H112V43L114 42V44H113V46H109V45H108L109 48H106V50H107L108 52H106V50H104V52H105L104 54H106V56H109V55H110L109 57H106V58H109V60L107 61L108 64H106V62H105L107 59L104 61L105 63H104L103 61H101V62H103L104 64H106V65H104V67L106 66V68H107V71H105V69H106V68H105L104 71H103V73H106V72H107V73L109 72V73H108V75H107V73H106V74H103V75H107V76H101V77H103V79H101V81H100L101 83H99L98 85L95 84L94 86H92L93 83H95V81H96V83L98 82V80H95V81H94V79H93V78H94L93 73H94L95 75L99 74V72L102 70V68H101L100 71H99V70L95 71L94 69H97L99 66H101V65L98 64L99 66H97V68H94V69H93L94 71L92 70L91 73H92L93 77H92L91 81L93 80L94 82H93V81L91 82V81L88 79L89 76H91V74H90L89 76H88V75L85 76L86 72L88 73V69L91 70V68H92L90 65L87 66V64H89V61L86 59V60L88 61V63H87V61H85V63H87V64H85L84 66H85V67H86V66L88 67V68H87V71H86V72H85V71H82V72H80V74H81V73H82L81 75L84 74L83 77L87 78L88 81H89L92 85L89 84V86H88L87 83H89V82H88L87 80H86L87 83L84 85V83L86 82V81H84V78H83L82 76H80V75H76L77 77L74 75V76H75V79H76V78H79V81H78V82H76L77 79H76V81H75V83H76V84H75V85H76V88L74 87V89H75L76 92H74V90H72V88L68 90L67 87H66V88H67L68 91H66V90H65V91H64V90H61V91L59 92V90H57L58 88H56V87H58V85H57L56 87H54V91H51V90H53V86H54L53 83L51 82L52 80H54V78L52 79V77L54 76V75H52V71L54 70V66H56V65H53V63H55L56 61H58V63H59L60 66H58V63H57V66H58L59 68H62L61 70H63V67H64V65H65V61H67L66 64L68 65V66H66V67H67L68 69H70L71 67H70L69 65H71V64H68V63H72V64H73V63L76 62V60L80 59V57H81V59L85 60V57L82 56V54H83V52H81L82 50L80 51L82 45H81L79 42H80L81 40L79 41V39H78V38H81V39H82V37H85V35L82 34L81 32H80V33H81L82 35L78 33V32L80 31L79 29H81V28L83 27V25L85 24V22L83 23ZM89 21H90V22H89ZM96 21H97V22H96ZM145 21H146V23H145ZM147 21H148V22H147ZM165 21H166V25H164V27L167 26L168 24H169V25L171 24L170 22H167V19H166V18H165ZM209 21H210V22H209ZM215 21H216V22H215ZM32 22H33L34 24H32ZM41 22H42V24H41ZM55 22H58V23H55ZM62 22H63V23H62ZM143 22H144V23H143ZM224 22H225V23H224ZM43 23H44V24H43ZM61 23H62V24H61ZM68 23H69V24H68ZM114 23H115V24H114ZM117 23H118V24H117ZM136 23H137V24H136ZM139 23H140V25H141L140 27H139V25H138ZM167 23H168V24H167ZM191 23H190V24H191ZM211 23H212V24H211ZM216 23H218V24H216ZM47 24H48V25H47ZM53 24H54V25H53ZM70 24H71V25H70ZM86 24H87V23H86ZM94 24H93V25H94ZM123 24H124V25H123ZM143 24H144V25L146 24V25L143 26ZM188 24H189V23H188ZM194 24H195V23H194ZM202 24H201V25H202ZM204 24H205V26H204ZM209 24H210V26L213 27V31H211V30H212V27H210ZM229 24H230L231 26H229ZM32 25L34 26V28L32 27ZM35 25H36V26H35ZM49 25H50V26H49ZM55 25H56L57 27H56ZM58 25H59V26H58ZM65 25H66V26H65ZM89 25H88V26H89ZM93 25H92V26H93ZM136 25H137V27H138L137 30H135V28H137ZM191 25H193V24H191ZM215 25H218L219 27H218V26L215 27ZM223 25H224V26H223ZM225 25H227V26H225ZM39 26H40V27H39ZM54 26H55V27H54ZM63 26H64L65 29L68 28V31H70V32H73V31H74V32L68 34V32H65ZM68 26H70L71 28L68 27ZM73 26H74V30H73ZM77 26H79V27H77ZM102 26H101V27H102ZM109 26H110V27H109ZM123 26H124V27H123ZM207 26H208V27H207ZM26 27H27V28H26ZM28 27L30 28L31 31L29 30V31L27 32V30L29 29ZM38 27H39V28H38ZM44 27H46V29H45L46 31H44V29H43ZM60 27L63 29L62 32L60 31L62 37L59 36L60 33H58V32H57L56 34H54L55 29H57V31H59V28H60ZM75 27H76V29H78V32H77V30L75 29ZM96 27H97V25H96ZM104 27H105V28H104ZM113 27H114L115 29L112 30L111 28H113ZM120 27H121V29H119ZM146 27H147V28H146ZM175 27H176V28H175ZM190 27H191V29H192V26H190ZM229 27H230V28H229ZM50 28H51V30H50ZM61 28H60V30H61ZM69 28H70L71 30H69ZM86 28H87V27H86ZM117 28H118V30H117ZM123 28H124V29H127V30H126V32L121 33V32L124 30ZM139 28H140L141 30H142V28H143V30H145V32L147 31V33L144 32V35H142V34H143V30H142V32H141ZM155 28H156V27H155ZM157 28H156V29H157ZM224 28H225V29H224ZM232 28H233V30L231 31ZM234 28H235L237 31H236ZM34 29H35L36 31H35ZM82 29H84V27H83ZM98 29H99V28H98ZM165 29H167V30H165ZM168 29H170V31H169ZM175 29H176V30H175ZM210 29H211V30H210ZM37 30H38V31H37ZM39 30H40V31H39ZM48 30H49V31H48ZM53 30H54V31H53ZM75 30H76V31H75ZM114 30H115V34H114V32H113ZM116 30H117V32H116ZM119 30H122V31L119 32ZM149 30H151L152 32L149 31ZM163 30H165V33L163 32ZM224 30H225L226 32H225ZM32 31H33V32H32ZM50 31H51V32H50ZM66 31H67V29H66ZM81 31H82V30H81ZM102 31L100 30V32H102ZM106 31H107V30H106ZM106 31H105V32H102V33H105V34H106ZM137 31H138V32H137ZM168 31H169L170 33H169ZM193 31H195V30H193ZM206 31H207V32H206ZM218 31H219V32H218ZM222 31H223V32H222ZM234 31H235V32H234ZM26 32L32 34V35L29 34L30 38H29L28 34H26ZM34 32H35V33H34ZM36 32H37L38 34H37L36 36H34V37H35V38H34L33 35L36 34ZM46 32H47V33H46ZM55 32H56V31H55ZM64 32H65V33H64ZM75 32H77V33H75ZM148 32H149V34H148ZM161 32H162L163 34H162ZM166 32L168 33L167 36L171 35V36H169V38H170V39H174V40H172V41H173V42H177V43L174 44L172 41H170L171 43H173V44L171 45V43L168 42L169 39H168V41H166V38H165V37H166ZM221 32H222V33H221ZM224 32L226 33V36H225V34L223 35ZM33 33H34V34H33ZM51 33H52V36H51ZM66 33H67L69 36H70V34H72V36L70 37L71 39H70L69 37H67L68 35H67V36L64 35V34H66ZM83 33H84V32H83ZM96 33L99 34L98 31H97ZM102 33H101V34H102ZM109 33H112V34H109ZM117 33H118V34H117ZM151 33H152V34H151ZM171 33H172V34H171ZM211 33H212V35H211ZM218 33H219V34H218ZM21 34H22V35H25V34H26V35H25V37L23 38V37L21 36ZM43 34H44V35H43ZM46 34H48V35H46ZM57 34H58V35H57ZM75 34H76L77 36H76ZM101 34H100V35H101ZM105 34H104V35H105ZM119 34H121L122 36L119 35ZM131 34H132V36H131ZM134 34H135L136 38H134V37H135ZM146 34H147V35H146ZM206 34L209 35V36L207 37ZM216 34H217V35H216ZM239 34H241V35L239 36ZM254 34H255V36H253ZM53 35H54L55 38L53 37ZM73 35H74V37H75V36H76V37L74 38ZM79 35H80V36H79ZM102 35H103V34H102ZM104 35H103V38H104ZM114 35H116V36H117V35L120 36L119 38H121V39H117L118 37H117V38L115 37V40H116V41H115L114 38H113ZM150 35H151V36H150ZM173 35L176 36V37H174ZM179 35H181V34H179ZM179 35H178V38H179ZM198 35L201 36V37L199 38ZM204 35L206 36V38L204 37ZM229 35H230V36H229ZM235 35H236V36H235ZM48 36H49V37H48ZM63 36H64V37H63ZM106 36H107V35H106ZM109 36H108V37H109ZM141 36H142V38H141ZM143 36H144V37H143ZM145 36H148V37H146V38H147V39H150V40H146V39H145ZM149 36H150V37H149ZM153 36H154V38H152ZM210 36H211V37H210ZM218 36H219V37H218ZM220 36H221V37H220ZM228 36H229V37H228ZM244 36H245V37H244ZM20 37H22V38H20ZM41 37H43L44 40H43ZM50 37H51V38H50ZM56 37H57V38H56ZM59 37H61V38L59 39ZM65 37H67V38H65ZM108 37H105V40H106V38H108ZM172 37H174V38H172ZM188 37H189V38H188ZM195 37H196V39H198V40L200 39V41H198V43H197V41H195V40H196ZM214 37H215V39H214ZM222 37H223V38H222ZM246 37H247V38H246ZM251 37H253V39H252ZM26 38H28V39H26ZM31 38H33V40H32ZM36 38H37V39H36ZM49 38H50V39H49ZM64 38H65V39H64ZM72 38H74V39H72ZM123 38H124V39H123ZM133 38H134V40H133ZM159 38H160L161 40H160ZM162 38H164V39L162 40ZM180 38H181V37H180ZM204 38H205V39H204ZM211 38H213V39H211ZM242 38H243V39H242ZM258 38H259V39H258ZM262 38H263V39H262ZM53 39H54V40H53ZM56 39H57V41H56ZM68 39H70V40L68 41ZM135 39H136V40H135ZM141 39H143V40H141ZM152 39H153V41H154L155 43L152 42ZM154 39H155V40H154ZM175 39H176V40H175ZM192 39H193V40L195 39L194 42H195V44L197 43L196 45L192 42ZM202 39H203L204 41H202ZM261 39H262V40H261ZM29 40H30V42H29ZM34 40H35V41H34ZM36 40H37V41H36ZM38 40H39V42H38ZM42 40H43V41H42ZM50 40H51V41H50ZM58 40H59V41H58ZM60 40H61L62 42H61ZM66 40H67L68 42H67ZM74 40L78 41V42H77V43H78V44H77L78 46L75 44L76 41H74ZM117 40H122V41H121V42H122L121 44H123L124 46L120 45V44L118 43ZM132 40H133V41H132ZM156 40H157V41H156ZM159 40H160L161 42H160ZM164 40H165V42H164ZM252 40H256V42H255V41H254V42L257 43V46L259 47V48H258L259 50H258V49H256V50H257V52L259 51L260 54H259V53L257 54V52L254 51L255 47L257 48V46H255V45L252 44ZM23 41H24V42H23ZM32 41H34L35 43L32 42ZM40 41H41V42H40ZM49 41H50L51 43H50ZM55 41H56V42H55ZM73 41H74V42H73ZM123 41H125V43H124ZM139 41H140V42H139ZM141 41H143V42H141ZM144 41H146V42H144ZM147 41H150V43L147 42ZM158 41H159V42H158ZM28 42L31 43V44H29ZM37 42H38V43H37ZM65 42H66L67 45H66L65 48H64V46H62V47L65 49V50L63 51V50H62L63 48L61 47V44H62V45H65V44H64ZM103 42H105V43L107 44V42H109V41L106 40V41H103ZM110 42H109V43H110ZM119 42H120V41H119ZM132 42H133V43H132ZM157 42H158V43H157ZM166 42L169 43V44H166ZM178 42H179V43H178ZM189 42H191V43H192L193 45H195V46H197V45L199 44V46L201 47V49H199V51H198V47H199V46H197V51H198V52L195 51L196 54H195L194 52H191V51H193V50H190V53L188 52L189 54L185 55V54H186V51H183V48L185 47L184 49H187L188 46H191V47H192V44H189ZM221 42H222V43H221ZM223 42H224V44H223ZM244 42H245V43L247 42V43H246L247 45H246ZM250 42H251V43H250ZM22 43H23V44H22ZM27 43H28V44H27ZM46 43H47V44H46ZM48 43H49V44H48ZM56 43H57V45H58V43H60V44H59V45H60V48L57 47L58 49H60V51H58V53H60V55L56 52V51L58 50V49H57V50L55 49V46H57ZM68 43H69V44H68ZM73 43H74V44H73ZM105 43H104V44H105ZM116 43H117V45H116L117 47H116V48H118V50L114 47V45H115ZM143 43H144V44H143ZM156 43H157V45H156ZM159 43H163V45H165L164 48H163V45H161V44H159ZM185 43H186V45L188 44L187 47H186ZM203 43H204V44H203ZM228 43H230V46H231V47L229 46ZM242 43L244 44V46L242 45ZM40 44H41V45H40ZM50 44H51V45H50ZM106 44H105V45L102 44V45L106 47V46H107ZM118 44H119V45H118ZM146 44H149V45H146ZM152 44H153V45H152ZM158 44L162 46V49H163V50L161 49V50H162V53H163L164 51H165V53H167V52H166V49H165V48H167L166 45H168V47H169V45H170L169 48L172 47L171 50L174 48L173 52H177V53H178V52H181V50H182V55H183L184 57H183L182 55L179 56V57H182V58H185V59L179 58L176 54H175L176 56H174L175 58L171 57V55H172V53H173V52L171 53V51H170V53L168 52L167 54H169V55L166 54V56H165V54L163 53L164 55L162 54V56H164V58H161L162 56H160V57L155 56V55H158L157 52H159V54L161 53V52L159 51L161 47H160ZM176 44H178V45H176ZM179 44H181V45L183 46V48H182V46H179ZM233 44H234V46H233ZM25 45H26V46H25ZM31 45H32V46H31ZM38 45H39V46H38ZM42 45H47L48 48H47L46 46H44V47H46V48H43ZM49 45H50V47L52 46L54 49H53L52 47L50 48ZM72 45H73V48H71ZM129 45H131V46H129ZM141 45H145V46H147V48H149L150 45H151V46H150L149 49H147L145 46H141ZM154 45H155V46H154ZM211 45H212V46H211ZM222 45H223V46H222ZM23 46H24V47H23ZM36 46H37V47H36ZM67 46H68V47H67ZM76 46H77V47H76ZM108 46H107V47H108ZM119 46H122V47L120 48V50H119ZM157 46L160 47V48H158ZM176 46H178V47H177V50H175V49H176ZM213 46H214V47H213ZM242 46H243V47H242ZM245 46H246V47L248 46V47L246 48ZM254 46H255V47H254ZM28 47H29V48L32 47V52L30 51L31 49H29ZM39 47L42 48L41 50H43V51H48V52H51V53L53 52L54 55H55V56H54L53 53H52V55H51V53L48 54V52H47V53L45 52V53H46V54H45V55H46V56H45V62H46V60H49L47 64H45V62L42 60L43 58L41 59V61H43V62H41V64H40V58L42 57V56H41L42 54H40V56H38L39 53H41V52H35V51H36L35 48H36V49H37V48L39 49ZM79 47H80V49H79ZM112 47H113V48H112ZM123 47H124L125 49H129V47H130V50H131V51H134L135 53L132 52V54L134 53L133 55L131 54V52L128 54L129 51H128V50H125ZM140 47H141L142 49H141ZM144 47H145L147 50H145ZM200 47H199V48H200ZM207 47H208V48H207ZM210 47H212L213 49L210 48ZM223 47H224V48H223ZM225 47H227V48H225ZM23 48H24V49L27 48V50H24ZM143 48H144V49H143ZM157 48H158V50H157ZM193 48H194V47H193ZM193 48H192V49H193ZM236 48H234V51H235ZM44 49H46V50H44ZM47 49H48V50H47ZM67 49H68V50L71 49L70 52H71L72 49H73V51H75V52L72 51V53H70V52H68ZM103 49H105V48L103 47ZM122 49H123V50H122ZM150 49H151V50H150ZM164 49H165V50H164ZM167 49H168V48H167ZM189 49H190V47H189ZM189 49H187V51H188ZM194 49H196V48H194ZM211 49H212V50H211ZM219 49H220V51H219ZM222 49H223V50H222ZM262 49H263V54L261 53L262 51L260 52V50H262ZM23 50H24L25 52H24ZM34 50H35V51H34ZM51 50H52V51H51ZM54 50H55V51H54ZM109 50H110L112 53H110ZM148 50H150V51H148ZM168 50H169V49H168ZM201 50H202V51H201ZM251 50H253L254 52L252 53ZM27 51H29V53H28ZM38 51H39V50H38ZM66 51H67V56H66V53H65ZM78 51H79V52H78ZM113 51H114V52H113ZM116 51H118V52L115 53ZM120 51H121V54H123V53H124V54H123V55L118 54V53H120ZM126 51H128V52L126 53ZM210 51H211V52H210ZM213 51H214V52H213ZM221 51H222V52H221ZM55 52H56L58 55L55 54ZM140 52H141V53H140ZM144 52H145L146 54H145ZM147 52H150L151 54H149V53H147ZM184 52H185V54H183ZM205 52H207V53H205ZM217 52H218V53H217ZM230 52H231V51H230ZM8 53H9V54H8ZM14 53H15V54H14ZM34 53H35V56L33 55ZM75 53H76V54H75ZM107 53H108V54H107ZM113 53H115V54H113ZM136 53H137V54H136ZM153 53H154V54H153ZM201 53H202V54H201ZM213 53H214V54H213ZM216 53H217V54H216ZM254 53H255V57L253 56ZM10 54H12L11 56H12V57L14 56V57L11 58V57H10ZM30 54H31V55H30ZM36 54H37V55H36ZM61 54H62L63 56H62ZM64 54H65V55H64ZM71 54H72V55H71ZM78 54H79V56H78ZM117 54H118V55H117ZM135 54H136V56H135ZM140 54H141V55H140ZM170 54H171V55H170ZM173 54H174V53H173ZM178 54H179V53H178ZM193 54H194V55H193ZM256 54H257L258 56H257ZM49 55L51 56V58L49 57ZM68 55H69L71 58H70ZM111 55H112V56L114 55L113 58L111 57ZM115 55L119 58L120 61H118V58H116ZM146 55H147L148 57H147V59H144ZM150 55H151V56H150ZM152 55H154V56H152ZM189 55H190V56H189ZM191 55H192V58H191ZM203 55H204V56H203ZM216 55H217V56H216ZM15 56H16V57H15ZM27 56H28V59H27ZM37 56H38V57H37ZM43 56H44V55H43ZM47 56H48L49 59H46ZM57 56H58V57H57ZM120 56H121V57H120ZM122 56L124 57V59H123ZM134 56H135V57H134ZM188 56H189V57H188ZM219 56H220V57H219ZM261 56H262V57H261ZM19 57H20V58H19ZM22 57H23V58H22ZM24 57H25V58H24ZM29 57H30V58H29ZM33 57H34V58H33ZM136 57H137V58H136ZM166 57H167V58H166ZM168 57H171V58H173V59H170V58H169V60H168ZM208 57H209V58H208ZM8 58H10V59H8ZM15 58H16V59H15ZM17 58H18V59H17ZM36 58H37V60H36ZM52 58H53V59H52ZM75 58H76V59H75ZM111 58H112L113 60L115 59L114 61H115L116 63L118 62V64H117V68H118V69L116 68V65H114V66L112 65L113 67L111 66V62H109ZM133 58H135V59H133ZM148 58H149L150 60H149ZM154 58H157V60H158V58H159V59H161V60H158V61H157V60H155ZM190 58H191V59H190ZM193 58H195V59H193ZM202 58H204V59H202ZM259 58H260V59H259ZM261 58H262V59H261ZM22 59L24 60L23 62H22ZM33 59H35V60H34V61H36L35 63H34ZM51 59H52V60H51ZM61 59H62V60H61ZM66 59H67V60H66ZM116 59H117V60H116ZM142 59H143L144 62L142 61ZM151 59H152V61H151ZM162 59H164V60H162ZM180 59H182V61L184 60V61H183L184 63L182 62V65H180V69H179V67H178V63H181V60H180ZM186 59H187V60H186ZM9 60H10V61H9ZM50 60H51V61L54 60V62H51ZM83 60H82V61L80 60V62H82V63L84 64ZM145 60H146V61H145ZM193 60H194V61H193ZM258 60H259V61H258ZM8 61H9L10 63H9ZM17 61H18L20 64H19ZM29 61H31V62H29ZM37 61H38V63H37ZM59 61H60V62H59ZM70 61H71V62H70ZM72 61H73V62H72ZM131 61L134 62V65H135V66L133 65V63H132ZM147 61H148V62H147ZM149 61H150V62H149ZM156 61H157V62H160V64H161V66H160L159 64H157L158 69H157L156 71H158V72H156L155 70L151 69V68H153V67L155 66L154 63H157ZM165 61H166V62H165ZM177 61H178V63H177ZM187 61H188V62H187ZM204 61H205V60H204ZM218 61H219V62H218ZM241 61H242V62H241ZM246 61L249 62V63H247ZM13 62H14V63H13ZM98 62H99V61H98ZM101 62H100V64H101ZM152 62H153V63H152ZM161 62H162V63H161ZM163 62H164V66H163ZM171 62H174V63L170 64ZM196 62H197L198 65H196ZM210 62H211V61H210ZM210 62H208V63H210ZM244 62H245V63H244ZM17 63H18V64H17ZM25 63H26V64H25ZM30 63H31V65H30ZM42 63H44L45 65L42 64ZM51 63H52V65H53V68H52V65L50 66ZM76 63H77V62H76ZM82 63H80L79 65H81ZM109 63H110V66L107 67V65H109ZM116 63H113V62H112V64H116ZM120 63H121V64H120ZM122 63H123V64L125 63V64L123 65ZM136 63H137V64H136ZM150 63H151V65H150ZM176 63H177V64H176ZM206 63H207V61H206ZM208 63H207V64H208ZM216 63H217V64H216ZM252 63H251V64H252ZM261 63H262V64H261ZM15 64H16L17 66H16ZM22 64H23V65H22ZM24 64H25V65H24ZM33 64H34L35 67L38 65V66H37V69L39 68L40 65L42 66V68H45V69H40V68H39L40 72H34L33 69H35V67H34V68L32 67ZM48 64H49V65H48ZM55 64H56V63H55ZM83 64H82V65H83ZM91 64H92V63H91ZM93 64H94V63H93ZM96 64H97V62H96ZM130 64H131L133 67L130 66ZM152 64H153V66H152ZM169 64L171 65V68H170L171 71L168 70L169 67H170ZM184 64H185V65H184ZM11 65H12V67H11ZM61 65H62V66H61ZM121 65H122V66H121ZM158 65H159L160 67H159ZM173 65H174V66H173ZM186 65H187V67H186ZM201 65H202V67H201ZM205 65H206V64H205ZM213 65H212V64L209 65L210 68H211V70L215 68V67H213ZM24 66H25V67H24ZM43 66H44V67H43ZM45 66H47V67L50 66V67L47 68V67H45ZM57 66H56V68H57L56 71L59 69ZM72 66L75 68L76 65H75V66L72 65ZM77 66H78V65H77ZM77 66H76V67H77ZM84 66H82V68H83V70H86V69L84 68ZM247 66H249V67H247ZM14 67H15V68H14ZM16 67H17V68H16ZM28 67H29V68H28ZM69 67H70V68H69ZM80 67H81V66H78V67H77L78 72H76L77 69L75 68V69H76V71H75L76 73H79V71H81V70H79ZM89 67H91V68H89ZM111 67H112V70L110 69ZM119 67H121V68L119 69ZM131 67H132V69H133V68H134V69L131 70ZM174 67H175V69H172V68H174ZM188 67H189V68H188ZM194 67H195V68H194ZM203 67H205V68L203 69ZM10 68H11L12 72H10V70H9ZM20 68H22L24 71H23L22 69H20ZM27 68H28V69H27ZM32 68H33V69H32ZM64 68H65V67H64ZM67 68H66V69H67ZM74 68H73V70H75ZM82 68H81V69H82ZM108 68H109V69H108ZM113 68H115V69H114V72H113ZM159 68H160V69H159ZM176 68H178L179 72H178V70H176ZM49 69H50V70H49ZM51 69H53V70L51 71ZM98 69H100V67H99ZM127 69H128V70H127ZM143 69H145V73H144V70H143ZM155 69H156V67H155ZM181 69H182V70L185 69V70L182 71ZM191 69H192V70H191ZM193 69H194V70H193ZM202 69H203V70H202ZM31 70H32V71H31ZM45 70H46V72H45ZM47 70H48V71H51V73L49 74V72H47ZM73 70H72V71H73ZM108 70H109V71H108ZM110 70H111V73H110ZM142 70H143V71H142ZM152 70H153V71H152ZM196 70H197V72H195ZM238 70H239V69H238ZM240 70H241V69H240ZM36 71H37V70H36ZM43 71H44L48 76H46L45 73L42 75V72H43ZM123 71H124V72H123ZM129 71H130L131 73H126V72H129ZM141 71H142V72H141ZM168 71H169V74H170V75H168ZM181 71H182V72H181ZM30 72H31V73H30ZM32 72H33V74H32ZM53 72H54L53 74H55V71H53ZM84 72H85V73H84ZM89 72H90V71H89ZM95 72H98V73L96 74ZM101 72H102V71H101ZM118 72H121V73L117 75L116 73H118ZM139 72H141V73H139ZM151 72H152V73H151ZM154 72H155V74L153 75ZM175 72H177V73H175ZM12 73H13V74H12ZM34 73H38V74L41 73L40 76L43 77V78H42V79H41V77L38 78V77H39V76H38V77H37L38 80H37L36 77H33V76H36V74L34 75ZM149 73H151V74H149ZM166 73H167V74H166ZM171 73H172V75H171ZM204 73L207 75V77H206V75H205ZM135 74H134V75H135ZM187 74H188V73H186L185 76H186ZM203 74H204V75H203ZM49 75H50V76H49ZM100 75H101V73H100ZM162 75H163V77H162ZM190 75H191V74H190ZM200 75H201V76H200ZM29 76H30V77H29ZM51 76H52V77H51ZM79 76L81 77V79H80ZM109 76H110V75H109ZM131 76H133V77H131ZM142 76H143V77H142ZM144 76H145V77H144ZM169 76H170L171 78H169ZM181 76H182V78L185 77V76L183 77V75H181ZM204 76H205V77H204ZM50 77H51V79H50L51 81L48 79V78H50ZM101 77H99V78H101ZM130 77H131V78H130ZM139 77H138L137 80H139V81L142 80V81H143V79H141V78L139 79ZM153 77H151L152 80H151L150 78H149V80L153 81V80H154ZM159 77H158V79L160 80ZM186 77H187V76H186ZM186 77H185V78H186ZM188 77H189V75H188ZM234 77H235V76H234ZM58 78H59V80H58L59 82L56 81V79H55L54 81L58 82V83H59V86L61 85V86L59 87L60 89H64V85H65V84H66L69 88H70V86H72V85L75 86V85H74V82H72V81H69V80H66L65 78H63V79L66 80V83H64V82H60V79H62L61 77H58ZM82 78H83V79H82ZM90 78H91V77H90ZM95 78H98V76H97V77L95 76ZM122 78H123V79H122ZM156 78H157V77H156ZM156 78H155V81L158 80V79L156 80ZM185 78H184V80H185ZM203 78H204V79H203ZM33 79H34V80H33ZM47 79H48V81H47ZM116 79H120V78H117V77H116ZM116 79H115V80H116ZM246 79L249 80V81H247ZM250 79L255 80V82H254L253 80H251V81H253V82H251ZM80 80H81V81H80ZM82 80H83V81H82ZM99 80H100V79H99ZM110 80H111V79H110ZM125 80H126V81H125ZM145 80H146V81H145V82H146V85H148V84L151 82V81H148V82H147L148 78L145 79ZM159 80H158L157 84H159V82H160V83L162 82V81H159ZM165 80H166V78H165ZM165 80H164V81H165ZM182 80H183V79H182ZM198 80H199L200 84L203 83V85H200V84L198 83ZM215 80H216V79H215ZM235 80H237V79H236V78H233V81H235ZM256 80H257V81H256ZM259 80H260V81H259ZM38 81H40L41 83L43 82V83H42V86H44L43 89H42V86H39V87L37 88L36 84H38V85L41 84V83L38 82ZM67 81L70 82L69 85H68ZM108 81H109V80H107V81L105 80V81H103V82H105V84H107ZM168 81H165V82H168ZM33 82H34V84H33ZM35 82H36V83H35ZM37 82H38V83H37ZM79 82H81V84H82V82H84V83H83L82 86H81V84L79 85ZM109 82L111 83V81H109ZM112 82H113V81H112ZM116 82H117V81H114L113 83H111V85L114 84V83H116ZM118 82H119V81H118ZM121 82H119V83H121ZM133 82H134V83H133ZM182 82H183V81H182ZM192 82H194V83L192 84ZM214 82H215V81H214ZM220 82H221V80H219V83H220ZM246 82H247V83H246ZM256 82H257V83H256ZM1 83H2V84H1ZM45 83H46V84H45ZM58 83H57V84H58ZM61 83H64L63 87H62V84H61ZM110 83L108 84V86H111ZM119 83H118V84H119ZM132 83H133V84H132ZM136 83H140V82L136 81ZM142 83H144V82H142ZM151 83H152V82H151ZM151 83H150V84H151ZM175 83H176V82H175ZM183 83H184V82H183ZM183 83H182V84H183ZM190 83H189V84H190ZM197 83H198V84H197ZM215 83H216V82H215ZM217 83H218V82H217ZM250 83H251V85H250ZM261 83H262V82H261ZM5 84H6V85H5ZM54 84H55V82H54ZM118 84H117V85H118ZM122 84H124V83H121V85H122ZM150 84H149V85H150ZM153 84H154V86H156V82H155V83L153 82L151 85H153ZM186 84H188V83H186ZM194 84H197V85H199L200 87L198 86V88H197V87H196L197 85H196V86H195L196 88H195V87H194ZM229 84H230L231 87H228V88H231V89L228 91V90H227L228 88H226V87H227ZM232 84H233V85H232ZM247 84H248V85H247ZM252 84H253V85H252ZM256 84H257L258 86H257ZM262 84H263V83H262ZM7 85L12 89V91H10V90L8 91L9 88H8ZM31 85H33V86H31ZM34 85H35V87H34ZM45 85H46L48 88L50 87V89H47V87H46ZM52 85H53V86H52ZM55 85H56V84H55ZM86 85H87V86H86ZM115 85H116V84H115ZM124 85H125V84H124ZM124 85H122V86L119 87L120 89H122L120 94H117V95H115V96H113V97H112V95H111L112 98H111V97L109 98V96H108V99H109L110 101H109V100H106V102L104 101L105 103L102 101V102H103V105H105V104L107 105V102L109 101L108 104L110 103V104L113 106V107H112L111 105H109V106L107 105L108 107L111 106V107H110L111 110H110V111L107 110L106 112H111V111L113 112L114 108L117 107V106H119V105L116 106V104H117V100H116V98H117V99H120V96H123V97H124V95H121L122 92H125V91H126ZM126 85H125V86H126ZM140 85H142V84H140ZM144 85H145V84H144ZM151 85H150V86H151ZM159 85L162 86V85H163V82H162L161 84H159ZM165 85H166V84H164L163 87H164ZM169 85H170V86H169ZM171 85H172V84L170 83V84H168V86L166 85L165 87H166V88H167V87H171ZM221 85L223 86L222 83H221ZM238 85H239V86L241 85V88L238 87ZM5 86H7V87H5ZM29 86H30V87H29ZM78 86H79V89H80V86H81V89H80V90L77 88ZM102 86H103V87H102ZM108 86H107L106 90L104 89V92H106V91L109 90V89H110V91H107V93H109V92L112 91V88H111L112 86H111V87H108ZM118 86H119V85H118ZM142 86H143V85H142ZM142 86H139V87H142ZM172 86H173V85H172ZM215 86H216V88H218V86H220V85L217 84V85H215ZM251 86H252V87L254 86V88H252ZM82 87H83V88H82ZM89 87H91V88H89ZM113 87H116V88H114V90H115V89L118 90L117 86H113ZM121 87H123L125 90H123V88H121ZM131 87H133V89H135V88H134V85L131 86ZM135 87L137 88V87H138V84H137V86H135ZM146 87H149V86H146ZM179 87H180V85H179ZM191 87H192V88L194 87V90H191ZM242 87H243L244 89H243ZM250 87L253 89V91H255V87H256V90H258L257 87L259 88V90H258V91H255V93H254ZM7 88H8V89H7ZM17 88H18V90H17ZM31 88H33L32 91H31V90L29 91V89H31ZM35 88H36V89H35ZM39 88H40L39 93H41V94L38 93ZM55 88H56V92H58V93H56V94H57V97H56L55 94H54L53 96H55L56 98L52 96L53 93L51 94V92H55ZM66 88H65V89H66ZM99 88H100V89H99ZM101 88H102V89H101ZM149 88H150V90L152 89V87H149ZM149 88H148V89H149ZM153 88L155 89V87H153ZM156 88H158V87L156 86ZM172 88H173V87H172ZM236 88L239 89V90H238V91H239L238 93H239L240 95L236 92V90H237ZM249 88H250V89H249ZM5 89H6V90H5ZM20 89H21V90H20ZM34 89H35V90H34ZM46 89H47V90H46ZM120 89H119L118 91H116V90H115V91H116L117 93H119ZM130 89H132V88H130ZM139 89H140V88H139ZM141 89H142V88H141ZM141 89H140V90H141ZM146 89H147V88H146ZM148 89H147V90H148ZM158 89H159V88H158ZM162 89H163V88H162ZM162 89H161V90H162ZM241 89L243 90L242 93H241V91H242ZM247 89H248V90H247ZM4 90H5V92L7 91V92H6L7 95H6L5 92H3ZM19 90H20V91H19ZM33 90H34V91H33ZM49 90H50V91H49ZM71 90H72L75 94H73ZM150 90H149V92H150ZM180 90H179V91H180ZM186 90H187V91H186ZM188 90H189V91H188ZM218 90H217V91H218ZM240 90H241V91H240ZM245 90H246V91H245ZM13 91H14V93H13ZM18 91H19V92H18ZM24 91H25V92H24ZM36 91H37V92H36ZM47 91H48V92H47ZM115 91H114V92H115ZM135 91H136V89H135ZM138 91H139V90H138ZM144 91H145V90H144ZM153 91H154V90H153ZM153 91H151V93H154ZM156 91H158V90H156ZM156 91H155V92H156ZM165 91H166V90H165ZM190 91H192V93L195 94V95H193V96L190 95ZM194 91H195V92H194ZM234 91H235L236 93H235ZM2 92H3L7 97H9L8 95H13V96H10V97H12V98H9L11 101H10L8 98L6 99V97H5L4 95H3L4 97H2V95H1V94H3ZM8 92H10V93H8ZM11 92H12V93H11ZM16 92H17V93H16ZM29 92H30L31 94H30ZM43 92H45V94H47V95L44 96V93H43ZM70 92H71V93H70ZM81 92H82V91H81ZM114 92L112 91V93H114ZM127 92H128V91H126V93H127ZM130 92H131V91H129V93H130ZM133 92H134V91H133ZM141 92H143V90H142ZM161 92H162V91H161ZM163 92H164V90H163ZM173 92H175V94H174ZM176 92H178V93H176ZM228 92H231V93L229 94ZM248 92H249V93H248ZM23 93H24V94H23ZM34 93L36 94V96H38V97H40V98H38V97L35 98V97H34V99H33V96H35ZM48 93H50V94H48ZM61 93H63V96H62ZM65 93H67V95H68L67 102H66V98H67V97H66V94H65ZM134 93H138V92H134ZM139 93H140V92H139ZM144 93H146V91H145ZM151 93H150V95H151ZM159 93H160V90H159ZM197 93H198V92H197ZM244 93H247V95H246V94L244 95ZM29 94H30V95H29ZM42 94H43V96H42ZM69 94H70V97H69ZM124 94H125V93H124ZM131 94H132V92H131ZM140 94H141V93H140ZM166 94H165V92H164L163 95H165V97H166V96H167ZM225 94H226L227 96L230 97V100H229V101H228V99H227L228 97H227ZM241 94H242V95H241ZM248 94H249V95H252L253 98H252V97H250V98L247 97V96H249ZM254 94H255V95H254ZM23 95H25L26 97L23 96ZM40 95H41V96H40ZM72 95H73V97H72ZM119 95H120V96H119ZM132 95H133V94H132ZM144 95H145V94H144ZM146 95H147V94H146ZM153 95H154V94H152V96H153ZM156 95H157V94H156ZM156 95H154V98H158V97H159V96H158V97H155ZM173 95H174V96H173ZM177 95H178V97H175V96H177ZM185 95L183 94V96H185ZM243 95H244V96H243ZM253 95H254V96H253ZM257 95H258V96H257ZM48 96L51 97V98L53 97V98L50 99V98H48ZM58 96H59V97H58ZM61 96H62V97H61ZM64 96H65V97H64ZM117 96H118L119 98H118ZM127 96L130 97V95L126 94V98H128ZM137 96H138V95H137ZM139 96H141V95H139ZM148 96H149V95H147V98H146L147 101H148V98H149ZM152 96H151V97H152ZM161 96H162V95H161ZM190 96H192V97H190ZM224 96H226L227 98L224 97ZM241 96H242L243 100H242V98H240ZM20 97H21V98H20ZM41 97L43 98V100H42ZM71 97H72V99H71ZM115 97H116V98H115ZM165 97L162 96L163 102H164V99L166 100ZM232 97H233L234 102L236 101V102H235V105H232V106H233V107H234V106H237V107L240 106L238 109H237V107H236V108L234 107L235 109H234V108L232 109V106L228 104V103L232 100V99H231ZM257 97H259L258 100H257ZM4 98H5V101H4ZM13 98H14V99H13ZM18 98H19V99H18ZM24 98H25V99H24ZM45 98H46V99H49V100H46ZM58 98H59V99H58ZM61 98H62V99H61ZM69 98H70L71 100H74V101L76 100L75 102L73 101V103H72V104H74V105H71V102H72L71 100H70L71 102L69 101L70 104L68 103ZM73 98H74V99H73ZM75 98H77V99H75ZM87 98H89V97H87ZM121 98H122V97H121ZM132 98L134 99L133 96H132ZM138 98H139V97H138ZM159 98H160V97H159ZM176 98H177V99H176ZM224 98H226V99H224ZM246 98H247V99H246ZM262 98H263V99H262ZM2 99H3V100H2ZM26 99H27V101H26ZM38 99H39V100H38ZM40 99H41V100H40ZM63 99H64V100H63ZM83 99H85V98H83ZM111 99L114 100L113 103L111 102V101H113V100H111ZM124 99H125V97H124ZM124 99H123V98L121 99V100H122V101H120V102H122L121 104H124L125 101L127 102V99H126L125 101H124ZM144 99H145V98H144ZM146 99H145V100H146ZM151 99H153V97H152ZM151 99H150V100H151ZM172 99H173V100H172ZM174 99H175V100H174ZM178 99H179V100H178ZM194 99H195V100H196V99L199 100L198 97H196V98L194 97ZM249 99H250V100H249ZM251 99H253V101H255L256 103H255V102H252ZM260 99H261V102H260ZM1 100H2L3 102H2ZM14 100H15V101H14ZM18 100H20L21 102L19 103ZM29 100H31V102H30ZM33 100H34V101H33ZM45 100H46V101H45ZM53 100H54V101H53ZM56 100H57V101H56ZM59 100H60L62 103H63V101H65L66 104H69V105L72 106L73 108H72L71 110H69V108H71V107H70V106H65L67 110H66V112H64L65 110L62 109V108H64V105H62V103L59 102ZM62 100H63V101H62ZM130 100L132 101V99H129V101H130ZM136 100H137V99H136ZM138 100H139V99H138ZM140 100H141V99H140ZM150 100H149V101H150ZM191 100H193V98H192ZM226 100L228 101V103L226 102ZM247 100H248V101H247ZM9 101H10V102H9ZM25 101H26V102H25ZM40 101H43V104H42V103L40 104ZM129 101H128V103H126V107H125V106H121V104H120V106H119L118 108H115L114 112L116 111V112H118V113H117V114L114 113V114H116V115H114L113 113L110 114V116L112 115V120H111V118H109V117H110L109 115L107 116V114H106L105 112L103 113V111H102L103 116L106 115V117H108V119L111 120V121H110V122H112L111 125H113V124L116 125L117 123H119L118 121H122V119L120 118V116H121L122 118L125 117L124 119L126 120V118L129 117V116H128V113L126 114L127 117H126V116H123V115H125L126 110H129V111L131 112V109H127L128 107L131 106V105H129L131 101H130V102H129ZM133 101H135V100H133ZM151 101H152V100H151ZM151 101H150V104H151ZM154 101H155V100H154ZM154 101H153L152 103H154ZM160 101H161V99H160ZM183 101L180 100L179 102L182 103ZM241 101H242V102H241ZM243 101H244V102H243ZM257 101H258V102H257ZM11 102H13V104H12ZM33 102H34V103H33ZM45 102H46V104H47L48 102H50L52 105L49 103V107H47L48 104H47V105L45 104V106H43ZM55 102H57V104H56ZM58 102H59V104L62 105L63 107L60 106V105H58ZM79 102H80V101H79ZM79 102H78V103H79ZM81 102H80V103H81ZM123 102H124V103H123ZM136 102H137V101H136ZM157 102H159V101L157 100ZM245 102H246V103H245ZM259 102L262 103V105L259 104ZM26 103H27V104H30V103H31L29 106H31L32 109L30 108V110L36 109V107H39V106H41V105H42V106L39 107L38 109H36V111L33 110V111H30V112H29V110L27 111V110L25 109L26 106H28V105H26ZM54 103H55V104H54ZM65 103H63V104H65ZM137 103H138V102H137ZM145 103H146V102H145ZM167 103H168V100L166 101L165 104H167ZM176 103H177V102H176ZM198 103H200V102H198ZM222 103H224L225 105H223ZM253 103H254V104H253ZM3 104H4V105H3ZM33 104H34V105H33ZM66 104H65V105H66ZM94 104L97 105V102L94 103ZM118 104H119V102H118ZM127 104H128L129 106H127ZM131 104H134V102H131ZM159 104H162V105H163L164 103L161 102V103H159ZM165 104H164V106H165L164 110L166 109V105H165ZM226 104H228V105H226ZM230 104H231V102H230ZM232 104H233V101H232ZM250 104H251V105H254L255 107L253 108V106H250ZM256 104H257L258 106H257ZM25 105H26V106H25ZM35 105H36V106H35ZM50 105H51V108H52V109L50 108ZM101 105H102V103H101ZM103 105H102V106H103ZM106 105H105V106H106ZM144 105H145V104H144ZM144 105H143V106H144ZM157 105H158V104H157ZM246 105L249 106V107H247ZM18 106H19V107H18ZM34 106H35V108H34ZM52 106H53V107H52ZM132 106H133V105H132ZM132 106H131V107H132ZM134 106H136V104H135ZM145 106H148V105H145ZM149 106H150V105H149ZM154 106H155V105H154ZM154 106H153V104H152V107H153V108H154ZM158 106H159V105H158ZM224 106H225V107H224ZM245 106H246V107H245ZM259 106H261V107H259ZM46 107H47V108H46ZM56 107H57L58 109H57ZM60 107H61V108H60ZM123 107L126 108V109L123 111L124 114L122 113L123 115H122V114L120 115L119 113L122 112ZM131 107H130V108H131ZM139 107H140V106H139ZM139 107H138V109H140V111H142V109L139 108ZM141 107H142V106H141ZM150 107H151V106H150ZM167 107H168V106H167ZM241 107H242V108H241ZM257 107H259L260 110L257 109ZM9 108H10V107H9ZM40 108H41V109L44 108L46 111H45L44 109L41 110ZM55 108H56V109H55ZM145 108H147V107H145ZM155 108H156V106H155ZM160 108H161V106H160ZM160 108H159V109H160ZM162 108H163V107H162ZM227 108H229V109H227ZM251 108H252V109H251ZM255 108H256V110H255ZM24 109H25L26 111H25ZM27 109H29V108H27ZM53 109H54L55 111H54ZM135 109H137V108H135ZM138 109H137V110H138ZM148 109H149V108H148ZM148 109H146V111H147ZM157 109H158V107H157ZM157 109H156V111H158ZM175 109L177 110L176 113L174 112ZM202 109H203V110H202ZM239 109H241V110H239ZM244 109H245V110H244ZM250 109H251V110H250ZM22 110H23V111H22ZM40 110L43 111L44 113H46V112L49 113V112L52 110L53 112L56 113V116H58L57 114H59L61 117H63L62 114H63V115H64L65 113L67 114V111H68V114H69V111H70V113H71L73 116H72L71 114H70V116L67 115L69 118L72 117V118H70V119H68L67 116H66V117L64 116V117H65L64 119H63V118H60V116H58V118H60V119H57L56 116H52V115H53V112H52V111H51L49 114H43L42 112H40ZM57 110H59V111H57ZM62 110H63L64 113L62 112ZM72 110H73V112H72ZM132 110H134V108H132ZM137 110H136V111H137ZM143 110H144V109H143ZM168 110H167V111H168ZM200 110H202V111H200ZM233 110H235V111L239 110V111H237V114H238V115H239L240 111L242 112V114H241V113H240V114L243 115V110H244V112L247 110V111L245 112V113H247V114H245V116H248V115H249V116H248L249 118H248V120H247V123H246V120H245V123L243 122L244 124H241V125H240L239 123H240V122L242 123V121H238V120H240L243 116H242V117H240V116H238V115L236 116V112L233 111ZM249 110H250V111H249ZM1 111H2V112H1ZM24 111H25V112H24ZM38 111H39V113H38ZM75 111H77V109H75ZM144 111H145V110H144ZM146 111H145V112H141V113H142V114L145 113V114H143V115L145 116V115H146ZM154 111H155V109H153V112H154ZM161 111H162V110L160 109L159 112H161ZM183 111H184V112H183ZM212 111L214 112V115H216V117H213L214 115L211 117V115H212V113H213ZM253 111H255V112H253ZM5 112H6V113H5ZM7 112H8V113H7ZM21 112H23V114H22ZM26 112H27L28 114H27ZM32 112H34L35 114H37V116H39L38 119H41V118H43V120L47 119V122H48L49 120H51V119H52L53 121L57 119L56 122L54 121V124L56 123V125L53 124V121H52V120H51V122H48L49 125H48V123L46 122V123H47V126H49L50 128L52 127L51 129H54V131L50 130V128L47 127V126L44 125V124H42V125L47 127V132H46L45 129H42L41 127H43V126L40 125L39 123H42L43 120H41V122H40V121L36 118L35 114H34V113H33L34 115L32 114ZM36 112H37V113H36ZM78 112H79V111H78ZM127 112H128V111H127ZM134 112H135V111H134ZM151 112H152V111L150 110L149 113H151ZM159 112H156V114H158ZM182 112H183V113H182ZM189 112H190V113H189ZM196 112H197V113H196ZM201 112H202V114H200ZM211 112H212V113H211ZM225 112H226V113H225ZM227 112H228L229 114H228ZM248 112H249V113H248ZM252 112H253V113H252ZM10 113H11V112H10ZM25 113H26V114H25ZM30 113H31V114H30ZM97 113H98V115H99V113H100V115L102 114V113L99 111V112H96V116H97ZM132 113H133V112H131V114H132ZM137 113H138V112H137ZM149 113H148L146 116H148ZM165 113H166V112H165ZM169 113H171V112L168 111V114L166 113V114L168 115V118H169V119H167V116L164 117V115H165V114H164V111H162V113H161V114H163L162 119L164 118L165 120H167L168 124H170V125L172 126L171 122H172V121L174 122V120H173V118H172V121L170 120V118H171V117H170L171 114H169ZM173 113H174V114H173ZM177 113H179V114H177ZM191 113H192V116L190 115V116H191V117H190L189 114H191ZM207 113H208V112H207ZM255 113H256V114H255ZM7 114L9 115V117H8ZM29 114H30L31 116H30ZM39 114H40V115H39ZM51 114H52V115H51ZM82 114H83V112H82ZM108 114H109V113H108ZM118 114H119V117H118ZM133 114H134V113H133ZM151 114H152V113H151ZM151 114H150V115H151ZM153 114H154V113H153ZM176 114H177V115H176ZM197 114H199L200 116L197 115ZM209 114H208V115H209ZM217 114H218V115H217ZM252 114H253L254 116H253ZM262 114H263V115H262ZM6 115H7V116H6ZM46 115H49V116H51V117L46 116ZM100 115H99V118H101V119H105L104 117L102 118V116H100ZM129 115H130V113H129ZM137 115H138V116H139V115L141 116V114H137ZM143 115H142V118L136 116V114H135V116L133 115L134 117H138V118H140L141 120L143 119V122L139 119L140 124H137V125L140 126V127H138L139 130L137 129V125H136V124H135L136 126H133L134 124H132V126H133L134 129H133L132 126H130L129 124H128V126H127L129 131H130V129H132L131 131L137 129V130H135V133H136V134L133 133L134 131H133V132L130 131V132H131V135H128L130 132L128 133V130H127V128L125 127L127 131L125 130V132H123L122 135H123L124 133H126V137H127V138H130V139H129L130 141H123L122 139L126 138L125 136H123V137L116 136V138H115V140H114V137H115V136H114L112 139H110V140H113V141H112L113 144L110 145V146H107V147L104 146V147L101 148V149L99 148V147H101V145H100L101 143H100V142H96L97 144H96V143L94 144V145L96 146L95 148H92V147L94 146L92 142H90V143L88 142V143L91 144V145L89 146V145L86 144V147H87V146H88V147H91V151H92L94 154H95V152H96V154H95L96 156H95V155L92 156L93 153L91 154L90 151H88V152L86 151L87 153L90 152V153L87 155V153H85V150L82 149L84 146H81L82 148H80L79 145L75 143V144L78 146V147H77V148H78V151H80V150H81V151H84V155L86 154L85 157L87 158V161H86V158H85V157H82V158H84V160H85V163L83 162V165H84V166L81 165V164H82V161H84V160H81V161H80V162H81V164L79 163V164H80V167H79V165H78V168H79V169L81 168V169H80L81 174H82L84 171L87 170V168H88L89 165H90L89 162L92 161V162H91L92 165H94V166L96 165V166L99 168V170H100V172H101V175H102V174L105 175V174H111V173H113V174L116 175L115 177L117 178V180L120 179V180L123 181V180H126V179H130V178L132 179V178H133V175H132V174L135 172V170H134V167H135V163H134V155H135L136 152H142V153L145 152V153H147V154H148V152H150V153L154 154V156H155L158 160H162V158H163L164 160H167V159L169 160V159H170V156H169L168 154L173 155V153H171L172 149H168V150H171V151L167 154L168 156L166 155L167 151H165L166 153H164V152L161 151V150L163 149V148H161V147H163L164 145H160L159 149H160V148H161V149H160V150L158 149L159 151L156 150V152H154V151L150 150L148 147H149L151 144L155 143V140L157 141V140H159V139H152V141H154V142L152 143V141L150 140V139H151V136H150V138L147 140V135H148L147 132L149 133L152 129H157V130L159 129V130H160L161 126H162V128H163V129L161 128V130H163L165 133L168 132V130H167V132H166L165 129L170 128V130H173L175 127H176V128H175L176 130H174V132H175V131L177 132V131H178V129H177V125H178L177 123H178V122H177V123H176V122H174V123L172 122L173 124L176 123L175 125H173V129H172L171 127L167 126V125H168L167 122L164 123V122H165L164 119H163L164 121L161 119V120L163 121V123H162L161 120H159V119H160L159 116L161 117V115H159V114H158L159 116L157 117V119H156L155 116H154V118H152V117H153L152 115H151L152 117H151V116H148V118H147V117L144 118ZM154 115H155V114H154ZM169 115H170V116H169ZM208 115H207V116H208ZM228 115H229V116H228ZM231 115H232V116H231ZM250 115H251V116H250ZM255 115H256V116H255ZM257 115H258V116H257ZM20 116H21L22 118H21ZM32 116L35 117V118L38 120V121L36 120V124H38L40 128H39V127L37 128L38 125L33 126L34 124H33L32 121H31V118L33 119ZM43 116H44V117H43ZM45 116H46V117H45ZM83 116H84V115H83ZM87 116H88V115H87ZM89 116H90V115H89ZM89 116H88V117H89ZM96 116H94L93 119H94ZM114 116L116 117L115 120L117 119L116 121L114 120ZM131 116H132V115H131ZM133 116H132V117H133ZM181 116H180V117H181ZM234 116H235V117H234ZM27 117H28L29 119H28ZM40 117H41V118H40ZM53 117H54V118H53ZM81 117H82V116H81ZM91 117H92V116L89 117V118H90V119H89L90 121H92V122H93V121H95V122L97 121V122H96L97 125H100V124H98V120H100L99 118H98V120H97V118H96L95 120H93V119L91 120ZM97 117H98V116H97ZM189 117H190V118H189ZM225 117H226L227 119H226ZM238 117H239V119H238ZM251 117L254 118V119H252ZM261 117H262V119H258V118H261ZM20 118H21V122H22L23 124H24V122H25V119H26V122H28V120L30 121V122H29L30 129H29V126H27L28 123L26 124V122H25L26 125H22L20 121H18L19 124H18V123L13 124L14 121L17 122L16 119H19V120H20ZM23 118H24V119H23ZM55 118H56V119H55ZM85 118H87V117H85ZM85 118H83V120H84ZM118 118H119V119H118ZM138 118H137V119L135 118V119L138 121ZM149 118H150V119L158 120L160 123H159L158 121H157L158 123H157L156 121H155V122H156V125L158 124L159 126L157 125L156 128L153 127L154 121L152 120V121H153V122H152L151 120H149ZM158 118H159V119H158ZM200 118L203 119V120H201ZM244 118H245V117H244ZM246 118H247V117H246ZM246 118H245V119H246ZM9 119H10V120H9ZM11 119L14 120V121H13V122H10ZM61 119H62V120H61ZM65 119L70 120L69 122H71V124H69L68 121H67V122H68V123H67ZM77 119H76V120H77ZM81 119H82V118H81ZM81 119H80V121H81ZM135 119H134V120H135ZM144 119H147V120H145V122L147 121L146 123L144 122ZM182 119H183V118H180L179 122L182 121ZM191 119H190V120H191ZM228 119H229V120H228ZM242 119H243V118H242ZM255 119H256V120H255ZM6 120H7V121L9 120V122H7ZM34 120H35V119H34ZM34 120H33V121H34ZM71 120H73V121H71ZM113 120L115 121L116 124L113 122ZM136 120H135V121H136ZM148 120H149V121H148ZM168 120H170V121H168ZM198 120H199V121L201 120V122L198 123ZM204 120H205V121H204ZM222 120H223L224 122H223ZM235 120H236V121H235ZM258 120H259V121H258ZM58 121H59V122H65V123L69 124V125H68L69 128L67 127V125H66L65 123H64V124L61 123V125H65L66 127L58 126V125H60V123H59ZM106 121H108V120L106 119ZM183 121H184V120H183ZM185 121H186V120H185ZM203 121H204V123L206 124V126H205L204 123H202ZM226 121H228L229 123L226 122ZM234 121H235V122H234ZM257 121H258V123H257ZM37 122H39V123H37ZM57 122H58V125H57ZM76 122H77V121H76ZM78 122H79V120H78ZM92 122H91V124H92ZM95 122H94V123H95ZM101 122H102V121H101ZM101 122H100V123H101ZM110 122H109V123H110ZM124 122H125V121H124ZM131 122H134V121L131 120ZM169 122H170V123H169ZM218 122H219V125L221 124L220 126H223V128H222V127L220 128V126L217 125ZM255 122H256V123H255ZM11 123H12V124H11ZM30 123H31V124H30ZM43 123H44V121H43ZM73 123H75V122H73ZM96 123H95V125L92 124L93 126H95V129H92V131H94V133H95V130L98 129V126H97V128H96ZM149 123H151V125H150ZM185 123H187V125H185ZM226 123H228V124H226ZM260 123H261V124H260ZM17 124H18V125H17ZM20 124H21V127H22V126L25 127V130H24L23 128H21V129L18 128V127H20V126H19ZM32 124H33V125H32ZM52 124H53V125H52ZM84 124H86V125H84ZM102 124H103V126H104L105 124L108 125V122L106 123L105 121H103ZM102 124H101V125H102ZM126 124H127V121H126ZM126 124L124 125V124H122V122H121V125L126 126ZM142 124H143V125H142ZM144 124H145V126H144ZM166 124H167V125H166ZM194 124H195V125H194ZM201 124H203L204 126H202V127L199 128V126H201ZM222 124H223V125H222ZM232 124H233V125H232ZM254 124H253V125H254ZM14 125H17V126H14ZM78 125H79V127H78ZM101 125H100V127H102ZM119 125H120V124H119ZM147 125H150V126H152L153 128H152V127H149V126H147ZM192 125H193V126H196V127H193V128H192V127H191ZM207 125H209V127H211V128H209ZM229 125H231L232 128H231ZM26 126H27V128H26ZM31 126L37 128V131L39 130L38 133H40V135H41V134H42V135L45 134L46 136L49 135V136H47V138H49V139H50V137H51V136H50L51 133H52V134L54 133V134L52 135L51 139H50L51 142H49L50 140H48V139L46 138V136L43 137L44 135H43L42 137L40 136V137H41V139H40L41 141H40L39 139H37V138H34V139H33V141H34V142L32 143L33 145H34V143H37L36 140H39L38 142L41 143V144L39 143L38 145H41V146H40V150L43 152V155H44V153L47 154L48 152H51V151H52L51 153H49V154H47V155L45 154V156H48V155H49L47 158H44L45 156H44V157L41 156V155H42V152H41L40 150H38L39 152L36 150L38 146L36 147V146L34 145L36 148L33 147V148L31 149V151L29 152V149H27V148H28V147H27L28 145H26L25 143L23 144L24 141H25L26 143L29 142V140H27V139H28V136H29V134H28L27 131H29V132L31 131ZM54 126L58 127V129H59V131H60V135H59V137L56 136V135L59 134V133L56 131V130H58V129H57V128H56V129L53 128ZM83 126H84V127H83ZM89 126H90V124H89ZM129 126H130V129H129ZM141 126H144V127H143L144 131H145V128H146V131H145V132L143 131V129H142ZM154 126H155V125H154ZM163 126H165L166 128L164 129ZM174 126H175V127H174ZM213 126H215V127L218 126V127H217V128H214ZM224 126H225V127H224ZM228 126H229V127H228ZM13 127H14V128H13ZM59 127H60V128H59ZM62 127H63V128H62ZM70 127H74V129H72V128H70ZM76 127H78V129H77ZM82 127H83V128H82ZM91 127H92V126H91ZM105 127H106V126H105ZM105 127L102 128V129H103V130H102L103 132L106 131V129H108V130H107V133H110L111 130H112L111 133H113V132H116V130L118 129L119 126H118V124H117L116 126H113V127H114V128H113L112 126L109 125V128L112 127V128L110 129V131H109V128H107V127L105 128ZM116 127H117V128H116ZM135 127H136V128H135ZM159 127H160V128H159ZM184 127H185V128H184ZM186 127H187V128H186ZM247 127H248V128H247ZM35 128H32V130L35 129ZM43 128H44V127H43ZM64 128H68L70 132L72 131L71 133H72L73 135L70 134V133L68 132V129H64ZM80 128H81L82 130H80ZM93 128H94V127H93ZM148 128L150 129V131L148 130ZM195 128H196V129H195ZM197 128H199V129H197ZM244 128H245V129H244ZM252 128H253V134H254L253 139L255 140V144H254V146H256V148H257V147H258V148H259V147H262V146H260L259 144L262 143V144L264 145V140L261 139V137H258V135H257L258 133H256V132H258L259 130H257V128H255V129L257 130V131L255 132L254 127H252ZM9 129H10V130L13 129V130L11 131V132H13L12 134H10V130H9ZM14 129H15V130H14ZM28 129H29V130H28ZM63 129H64V130H63ZM83 129H84V130H83ZM90 129H91V128H89L88 133H89ZM99 129H100V128H99ZM113 129H114V130H113ZM140 129H141V130H140ZM189 129H191V132H190ZM200 129H201V130H200ZM202 129H203V131H206V132H202ZM212 129H214V130H212ZM220 129H222V130H220ZM246 129H247V131H246ZM8 130H9V131H8ZM40 130H41V131H40ZM75 130H76V131H75ZM100 130H101V129H100ZM159 130H158V132H159ZM170 130H169V131H170ZM192 130H193V131H192ZM194 130H195V131H194ZM51 131H52V132H51ZM64 131H65L66 133H63ZM73 131H74V132H73ZM80 131H81V133H79ZM97 131H99V130H97ZM102 131H101V132H102ZM137 131H138V132H137ZM182 131L177 132V133H179V134H177V135L180 136V133H181ZM211 131H212V132H211ZM229 131H230V130H229ZM6 132L9 133L10 135L7 134ZM26 132H27V133H26ZM43 132H44V133H43ZM67 132H68V133H67ZM140 132H141V133H140ZM154 132H155V133H154ZM154 132H153V130H152L151 133H152V134H153V133L156 134V130H155ZM158 132H157V133H158ZM161 132H162V131H161ZM174 132H173V133H174ZM183 132H182V133H183ZM187 132H186V133H185V132L183 133V135H186V138L188 137L187 135H189V134H187ZM201 132H202V133H201ZM254 132H255V133H254ZM5 133L7 134L6 137L4 136ZM14 133H15V134L17 133V135H15ZM25 133H26L28 136H27V135H24ZM49 133H50V134H49ZM75 133H76L77 135H80V136H79V137H75V136H77ZM78 133H79V134H78ZM98 133H99V132H98ZM132 133L135 134V135H132ZM13 134L15 135L14 137H13ZM55 134H56V135H55ZM62 134H63V136H62ZM74 134H75V135H74ZM92 134H93V133H92ZM141 134H142V136H144V134H145V137H142ZM149 134H150V133H149ZM159 134H160V132H159ZM174 134H175V133H174ZM174 134H173V135H174ZM197 134H198V135H197ZM218 134H219V133H218ZM19 135H20V136H19ZM68 135H69V136L71 135L72 138L69 137ZM124 135H125V134H124ZM137 135L140 136V137H138ZM157 135H158V134H157ZM157 135H156V137H157ZM160 135H162V134H160ZM168 135H169V134L167 133V136H168ZM181 135H182V134H181ZM206 135H207V136H206ZM7 136H8V137H7ZM23 136H24V137H23ZM25 136H27V137H25ZM54 136H55V137H54ZM66 136H67L68 138H67ZM129 136H130V137H129ZM163 136H164V134H163ZM167 136H166V137H167ZM175 136H176V135H175ZM178 136H177V137H178ZM4 137H5L6 140H5V141H2V140L4 139ZM10 137L13 138L14 141L16 140L15 142H17V141H19V142L15 143L12 139H10ZM15 137H17V138L15 139ZM22 137H23V138H22ZM53 137H54V138H53ZM60 137H61V140H62L63 142H65V143H63V142H62L63 144L60 143V142H61ZM73 137H75V138H73ZM82 137H83V136H82ZM117 137H118V139H117ZM148 137H149V135H148ZM154 137H155V136H154ZM154 137H153V138H154ZM156 137H155V138H156ZM183 137H184V136H183ZM183 137H181V138H183ZM209 137H208V139L212 140V139H211L212 137H211V138H209ZM2 138H3V139H2ZM43 138H44V139L46 138L48 142L46 141V139H45V141H44ZM52 138H53V139H52ZM57 138H58L59 140H58ZM70 138H71V139H70ZM88 138H89V137H88ZM120 138H121V139H120ZM159 138H161V137H159ZM168 138H169V137H167L166 139H168ZM173 138H174V137H172V140H173ZM179 138H180V137H179ZM189 138H191V136H190ZM189 138H188V139H189ZM199 138H198L197 140H200L202 137H201L200 139H199ZM238 138H239V137H238ZM242 138H243V140H242L243 142H242V144H239V143H241V139H242ZM17 139H18V140H17ZM20 139H21V141H20ZM24 139H25V140H24ZM86 139H87V138H86ZM116 139H117V140H116ZM164 139H165V138H164ZM191 139H192V138H191ZM193 139H192V140H193ZM202 139L204 140V137H203ZM208 139H207V140H208ZM7 140H9V142H8L9 144H7ZM10 140H11V141H10ZM23 140H24V141H23ZM26 140H27V141H26ZM78 140H77V142H79ZM89 140H90V139H89ZM161 140H162V138H161ZM175 140H176V139H175ZM185 140H186V139H185ZM185 140H184V141H185ZM192 140H191V141H192ZM203 140H202V141H203ZM205 140H206V138H205ZM42 141H43V142H42ZM54 141H55V142H58V141H59V142H58V143H55ZM146 141H147V142H146ZM148 141H149V143H148ZM163 141H165V140H163ZM179 141H180V140H179ZM191 141H190V142H191ZM194 141H193V143H195ZM4 142H5V143H4ZM10 142H11V143H10ZM12 142H13V144H14V143L17 144L18 146L16 145V146H17V147H16L15 144H14V145L12 144ZM20 142H21V144H20ZM182 142H183V141H182ZM186 142H188V141H186ZM186 142H185V143H186ZM200 142H201V140H200ZM247 142H246V143H247ZM3 143H4L5 145H4ZM46 143H47V144H46ZM49 143H51V144L54 143V145H51V147L48 148V146H50ZM68 143H67V145L65 144L66 147H68V145L70 146V143H72V142H70L69 144H68ZM74 143H73V144H74ZM79 143H80V142H79ZM83 143H85V141H84ZM83 143L81 142L80 145H81V144L83 145ZM86 143H87V141H86ZM158 143H159V142H158ZM168 143H169V142H168ZM178 143H179V142H178ZM191 143H192V142H191ZM191 143H189V144H191ZM193 143H192V145H193ZM196 143H197V142H196ZM196 143H195V145H196ZM203 143H204V144H203ZM203 143H202V146L205 145L206 142H203ZM6 144H7V145H6ZM10 144H11L13 147H16V149L13 148ZM22 144H23V145H22ZM28 144H29V143H28ZM43 144H44L45 147L43 146ZM162 144H163V143H162ZM166 144H167V143H166ZM172 144H173V142H172ZM172 144H171V145H172ZM174 144H175V143H174ZM189 144H187L188 147L191 146V145H189ZM236 144H237V143H236ZM9 145H10V147H9ZM19 145H20V146H19ZM33 145H30V146L32 147ZM36 145H37V144H36ZM47 145H48V146H47ZM56 145L54 146V148L57 147ZM60 145H59V148H62V146H60ZM84 145H85V144H84ZM157 145H158V144H157ZM167 145H168V144H167ZM177 145H178V144H177ZM177 145H176V146H177ZM179 145H181V143H180ZM185 145H186V144H185ZM200 145H201V144H200ZM4 146H5V148H4ZM25 146H26L27 148H26ZM30 146H29V147H30ZM72 146H73V145H71L69 148H72ZM158 146H159V145H158ZM182 146H183V145H182ZM193 146H194V145H193ZM196 146H197V145H196ZM64 147H65V146H64ZM64 147H63V148H64ZM88 147H87V148H88ZM166 147L168 148V146H166ZM169 147H170V146H169ZM172 147H174V145H173ZM180 147H181V146H180ZM186 147H187V146H186ZM191 147H192V146H191ZM191 147H190L189 149H191ZM197 147H198V146H197ZM197 147H196V148H197ZM203 147H204V146H203ZM205 147H206V146H205ZM9 148H10V150H9ZM12 148H13V149H12ZM25 148L28 150L29 153H27V150H26ZM43 148H44V150H43ZM87 148H86V150H89V149H87ZM98 148H99V149H98ZM170 148H171V147H170ZM177 148H179V147H177ZM198 148H199V147H198ZM201 148H202V147H201ZM228 148H229V147H228ZM258 148H257V149H258ZM38 149H39V147H38ZM57 149H58V148H57ZM57 149H56L53 153H56V154H57V152H56ZM74 149H75V147H74ZM74 149H73V150H74ZM94 149L96 150L95 152H94ZM186 149H188V148H186ZM8 150H9V151H8ZM14 150H15V152H13ZM50 150H51V151H50ZM63 150H65V149H63ZM71 150H72V149H71ZM164 150H165V149H163V151H164ZM166 150H167V149H166ZM176 150H177V149H176ZM176 150H175V149L173 150V151H175L174 154H176ZM178 150H179V151H178ZM178 150H177V152H181L180 150H182V149H178ZM198 150H199V153H201L200 157L202 156V157H201L202 159H201V158L199 157V155L197 154L198 152H197V153L195 152V151H198ZM198 150H195L194 147L192 148L191 151H193V152H192V153H193V156H191V152H190L189 150H188V151L190 152V155H189V154H185V153L183 152L185 155H189L190 157H192V158H191L192 160L190 159L189 156H188V157H189V160H188V158H187V159H183L182 156L179 157V158H182V159H183L182 161H187V160H188V162L190 161L189 163H192L193 161H194V162L197 161V162H195V164H197V163L199 164V162L202 160V162H203L202 165H204L205 168H208V167L210 166V162L212 163V164H211V167H212V165H213L212 168H215L214 166H215V164L217 163L216 166H218L217 169L220 170V172L223 171L222 168H223L224 165H226L228 162H231V161H230V160H231L230 158H232V157H233L232 160H233L235 163H236V162L239 163V166H240V167H241V166H242V167L245 166L244 163L241 162V163L243 164V165H241V163L238 162L239 159H238L237 161H235L237 158H236V156L233 155L231 152H229V153H230V154H229V153L226 151V152H225L226 154H225V153L223 154V155H225V157L223 156V158H222V155H221V157L219 156L220 158L224 159V160L227 162V163H226V162L223 161L222 159H221L222 161H220V160H219V157H218V158H217V157H216V158L214 157L213 159H210V158L205 159L207 156L204 155V154H202V153L204 152L205 149H203V150L201 149L203 152H200V151H201L200 148H199ZM206 150H207V149H206ZM227 150L229 151L230 148L227 149ZM10 151H11V153H9ZM22 151H23V152H22ZM44 151H45V152H44ZM47 151H48V152H47ZM66 151L68 152V154H70L69 156H71V157L73 156V154L71 155V152H72V151L69 153V150H67V148H66ZM66 151L63 152V154H65ZM183 151H185V148H184ZM188 151H187V153H188ZM207 151H208V150H207ZM207 151H206V152H207ZM25 152H26V153H25ZM31 152H32V153H31ZM76 152H77V150H76ZM161 152H162V153H161ZM194 152H195V153H194ZM206 152H205V153H206ZM12 153H15V154L18 153V154H17V155H15V154L13 155ZM21 153H22V155H21ZM33 153H34V156H35V153H37L36 155H37L38 157H37V158H36V157L34 158V157L32 156ZM78 153H80V152H78ZM81 153H82V152H81ZM6 154H7V155H6ZM19 154H20V155H19ZM38 154H39V155H38ZM68 154L66 153V156H65V155H63V156H65V159H68V158H69V159L71 160V161H70V160L68 159L70 163H74L73 161H75V160L77 159V158L75 159V157H77V156H75L76 154L74 153V156H75V157L73 156L75 160H73L72 158L68 157ZM82 154H83V153H82ZM90 154H91V156H89ZM231 154H232V155H231ZM8 155H9V156H8ZM18 155H19L20 157H19ZM53 155H54V154H53ZM77 155H79V154H77ZM84 155H83V156H84ZM164 155L167 156V158H165ZM181 155H183V154H181ZM203 155H204L205 157H204ZM207 155H208V157H209V154H208V153H207ZM226 155H227V156H228V155H231V157L228 156V158H229L230 160H228V158H226ZM14 156H15V158H14ZM16 156H17L18 158H17ZM30 156H31V157H30ZM55 156H56V155H55ZM80 156H81V155H80ZM177 156H179V155H177ZM5 157H6V158H5ZM10 157H11V158H10ZM28 157H29V158H28ZM32 157H33L34 159H36V161H37V159L39 158L38 160L41 161L42 163H44V165H43L41 162L39 163V161L36 162L34 159H32ZM41 157H43L44 162H43V159L40 160ZM174 157H175V156H173V158H174ZM198 157H199V158H198ZM1 158H2V160H1ZM8 158H9V159H8ZM30 158H31V160H30ZM51 158H52V161H53V162L55 161L54 159H56V158L53 157V156H52ZM53 158H54V159H53ZM57 158H58V157H57ZM79 158H80V157H79ZM179 158L176 157V160L178 159L177 161H180ZM184 158H185V157H184ZM6 159H7L9 162H8ZM12 159H13V160H12ZM23 159H25V160H23ZM45 159H46L47 162H45ZM174 159H175V158H174ZM198 159H199V160L201 159V160L198 162ZM214 159H215V160H214ZM3 160H4V161H3ZM21 160H23V161H21ZM26 160H27V161H26ZM28 160H30V161H28ZM56 160H57V159H56ZM78 160H80V159H78ZM88 160H89V161H88ZM168 160H167V161H168ZM171 160H172V159H171ZM207 160L209 161V163H207ZM211 160H213V161H211ZM2 161H3V162H2ZM10 161H11L12 163H10ZM20 161H21L22 163H20ZM32 161H33L34 163H33ZM76 161H77V160H76ZM76 161H75V162H76ZM233 161H232V163H233ZM6 162H7V163H6ZM25 162H26V163L30 162L31 164H30V163L25 164ZM69 162H68V163H69ZM78 162H79V161H78ZM78 162H77V164H78ZM168 162H170V161H168ZM171 162L173 163V161H171ZM188 162H186V165L189 164ZM202 162H201V163H202ZM219 162H221V163L224 164V165H222V164L219 163ZM224 162H225L226 164H225ZM23 163H24V164H23ZM32 163H33V164H32ZM35 163H38L39 166L37 165L36 167H34V166H35ZM50 163H51V162H49L48 165H49ZM174 163H175V162H174ZM177 163H178V162H177ZM177 163H176V164H177ZM213 163H214V164H213ZM235 163H234V164H235ZM6 164H7V165L14 164V165H10V169H11V166H13L12 168H15V169H16L15 171H17V170H18V171H17V172H14V170L11 171V170L8 168L7 171H8V170H9V171L7 172L6 169H5V167L7 166ZM22 164H23V165H22ZM40 164H41V165H40ZM180 164H181V163H180ZM195 164L193 163V165H195ZM31 165H32V166H31ZM33 165H34V166H33ZM48 165L46 164L45 167L47 168ZM193 165H190V166H188V167H190V168L192 167L191 169L194 171L195 167H197L198 165L195 166L194 168H193ZM219 165H222V166H221L222 171H221V169H219V167H220ZM227 165H228V164H227ZM227 165H226V168L224 167V168H225V170H224L225 172H222V173H226V175H228V176L231 175V178H232V177L234 178V176H236V175L239 173V171H241V172L244 171V172H245V170H244L245 167H243V171H242V168H241V170H239V169H240V167H239V169H237V170H239V171H238V173H236L237 171L235 172V169H233V168H235V167L238 168V167H237L236 165H234L235 167L232 165V166H231V169H233L234 172H235V173H234V172L232 173V172H230V171H233V170H229L228 167H230V166H229V165L227 166ZM14 166H15V167H14ZM178 166H179V163H178ZM184 166H185V165H184ZM7 167H8V166H7ZM7 167H6V168H7ZM19 167H20V168H19ZM31 167H32V168H31ZM37 167H39V168L41 167V168L39 169V168H37ZM72 167H73V168H72ZM72 167H71V168L74 169V167H76V166L73 164ZM82 167H84V168L82 169ZM204 167H203V168H204ZM232 167H233V168H232ZM246 167H247V166H246ZM28 168H29V169H28ZM35 168H36V169H35ZM49 168H51V167H49ZM85 168H86V169H85ZM179 168H180V166H179ZM181 168H183V167H181ZM184 168H185V167H184ZM186 168H187V167H186ZM186 168H185V169H186ZM190 168H189V169H190ZM199 168H200V167H199ZM199 168H197V170H199ZM227 168H228V170H227ZM42 169L45 170V171H44V174H46V176L43 174V172L41 173L42 177H41L40 173H37V171H38V172H41ZM209 169H210V168H209ZM19 170H20V171H19ZM21 170H22V171H21ZM27 170H28V171H27ZM178 170H179V169H178ZM4 171H5V173H4ZM29 171H30V173H29ZM33 171H34V172H33ZM74 171H75V173H76L77 171H78V173H79V170H76V168H75ZM82 171H83V172H82ZM182 171H183V169H182ZM182 171H181V172H182ZM186 171H187V170H186ZM186 171L184 170V172H186ZM201 171H202V169H201ZM207 171H208V170H207ZM227 171H228V172H227ZM9 172H11V173H9ZM13 172H14V173H13ZM19 172H20V173H19ZM23 172H24V173H23ZM47 172H50V171H47ZM188 172H189V174H190V172H192V171H188ZM188 172H187V173H188ZM202 172H203V171H202ZM209 172H210V171H209ZM209 172H207V173H209ZM241 172H240V173H241ZM3 173H4V174H3ZM6 173H8V175H7ZM15 173L18 174V176H19L18 178H19V179H17V177L15 176V175H17V174H15ZM27 173H28V174H27ZM178 173H179L178 171H177V173H176V171H175V174H178ZM187 173H186L185 177L187 176V178H188V175H189V174L187 175ZM195 173L197 174V172L194 171V172L192 173V174H193L192 179L190 178V180H186V183H188V181H190V182L192 181L191 183L193 184V181H195V180L197 181V180H198L197 182H196V181H195V182H196L197 185H199V183L201 184V183L203 182V181L201 182V180H202V177L205 176V172H204V175H203V176H199V175H198L197 177L195 176V175H196ZM222 173H221V174H222ZM230 173H231V174H230ZM19 174H20V175H19ZM23 174H24L25 176H23ZM30 174L37 176V178H38V177L41 178V179L38 178L39 180H41V181H40L41 183H42V181H44V182H46V183H45V184H44V183H42V184L39 183V184H38L39 180H38V182H37V178H36V181H35L34 178H33V177H35V176L31 177V178H33V179H30V176H31ZM192 174H190V175H192ZM198 174H201V173L199 172ZM232 174H235V175L233 176ZM4 175H5V177H4ZM11 175L13 176V178H12ZM84 175H85V174H84ZM84 175H83L82 177H84ZM179 175H180V173H179ZM182 175H183V174H182ZM182 175H181V177L183 178L184 175H183V176H182ZM8 176H9L10 178H7ZM21 176H22V177H21ZM27 176H29V177H27ZM165 176H166V178H165L166 181H165V185H164V186H165V189H164L165 194L160 196V198L163 197V200H162V202H161V204H160L159 209H158L157 211H154V212H152V213H149V215H148L145 219H142V220H140V221L137 219V220H134V221H132V222H137L136 224H138L139 226H140V225L142 226L143 224H144V226H145V225L150 224L154 219H156V220L158 219V222H159V218H158L159 214H161V215H160V217H161L162 215L166 214L165 212H168L167 210L165 211V209H167V208L169 209V206L166 205V201H165L166 193H167L168 190H169V186L172 185V184L174 183V181L176 180V178H177L178 176H177L176 178L173 177L174 180H173L172 178L170 179V174H169V173L167 174V172L165 173ZM174 176H176V175H174ZM194 176H195L197 179H196V178L194 179ZM224 176H225V175H223L222 178H223ZM228 176H227V178H228ZM238 176H239L240 178H242V179H244V177H245L244 173H243V175H242V173H241V176H244V177H241L240 175H238ZM238 176H236V179H235V178H234V179H235V180H238ZM23 177H25V179H26V177L28 178V180H26V183L23 182V181H21V180H25V179H23ZM200 177H201V178H200ZM15 178H16L17 180H16ZM179 178H180V177H179ZM225 178H226V177H225ZM231 178H230V179H231ZM6 179H7V180H6ZM8 179H9V180H8ZM11 179H12V180H11ZM13 179H15L16 181L13 180ZM52 179H54V178H52ZM188 179H189V178H188ZM193 179H194V180H193ZM200 179H201V180H200ZM234 179H233V180H234ZM19 180H20L21 182H20ZM32 180L35 181L34 186H37V184H38V185H41V186H38V188H36L37 190L33 187V183H34V182L32 183ZM172 180H173V181H172ZM177 180H178V179H177ZM183 180H184V179H183ZM183 180H182V181H183ZM199 180H200V181H199ZM228 180H229V179H228ZM239 180H240V179H239ZM239 180H238V181H239ZM179 181H180V180H179ZM238 181H237V182H238ZM4 182H5V183H4ZM13 182L15 183V185H14ZM18 182H19V183H18ZM22 182H23L25 185H27V186H28L27 182H30L32 185L29 183V184L31 185V187H30V185H29V186H28L29 188H27L24 184H22ZM54 182H53V183H54ZM175 182H177V181H175ZM180 182H181V181H180ZM231 182H232V183H235L234 181H231ZM231 182L229 181V183H231ZM237 182H236V183H237ZM239 182H240V181H239ZM3 183H4V184H7V185H11V186H8V187H7V186L4 185ZM17 183H18V184H17ZM20 183H21V184H20ZM191 183H189V184H191ZM242 183H243V182H240V183H237V184L240 185V184H242ZM2 184H3L4 186H3ZM12 184H13V185H12ZM55 184H54V185H55ZM70 184H71V183H70ZM196 184H195V185H196ZM237 184H236V186H237ZM126 185H128L127 182H126ZM173 185H174V184H173ZM178 185H180V184H178ZM193 185H194V184H193ZM193 185H191V187H190V185H188V186H189L188 188H191V189H192L193 187H195V185H194V186H193ZM223 185H224V184H223ZM225 185H226V188H225V189H228V184L225 183ZM233 185H234V184H233ZM258 185H259V183L256 184L255 187H253V189L256 188V187H258V188H256V191H255V192H254L255 189H254L252 192L256 193L257 191H259V186H258ZM14 186H15V188H14ZM16 186H17V187H18V186H22L23 188L20 187L19 189H20L21 191L18 189V192L13 191V190H15V189L17 190V187H16ZM42 186H43V187L45 186V187H47V188H45V187L43 188ZM50 186H51V185H50ZM192 186H193V187H192ZM199 186H200V185H199ZM261 186L264 188V184H263V185H260V188H261ZM6 187H7L8 189H7ZM25 187H26L27 190L25 189ZM54 187H55V186H54ZM178 187H179V189L182 188V187L180 188V186H178ZM178 187H176V188H178ZM220 187H221V188L219 189V187H218L217 190H216V188H215V193L213 192V194H216L217 196L219 195L218 198H217L216 195H213V194H212V195H209V196H208V195L206 194V196H207L206 199H207V200L205 199V201H208V200L211 201V200H212L213 202H215L216 200H218L219 202L216 201V203H215V204H217V205H218V204H222V203H226V204H227V203H229V202H230L229 204H231L232 197L236 194V191H235V192H234V191L231 192L232 189H233L234 187L231 186V190H230V187H229L228 190H225V189H224L225 186L220 185ZM222 187H223V188H222ZM239 187H241V186H239ZM239 187H238V188L236 187V188H237L238 190H240L241 188H239ZM1 188H4V190L1 189ZM31 188H33L32 190L35 191V192L32 191V193L30 194ZM56 188H58L57 185H56ZM59 188H60V187H59ZM59 188H58V189H59ZM61 188H62V187H61ZM183 188H184V187H183ZM188 188H185V189H188ZM236 188H235V190H236ZM263 188H261V190H262ZM29 189H30V191H29ZM34 189H35V190H34ZM50 189H51V191H50ZM64 189H65V190H64ZM185 189H183V191H184ZM191 189H189L190 191H189V190H185L184 193H185V195H186V197H187V196L190 194V192H191V194H190L191 196H190V197H192L191 199H193V197L195 196L194 194H195V191H196V190H195L194 192H192ZM42 190H44L43 193H42ZM67 190H69V193H71V192H70L69 185H68ZM210 190H211V192H212V189H210ZM213 190H214V189H213ZM218 190H221V191H222V194H221V191H219V193H218V192H217ZM233 190H234V189H233ZM238 190H237V192H238ZM263 190H264V189H263ZM23 191H25L26 194H25ZM37 191H38V193H37ZM188 191H189V192H188ZM228 191H230V192H228ZM13 192H16V193L14 194ZM27 192H28L29 194H28ZM57 192H58L59 194H58ZM62 192H63V193H62ZM178 192H180V194H181V190L178 191ZM178 192H177V195H178ZM187 192H188V193H187ZM206 192H207V191H206ZM216 192H217L218 194H217ZM224 192H225V193H224ZM240 192H241V191H240ZM242 192H244V189H243ZM242 192H241V193H242ZM259 192H260V194L258 195ZM259 192H257V195H256L255 198H260V197L263 196V195L260 196V195H261V191H259ZM263 192H264V191H263ZM263 192H262V193H263ZM19 193L21 194V196H20ZM22 193H23L24 195H23ZM69 193H67L68 195L65 193V196H67L66 198H68V197L70 198V196H69L70 194H69ZM231 193H233V194H231ZM241 193H240V194H241ZM254 193H253V196L255 195ZM13 194H14V195H13ZM17 194H18V195H17ZM42 194H43V195H42ZM45 194H48V193H45ZM57 194H58V195H57ZM187 194H188V195H187ZM209 194H211V193L209 192ZM223 194H224V195H223ZM229 194H230V195H229ZM237 194H238V193H237ZM243 194L246 195V194H248V193L245 192V193H243ZM243 194H241V195H239V194L236 195V196H237V199H238V197H239V200H240V199L242 198ZM22 195H23V196H22ZM27 195H28V196H27ZM40 195L42 196L41 198H39ZM55 195H56L57 197H59V198H57ZM182 195H183V193H182ZM192 195H194V196H192ZM19 196H20V198H18ZM29 196H30V197H29ZM63 196H64V195H63ZM63 196H62V198H63ZM65 196H64V198H65ZM71 196H72V195H71ZM180 196H181V195H180ZM210 196H211V197H210ZM213 196H214V197H213ZM225 196H226V197H225ZM231 196H232V197H231ZM247 196H251V195H247ZM258 196H260V197H258ZM15 197H16V200H15L16 202H14V198H15ZM26 197H28V198H26ZM49 197L52 198V199H50V200H52L51 202H50V200H49V202H50L51 204L48 202V198H49ZM177 197H179V195H178ZM184 197H185V196H184ZM220 197H221V198H220ZM227 197H228V198H227ZM240 197H241V198H240ZM245 197H246V196H245ZM245 197L243 196V198H245ZM22 198H24V199H22ZM29 198H30V199H29ZM73 198H76V197H73ZM73 198H72V199H73ZM180 198L184 199L183 196H181ZM188 198H189V197H188ZM194 198H195V197H194ZM210 198H211V199H210ZM215 198H217V199H215ZM248 198H250V199L252 198V199H253V197H248ZM255 198H254V199H255ZM7 199H6V200H7ZM18 199H19V200H18ZM28 199H29V200H28ZM33 199H34V200H33L34 203H33V201L31 200L32 202L30 201V202H31L30 205L27 204L28 209H29V206L34 205V204H35V201L38 200V199H37V196H36V198H33ZM35 199H36V200H35ZM46 199H47V200H46ZM57 199H58V201H57ZM59 199H60V201H61L60 203H59ZM70 199H71V198H70ZM191 199H189V200H191ZM219 199H220V200H219ZM237 199H236V200H237ZM250 199L247 200V201H252V203H253V202H254V199H253V200H252V199L250 200ZM261 199H262V200H261ZM263 199H264L263 197L260 198V201H261L262 205H263V203H264V202H262ZM27 200H28V201H27ZM256 200H257V202L259 201L258 199H255V201H256ZM4 201H5V202H4ZM9 201H10V202H9ZM18 201H19V202H18ZM39 201L36 202V203H38V205L40 204V202H41L42 200H41L40 202H39ZM56 201H57V202H56ZM73 201H75V200H72L71 202H73ZM77 201H78V200H77ZM179 201H182V200H179ZM205 201H204V202H205ZM210 201L205 202V203L202 202V204H200V206H201V207H203V206L205 207V204H206V206H208V205H210V204H209ZM212 201H211V202H212ZM220 201H221V203H220ZM240 201H241V200H240ZM240 201L238 202L239 204L237 203V201H235V199H234V202H233V201H232V202H233V203H237V205L243 204L244 207L246 206V207L244 208L245 210H246L247 207H248V208H249V207L251 208V205H252L251 203H249V204H251V205H249V204H248V205H245V203H243L245 200H244V201L242 200L241 203H240ZM52 202H53L54 207H52ZM55 202H56V203H55ZM81 202H82V200L80 201V203H81ZM183 202H184V201H183ZM183 202H182V203H183ZM217 202H218V203H217ZM22 203H20V204L23 205ZM32 203H33V204H32ZM65 203H67V202H65ZM73 203H74V202H73ZM85 203H86V202H85ZM85 203H84V204L81 203V204L85 207ZM87 203H88V202H87ZM87 203H86V204H87ZM91 203H92V204H91ZM180 203H181V202H180ZM207 203H208V205H207ZM258 203H260V202H258ZM258 203H257V205H260V204H261V203H260V204H258ZM62 204H63V203H62ZM70 204H71V203L69 202L68 205H70ZM175 204H176V203H175ZM177 204H178V202H177ZM203 204H204V205H203ZM212 204H213V203H212ZM212 204H211V206H208V207H209V208H212ZM246 204H247V203H246ZM255 204H256V202H255ZM255 204H253V205H254L253 208H251V209L249 208V209H250L249 211L252 210L251 213H252V212L256 213L257 215H256V214H255V215L258 217V212H259L258 210H259V209L261 210L262 206L260 205L261 208H259L260 206L258 207V206L255 205ZM10 205H11V204H10ZM17 205H15V208H17ZM36 205H37V204H36ZM57 205H58V206H57ZM89 205H93V207H92L91 209H90L91 206L88 207V208L85 207V209H87L88 212L91 211V212H89L90 214H88V212H87L85 209H84V212H83V213H86V212H87V214H85V215L87 216V217H86L87 220H88V217H89L88 215L91 216L92 214H93V216H95V214H96V215L99 214L98 217L101 216V215H102V216H103V215H108V216H109V217H108V220H109L111 223H115V222H116L115 224L118 225V227H117V226L114 224V225H115L114 227L116 228V232H119V231H121V230L123 231V230L125 229V227H123V225H125V224H122L123 222H122L121 219H120V217H121V216H120V213H119V214L112 213V212L109 211L108 208H103L102 206L100 207L97 203L95 204V203H93V202H89ZM89 205H88V206H89ZM181 205H182V204H181ZM11 206H13V204H12ZM25 206H26V205H23L22 209H20L21 206H20V208L18 207V209H17L18 211H16V212L18 213V212L20 211V213L22 214L23 211H26L25 209H26L27 206H26V207H25ZM55 206H56V208H55ZM80 206H81V205H80ZM83 206H82V208H84ZM86 206H87V205H86ZM124 206H125V204H124ZM124 206H123V207H124ZM171 206H172L173 209L175 208V207H173V205H171ZM175 206H176V205H175ZM177 206H179V205H177ZM183 206H185V205H182V207H183ZM223 206H227V205H223ZM229 206H230V205H229ZM234 206H235V204H234ZM241 206H242V205H241ZM243 206H242V207H243ZM24 207H25V208H24ZM33 207H34V206H33ZM35 207H36V206H35ZM35 207H34V208H35ZM76 207H77V206H76ZM78 207H79V204H78ZM165 207H166V208H165ZM182 207L179 206L178 208H182ZM231 207H232V206H231ZM6 208H7V210L9 209V210H8V213H9L10 211L12 212V211L14 210V209L12 210V208H14V207L11 208L10 206H9V207H6ZM10 208H11V209H10ZM36 208H38V206H37ZM36 208H35V209H36ZM58 208H60V209H58ZM62 208H63V209L67 208V209H66V211H64ZM121 208H122V206H121ZM163 208H165V209H163ZM170 208H171V207H170ZM187 208H189V207H187ZM234 208H237L238 210H241L239 207H236V206H235ZM234 208H233V209H234ZM257 208H259V209L257 210ZM23 209H24V210H23ZM35 209H34V210H35ZM76 209H77V208H76ZM89 209H90V210H89ZM92 209L95 211V213H92V212H93ZM96 209L98 210V211H97L98 213H96ZM107 209H108V210H107ZM173 209H172V210H173ZM182 209H183V208H182ZM193 209H194V208H193ZM193 209H192V210H193ZM231 209H232V208H231ZM15 210H16V209H15ZM15 210H14V211H15ZM21 210H22V211H21ZM34 210H32V212H33ZM36 210H37V209H36ZM36 210H35V211H36ZM61 210H63V211L61 212ZM68 210H69V211H68ZM194 210H195V209H194ZM235 210H236V209H234V211H235ZM242 210H243V209H242ZM242 210H241V211H242ZM245 210H243V212H242L243 215H244V214L246 213V211H247V210H246V211H245ZM255 210H256L257 212H256ZM14 211H13V212H14ZM35 211H34V212H35ZM38 211H39V210H38ZM82 211H83V209H82ZM85 211H86V212H85ZM160 211H162V212H160ZM163 211H164V212H163ZM169 211H170V213H171V212H173L174 210H173V211L169 210ZM180 211H181V210H180ZM195 211H196V210H195ZM230 211H231V210H230ZM232 211H233V210H232ZM232 211H231V212H232ZM234 211H233V212H234ZM244 211H245V212H244ZM11 212H10V214H11ZM34 212H33V213H34ZM36 212H37V211H36ZM40 212H41V211H40ZM78 212H79V213H82V212H81V208H80V210H79ZM176 212H177V211H176ZM176 212H175V214H176ZM182 212H184V211H182ZM182 212H181V213H182ZM186 212H187V211H185L184 213L186 214ZM188 212H189V211H188ZM188 212H187V213H188ZM191 212H192V211H191ZM196 212H197V211H196ZM196 212H192V213L194 214V217L192 216L193 219L195 218V213H196ZM231 212H230L229 217H227L226 220H229V219L233 216V215L231 214ZM238 212H239V211H237V213H235V212L233 213V214H237V216H235L236 218L238 217V214H239ZM247 212H248V211H247ZM14 213H15V212H14ZM14 213H12V214H14ZM37 213H38V212H37ZM51 213H52V214H51ZM53 213H56L57 216L54 217L55 215L53 216ZM66 213H67V215H66ZM117 213H118V212H117ZM163 213H164V214H163ZM170 213L168 212L167 215H170ZM173 213H174V212H173ZM181 213H179V211L177 212V214H179L180 216H181ZM197 213H198V212H197ZM197 213H196V214H197ZM217 213H218V212H217ZM248 213H249V212H248ZM254 213H252V214H254ZM41 214H42V212H41L39 215H41ZM75 214H76V213H75ZM171 214H172V213H171ZM240 214H241V213H240ZM35 215H36V214H35ZM35 215H34V216H35ZM37 215H38V214H37ZM136 215H137V214H136ZM157 215H158V216H157ZM173 215H174V214H172V217H173ZM179 215H178V216H179ZM182 215H183V214H182ZM188 215H189V216L191 215L190 212L188 213ZM245 215H246V214H245ZM245 215H244V216H245ZM255 215H254V216H255ZM63 216H64V217H63ZM176 216H177V215H176ZM178 216H177V217H178ZM244 216L241 215V216H239V217H242V218H240V219H239V217L237 218V219L240 220V221H238V220L235 218V219L237 220V222H234V223H237V224H235L236 226L234 225L233 228H231L230 231H229V229H227V228H228L229 225H230V227H231V225H233V223L230 224V222L232 221V219H231V221H229V223H228V221H227V222L225 221V223H228L229 225H227V224H225V223H224V224H223V223H219V224H221V226H222L223 229H224V226H223V225H225V226L227 225L226 228H225L223 231L221 230V233H222V232L224 233V232L227 231V230H228V231H227L226 233H228V232H232V230H235V231H237L236 234L238 233L239 235L241 234V235L243 236L242 233H245L246 235L244 234V235H245L244 237H246V236L248 235V236H250V238H251V237L255 236L257 233H259V232H261V231H262V233L264 232V229H262V227L264 228V226H263V224H264V223H263V222H264L263 220H264V219L261 220V219H262V218H261L262 216H261V217H258V218L255 217V219H253V220H255L256 223H255L254 221L251 222L252 224L255 223V225H253V226L256 228V230H255L254 227H252V226L250 227V225L245 224V223H249V220H248V222H247V221L245 222L244 218L246 219L247 215H246V217H244ZM11 217H12V216H11ZM29 217H31V216H29ZM37 217H38V216H37ZM41 217H40V218H41ZM46 217H49V219L46 218ZM50 217H51V218H50ZM53 217H54V218H53ZM73 217H74V215L72 216V218H73ZM98 217L95 216V219L98 218ZM155 217H156V218H155ZM170 217H171V215H170ZM170 217H169V218H170ZM183 217H185V215H183L182 218H181L180 220H181V223H182V222L184 223V228H186V224H187V222H188V221H193V220H192V218H191V219L188 220L187 222H186V221H182V219L184 220ZM190 217H191V216H190ZM190 217H188V218H190ZM196 217H197V216H196ZM23 218H24V217H23ZM38 218H39V217H38ZM42 218H41V219H42ZM89 218L92 219V221H95V219L93 220L94 217L91 216V217H89ZM106 218H107V216H106ZM152 218H153V219H152ZM167 218H168V217H167ZM173 218H175V217H173ZM178 218H179V217H178ZM197 218H198V217H197ZM228 218H229V219H228ZM256 218H257V219L261 218V219H259V221H258V220L256 221ZM263 218H264V216H263ZM25 219H26V216H25ZM35 219H36V217H35ZM62 219H61V220L58 219V220L62 222ZM90 219H89L87 222L84 221L85 224L87 223V224H86L87 227H88V224H89V223H92V222L90 221ZM163 219H164V218H163ZM185 219H187V218H185ZM195 219H196V218H195ZM199 219H200V218H199ZM199 219H197V222L199 221ZM235 219H234V217H233V220H235ZM248 219H249V218H248ZM42 220H43V219H42ZM161 220H162V217H161ZM161 220H160V221H161ZM164 220H165V219H164ZM164 220H163V221H164ZM167 220H168V219H167ZM174 220H175V219H174ZM246 220H247V219H246ZM260 220H261V222H260ZM12 221H13V220H12ZM22 221H24V220H22ZM22 221H20L19 223H20V224H24V222H22ZM53 221H56V222L58 223V225H57V223L54 222V224H56V227H55V225L53 224ZM71 221H72V224H74V225L76 224V223H73V220H71ZM150 221H151V222H150ZM163 221H162V222H163ZM178 221H179V219L177 220V222H178ZM200 221H201V220H200ZM212 221H213V220H212ZM17 222H18V221H17ZM17 222H16V223H17ZM21 222H22V223H21ZM26 222H27V220H26ZM26 222H25V223H26ZM39 222H40V221H39ZM76 222L78 223V221H76ZM147 222H148V223H147ZM173 222H176V220L173 221ZM185 222H186V224H185ZM194 222H195V220H194ZM194 222L191 223V224L195 225L196 223L194 224ZM214 222H215V221H213V223H214ZM223 222H224V221H223ZM243 222H245V223H243ZM253 222H254V223H253ZM9 223H10V222H9ZM27 223H28V222H27ZM40 223L42 224V222H40ZM46 223H47V222H46ZM68 223L70 224L69 226H67ZM81 223H82V222H79L80 225H81ZM93 223H94V222H93ZM146 223H147V224H146ZM168 223H170V220H169ZM168 223H167V224H168ZM181 223H179V224H181ZM183 223H182V227H183ZM189 223H190V222H189ZM215 223H217V222H215ZM258 223H259V224H258ZM11 224H13V222H11ZM20 224H19V225H20ZM41 224H39V225H41ZM85 224H82V226H84ZM120 224H121V225H120ZM164 224H166L165 221H164ZM170 224L173 225L174 223L172 224V222H171ZM177 224H178V223H177ZM200 224H201V222H200ZM200 224L197 223L195 226L200 225ZM219 224H218L217 227H220ZM242 224H243V225H242ZM252 224H251V225H252ZM261 224H262V225H261ZM16 225H17V224H16ZM42 225H44V224H42ZM42 225L39 226V227L41 228ZM74 225L72 226V229H74V233H75V235L72 234L73 232H71V233H70V234L72 235V236H71L69 233H67V232H69V230L66 231V233L70 235L69 240H70V239L73 240V239L75 238V236L77 235V234H76V232H77V228H76V227L73 228ZM77 225H78V224H77ZM77 225H75V226H77ZM89 225H90V224H89ZM159 225H160V224H159ZM215 225H216V224H213V225H212V223H211L210 226H211L212 228H209V229H211V233H212V231H213V232H215V231L218 232V231L216 230V227H213V226H215ZM244 225H245V227H244ZM246 225H247V226H246ZM12 226H13V225H12ZM20 226H21V225H20ZM92 226H93V225H92ZM92 226H91V227H92ZM119 226H122L123 228H122V227H119ZM125 226H126V225H125ZM163 226H164V225H163V223H162V227H163ZM173 226H174V225H173ZM178 226H179V225H178ZM187 226H188V225H187ZM191 226H192V225H190V227H191ZM195 226H194V227H195ZM248 226L250 227L251 231L248 229ZM17 227H18V226H16V228H17ZM26 227H27V225H26ZM39 227H38V230L40 231V228H39ZM57 227H60V228H57ZM67 227H70V228H67ZM78 227H80V226L78 225ZM89 227H90V226H89ZM179 227H180V226H179ZM179 227H178L177 229H179ZM190 227H189V228H190ZM194 227H192V230L194 229ZM14 228H15V227H14ZM16 228H15V230H16ZM50 228H51V229H50ZM63 228H62V230H63ZM80 228H81V227H80ZM82 228H83L84 233L87 232V234H85V236H84L85 238H83V240L85 239L84 241L80 240L84 234H81V236H79L80 234H78V236H79V238H80V239L78 238V240L82 241L83 244H84V242L86 241L85 244H84V245H85L84 247L87 248L89 251H95L96 253L94 254V252H90V254H91V253L93 254V255H90V258H91V257L93 258V259L91 258L93 262L91 261V259L88 260V259H89V258H87V257H89L88 250L85 249V250H84L85 253H84V252H83V249L81 248V249H80L81 252H80V251H79V247H81V245H80L81 242L78 241L77 238L74 239V240H75V243H76V240H77V243H76V244H77V245H78V244L80 245V246L78 247V251H79V253H80V254L83 253L85 257L87 256L86 258H85V257L83 258V256H81L80 254H79V256L77 255V256H78V261H79L78 263H79V264H81V263H82V264H90V262H91V264H92V263H95V262H94V259L98 260L97 258L100 257L99 259H101L102 257L104 258L105 255H107V250H105L106 252H102V251H104V248H105V247L103 246V242H104V241L107 242V238H104V241H103V242H98L97 240L95 241V242H98V244H99V245L97 244L98 246L96 245L97 247H99V246L102 247V248H101V247L99 248L100 250H102V251H101V252H102V256H101V254H100V250L98 251V249L94 247L95 245H92V244H95V243H94V242H93V243H89V240H88V239H87L88 241L86 240V235L88 236V232H90L92 229L90 230V229L88 228L89 230H88V231H87V230L85 231V229H84L85 226L82 227ZM119 228H121V229L119 230ZM160 228H161V227H160ZM165 228H166V227H165ZM168 228H170V227H168ZM172 228H173V227H171V229H172ZM198 228H199V226H198ZM220 228H221V227H220ZM237 228H238V229H237ZM244 228H245V229H244ZM252 228H253V229H252ZM258 228H260L261 231H260V229L258 230ZM18 229H19V228H18ZM21 229H22V227H21ZM117 229H118V230H117ZM158 229H159V228H157V231H158ZM173 229H174V228H173ZM177 229H176V230H177ZM187 229H188V228H187ZM187 229H185L186 231H185L184 229H183V230H182V229L180 230V232L183 231V236H184V235L186 236V234H184V232L187 233ZM195 229H196V227H195ZM218 229H219V228H218ZM12 230H13V227H12ZM22 230H23V229H22ZM22 230L20 231V229H19V231H16V232H18V234L15 232V233H16V237H17V240H18V238H19V233H20V232L22 233ZM49 230H48V231H49ZM60 230H61V229H60ZM75 230H76V231H75ZM78 230L80 231L81 229L78 228ZM166 230H168V229L166 228ZM166 230L164 231V234H165ZM176 230H175V231L173 230V233H176V232H177ZM192 230H191V232H192ZM243 230H244V231H243ZM248 230H249L250 232H249ZM252 230L257 231V233H256V232L253 233ZM13 231H14V230H13ZM32 231H33V230H32ZM35 231H36V230H35ZM42 231H43V230H42ZM42 231H40V232H42ZM46 231H47V229H46L44 232L46 233ZM57 231H58V230H57ZM63 231H64V230H63ZM81 231H82V230H81ZM122 231H121V232H122ZM157 231H156V232H157ZM159 231H160V230H159ZM161 231H162V230H161ZM171 231H172V230H170L169 232H171ZM189 231H190V230H189ZM189 231H188V233H189ZM209 231H210V230H209ZM235 231H234V232H235ZM258 231H259V232H258ZM23 232H24V231H23ZM37 232H38V231H37ZM58 232H60V231H58ZM156 232H153V235H154V236L152 235L154 239H155V238H156V239L158 238L157 235H155V234H157V233L160 234V235H161V233L163 234V231L160 232V233H159V232L156 233ZM191 232H190V233H191ZM216 232L213 233V234H216ZM234 232H233V233H234ZM240 232H241V233H240ZM34 233H35V232H34ZM53 233H54V232H53ZM56 233H57V232H56ZM60 233H61V232H60ZM60 233H59V234L57 233V234L60 235ZM66 233H65V234H66ZM77 233H80V232H77ZM82 233H83V232H82ZM97 233H99V232H97ZM154 233H155V234H154ZM167 233H168V232H167ZM188 233H187V236L190 235V234H188ZM226 233H224V234L227 235ZM248 233H249V234L251 233V235H249ZM255 233H256V234H255ZM12 234H13V233H12ZM22 234H23V233H22ZM25 234H26V232H25ZM57 234H54V235L52 234L51 237H52V236H55V235L57 236ZM65 234H64V232H62V235L65 236ZM67 234H66V235H67ZM90 234L92 235L93 233L90 232ZM90 234H89L88 237L91 236ZM119 234H120V232H119ZM164 234H163V235H164ZM171 234H172V233H171ZM179 234H180V233L178 232V235H177V234H176V235L179 236ZM213 234H212V235H213ZM218 234H219V233H218ZM224 234H223V235H224ZM238 234L236 235L237 238H236V237H235V238L238 239V242H239V243H236V239L234 238L235 233H234L231 237H233L232 239L235 240V243H233V244H234L233 246H235V244H236V245L238 244L236 247L239 248V247H240V244H241V245H243V244L240 243L239 238H240L241 235L239 236ZM17 235H18V236H17ZM20 235H21V234H20ZM48 235H49V234H48ZM48 235H47V233H46V236H47V237H44V238L47 239V240H46V239L44 240V242L46 241V242H45V245H46V244H49L52 240H55V241L57 240V242H58V238H56V239H53V238H52V240H51V237H48ZM50 235H49V236H50ZM160 235H158V236H160ZM174 235H175V234H173L172 236H174ZM176 235L174 236V239H176V238H175ZM228 235L230 236V233H228ZM60 236H61V235H60ZM64 236H63V237H64ZM92 236H93V235H92ZM121 236H122V235H121ZM121 236H120V237H121ZM181 236H182V235H181ZM209 236H210V234H209ZM209 236H208V237H209ZM215 236H218V235H215ZM238 236H239V238H238ZM248 236H247V238H248ZM14 237H15V235H14ZM20 237H21V236H20ZM58 237H59V236H58ZM61 237H62V236H61ZM63 237L61 238L62 240H63ZM76 237H77V236H76ZM93 237L96 238V236H93ZM93 237H92V238H93ZM97 237H98V236H97ZM148 237H149V236H148ZM166 237H168V236H166ZM208 237H206V238L208 239ZM213 237H214V236H213ZM220 237H221V235H220ZM222 237L224 238V236H222ZM226 237H227V236H226ZM231 237H230V238H231ZM244 237H241V238L244 239ZM263 237H264V236H263ZM44 238H43V239H44ZM90 238H91V237H90ZM90 238H89V239H90ZM94 238H93V239H94ZM98 238H99V237H98ZM98 238H97V239H98ZM144 238H145V237H144ZM150 238H151V237H150ZM179 238H180V236L177 237V239H179ZM250 238L247 239V242H246L245 239H244V245H245V246L247 245L246 248L243 247V249H242V247H241L240 250L237 249V250L240 251V254L242 255V257H243V256L246 257V258L243 259L242 261L238 260L240 263H241V262H242V263L245 262V264H247V262H250V261H251L250 263H252V262L254 263L255 260L253 259L252 256H255V255L257 256V254H256L257 251H259V254H260V252H261V249H262V248H260V250H259V249H256V248H258L259 246L256 247V245H255V243H254L255 241L253 242V241L251 240L252 238H251V239H250ZM19 239H21V238H19ZM65 239L67 240V239H68V236H66ZM65 239H64V241H65ZM105 239H106V240H105ZM114 239H115V238H114ZM119 239H120V238H119ZM148 239H149V238H148ZM154 239H153V240H154ZM159 239L164 240V243L166 242L165 239H164V237L162 238V236L159 237ZM169 239H170V238H169ZM180 239H182V238H180ZM180 239H179V240H180ZM185 239H186V238L184 237L183 240H180V242H181V243H180L181 246L183 245V246L185 247L187 244H189V242L186 243L187 241H186ZM188 239H191V238L188 237ZM188 239H187V240H188ZM193 239H194V238H193ZM211 239H212V237L210 238V240H211ZM213 239L215 240V238H213ZM228 239H229V238H228ZM242 239H240L241 242L243 241ZM249 239H250L251 242H253L254 244H251V242L248 243ZM41 240H42V238H41ZM48 240H51V241L49 242ZM74 240H73V241H74ZM94 240H95V239H94ZM94 240H93V241H94ZM123 240H124V239H123ZM141 240H142V239H141ZM145 240H146V238H145ZM166 240H167V239H166ZM184 240H185L186 242H185ZM210 240H207V241L209 242ZM219 240H220V239H219ZM226 240H227V239H226ZM230 240H231V239H230ZM234 240H231V242L234 241ZM253 240H254V239H253ZM18 241H19V240H18ZM21 241H22V240H21ZM47 241H48V242H47ZM59 241H60V240H59ZM90 241H91V240H90ZM109 241H111V240L109 239ZM109 241H108V242H109ZM121 241H122V239H121ZM121 241H120V242H121ZM139 241H140V239H139ZM154 241H155V240H154ZM157 241H158V239H157ZM190 241H192V242L195 243V242H196V239H195V241H193V240H190ZM202 241H203V240H202ZM216 241H217V240H216ZM258 241H259V242H258ZM11 242H12V244H13V240H12ZM11 242H10V243H11ZM19 242H20V241H19ZM19 242H17V243H19ZM23 242H24V245H25L26 243H25L24 237H23V241H22V243H23ZM36 242H37V243H36V244L34 243V244H35V246H37V248L35 247V248L37 249V252H34V256L31 257V258H32L31 262L34 261L35 259H37L38 257H39L38 259H40L41 257H40L39 255L44 254V253H43V252H44L43 250H46V249H41L42 247L40 248V250L43 251V252H41L40 250H38V249H39L38 247H40L41 243H39V245H38V241H37V240H36ZM39 242H40V240H39ZM42 242H43V241H42ZM65 242H66V241H65ZM69 242H70V241H69ZM78 242H79V243H78ZM111 242H113V241H111ZM111 242H109V244H111ZM115 242H116L117 244H119V245L122 243V242H121V243H120V242H117V239H116ZM123 242H124V241H123ZM125 242H126V241H125ZM141 242H142V241H141ZM152 242H153V241H152ZM168 242H170V241H168ZM192 242H190V243H192ZM204 242H205V241H204ZM204 242H203V243H204ZM217 242H218V244H217V243H214V244L218 245L219 248L217 247V250H218V252L221 251V252L219 253V254H220L219 256H221L220 259L222 258L221 260H224V262H223V261L221 262V260H220V261H216V262H221V264H222V263H223V264H227V263H225V259L227 258L228 255H226V254H228V253L225 254L226 258L223 259L225 256H222L223 254L221 255V253H222L223 251L220 250V248L222 249L223 246L221 247V245H220L221 243L219 244V241H217ZM220 242H222V241L220 240ZM225 242H226V241H225ZM225 242H224V243H225ZM229 242H230V241H228L227 243H229ZM256 242L261 243V245L259 244L260 246L264 245V243H263L264 241H263L262 238H261V239H256ZM10 243H8V245H9ZM22 243H20L21 245L19 244L20 246L18 245V246L21 247V248L24 246V245H22ZM53 243H54V241H53ZM82 243H81V244H82ZM100 243H102V244L100 245ZM142 243H145V242H142ZM146 243H148L147 240H146ZM155 243H156V242H155ZM155 243H154V242L151 243V245H152L151 250H152V248H154V247H153V246H154L153 244H155ZM172 243H173V242H172ZM175 243H176V242H175ZM175 243H174V244H175ZM178 243H179V242H178ZM178 243H176V244H178ZM196 243H199V242H196ZM196 243H195V244H196ZM206 243H207V242H206ZM227 243H226V244H227ZM246 243H247V244H246ZM14 244H15V242H14ZM43 244H44V243H42V245H43ZM83 244H82V247H83ZM90 244H91L92 246H90ZM105 244H106V248H107V245H108V244H107V243H104V245H105ZM112 244L115 245V243H112ZM117 244H116V245H117ZM122 244L124 245V247H126V243H125V244L122 243ZM122 244H121V246H122ZM139 244H140V242H139ZM148 244H149V243H148ZM159 244H161V242H159ZM162 244H163V243H162ZM212 244H213V241H212ZM15 245L17 246V244H15ZM15 245H14V246H15ZM49 245H50V244H49ZM113 245H111V246H113ZM119 245H118V247H119ZM136 245H137V244H136ZM140 245H141V244H140ZM143 245H144V244H143ZM155 245H156V244H155ZM164 245H165V244H164ZM166 245H168V244H166ZM166 245L164 246V247H165L164 251H167V250H168V248H166ZM189 245H191V247H190ZM189 245H188V247H185V249L187 248V249H186V252H187V253H186V256H187V254H190V253H188V252H190V251L188 250V248L191 250V252H193L192 249H193L195 246H197V245H194V244H193L194 247L192 248V244H189ZM199 245H200V243H199ZM206 245H207V244H206ZM219 245H220V246H219ZM14 246H12V247H14ZM25 246H26V245H25ZM47 246H48V245H47ZM146 246H147V245H146ZM146 246L144 245V248H145V249L143 248L144 250L147 249ZM162 246H163V245H162ZM169 246H171V245H169ZM177 246H178V245H177ZM177 246H176L175 248H173V246H172L173 249H172V248H169L168 252H166L165 255H166V256H167V255H170V256H171V255L174 253L175 256H176V262H177V264H185V263L187 264V260H185L186 256H185L184 253H183L184 247L182 246V247H183V250H182V252H181V250L178 249ZM201 246H202V245H201ZM204 246H205V245H204ZM208 246H209V244H208ZM208 246H205V247H208ZM226 246H227V245H226ZM226 246L224 245V247H226ZM228 246H229V244H228ZM9 247H10V246H9ZM88 247H91V248H88ZM92 247H93L94 249H93ZM103 247H104V248H103ZM108 247H109V246H108ZM122 247H123V246H122ZM127 247H128V246H127ZM127 247L125 248V251H126V249L131 250V251H132V249H135V251H136L137 248H138V247H137V248H134V247L132 246L131 249H129L130 247H129V248H127ZM148 247H149V246H148ZM164 247H163V248H164ZM167 247H168V246H167ZM182 247H181V248H182ZM214 247H215V246H214ZM247 247H248V248H247ZM14 248H15V247H14ZM17 248H18V247H16V249H17ZM21 248H18L16 251L20 250V252H22L23 250H21ZM24 248H25V247H23L22 249H24ZM35 248H33L34 251H36ZM43 248H45V247H43ZM114 248H115V247H114ZM119 248H121V247H119ZM141 248H142V247H141ZM158 248H159V247H157V249H158ZM160 248H161V247H160ZM160 248H159V251H160ZM179 248H180V247H179ZM201 248H203V246H202ZM201 248H200V249H201ZM215 248H216V247H215ZM215 248L213 249V248L211 247L212 250L208 248V250H210L209 252H208L207 248L204 249V250H206L208 254L210 253L211 255H214L215 252L217 251ZM252 248H255V249H252ZM263 248H264V246H263ZM90 249H92V250H90ZM117 249H118V248L114 249V251H116ZM121 249H122V248H121ZM171 249H172V250H171ZM195 249L198 250L199 248H195ZM231 249H232V247H231ZM233 249H234V248H233ZM233 249L231 250V252L233 251L235 255H236L235 251L239 253V251H237V250H233ZM244 249H245V250H244ZM251 249H252V250H251ZM112 250H113V248H112ZM112 250L110 251L111 253H112ZM122 250H123V249H122ZM122 250H121V253H122ZM138 250H139V249H138ZM138 250H137V251H138ZM144 250H143V251H144ZM154 250H155V249H154ZM187 250H188V251H187ZM214 250H215V251H214ZM227 250H228V247L226 248V252H227ZM249 250H250V251H249ZM253 250H254V251H253ZM255 250H256V252H255ZM25 251H26V252H25ZM38 251H39L40 253H38ZM108 251H109V249H108ZM131 251H128V252H131ZM140 251H141V249H140ZM146 251H147V250H146ZM146 251L143 252V255H142V256H144V255L146 254ZM149 251H150V250H149ZM149 251H148V253H149ZM157 251H158V250L154 251V253L156 252V254H157ZM159 251H158V252H159ZM195 251H196V250H195ZM206 251H205V253H206ZM211 251H213L214 253L212 254ZM224 251H225V249H224ZM252 251L255 252V253H253V255L251 256V252H252ZM24 252L27 253V249L24 250ZM98 252H99L100 256L98 255ZM117 252H119V251H117ZM123 252H124V251H123ZM126 252H127V251H126ZM152 252H153V250L151 251V253H152ZM184 252H185V251H184ZM201 252H202V253L204 252L203 249H201L200 253H201ZM233 252H232V254H233ZM263 252H264V250H263ZM263 252H262V254L264 255ZM25 253H24V254H25ZM77 253H78V252H77ZM105 253H106V254H105ZM133 253H134V254H133ZM135 253H136V252H132V253H129L128 255L131 254L129 257H132V256L135 257V256H134ZM138 253H139V252H137V254H138ZM144 253H145V254H144ZM161 253H162V251H161ZM168 253H169V254H168ZM171 253H172V254H171ZM197 253H199V250H198V252H196V254H197ZM200 253H199V254H200ZM207 253H206V255L203 254V259H204V258L206 259L205 256H207ZM238 253H237V254H238ZM38 254H39V255H38ZM83 254H82V255H83ZM104 254H105V255H104ZM115 254H116V253H115ZM115 254H114V256H115ZM123 254H124V253H123ZM123 254H122V256H123ZM141 254H142V252H141ZM210 254H209V255H210ZM216 254H217V252H216ZM216 254H215V257L217 256L216 258L218 259V255H216ZM262 254H261V255H262ZM20 255H21V253H20ZM25 255H26V254H25ZM36 255H37L38 257H37ZM108 255H109V253H108ZM116 255H117V254H116ZM126 255H127V254H126ZM126 255H125V256H126ZM138 255H139L140 257H142L140 254H138ZM146 255H147V254H146ZM165 255H163V256H165ZM200 255H201V254H200ZM209 255H208V256H209ZM230 255H231V254H230ZM27 256H29L28 253H27ZM35 256H36V257H35ZM77 256H76V258H77ZM96 256H97V258H96ZM110 256H111V259L113 258V260H112L113 263H115L116 261H118V262H121V261H122V259H121V261H119V260H120V257H121V255H119V254H118L117 257H116V256H115V257L112 256V254L109 255V257H110ZM147 256L149 257L150 255H147ZM151 256H152V255H151ZM151 256H150V258H151ZM154 256H155V255H154ZM159 256H160V254H159ZM170 256H169V257H170ZM173 256H174V255H173ZM175 256H174V257H175ZM188 256H191V257H192V253H191V255H188ZM193 256H194V257L196 256V259H198V258H202V256L200 257L199 255H198L199 257H198L197 255H193ZM208 256H207V259H208ZM33 257H35V258H33ZM94 257H95V258H94ZM118 257H119V259H118ZM136 257H137L138 259H136V258H133V259L136 260V261H138V262L141 261V260H146V258H143V257L140 258V260H139V257H138L137 255H136ZM157 257H158V256H157ZM157 257H156V258H157ZM160 257H162V256H160ZM169 257L166 258L165 261L168 260V261H169V262L167 261L168 263L173 264V262H175V261H174L175 258L172 257V256H171L170 258H169ZM183 257H185L184 260H185L186 262H185V261L183 262V260H182ZM191 257H190V258H191ZM194 257H192V259H193ZM197 257H198V258H197ZM213 257H214V256H213ZM213 257L210 256L209 258H210V259H213L212 261H214V258H215V257H214V258H213ZM228 257H230V256H228ZM231 257H234V258H235V257H240V256H232V255H231ZM231 257H230V258H231ZM79 258H80V259H79ZM81 258H83V260H82ZM103 258H102V259H103ZM127 258H128V256H126V258H123V259H127ZM163 258H164V257H163ZM216 258H215V260H216ZM230 258H229V259H230ZM240 258H241V257H240ZM254 258H255V257H254ZM44 259H45V258H44ZM84 259H85V260H84ZM105 259H108V256L105 257ZM105 259H104L103 262H106ZM109 259H110V258H109ZM114 259H118V260H115V261H114ZM129 259L132 260V258H129ZM147 259L149 260V258H147ZM169 259H170V260H169ZM171 259H172V260H171ZM187 259H188V257H187ZM203 259H201V260H203ZM207 259H206V262H207ZM229 259H228V260H229ZM232 259H233V258H232ZM232 259H230L229 261H231ZM235 259H236V258H235ZM237 259H238V258H237ZM237 259H236V260L233 259V261H231V262L237 261ZM246 259H247V260H246ZM263 259H264V258H263ZM45 260H46V259H45ZM81 260H82V262H80ZM151 260H153V258L150 259V261H151ZM157 260H158V259L155 260V263H156ZM190 260H191V259H189L188 261H190ZM194 260H195V258H194ZM208 260H209V259H208ZM257 260H258V259H256V261H257ZM89 261H90V262H89ZM159 261H160V259H159ZM159 261H158V262H159ZM161 261H162V260H161ZM161 261H160V262H161ZM165 261H164V263H165ZM197 261H198V260H197ZM210 261H211V260H209L208 262L210 263ZM212 261H211V263H212ZM243 261H244V262H243ZM258 261H259V260H258ZM258 261H257V264H258ZM263 261H264V260H263ZM107 262H110V261L108 260ZM171 262H172V263H171ZM190 262H191V261H190ZM190 262H189V263H190ZM198 262H200V260H199ZM202 262H205V261H201V262L198 263V264H208V262H207V263H202ZM261 262H262V260H261ZM261 262H259V263H261ZM33 263H34V262H33ZM155 263H154V264H155ZM162 263H163V262H162ZM168 263H167V264H168ZM189 263H188V264H189ZM191 263H192V262H191ZM191 263H190V264H191ZM213 263H214V262H213ZM253 263H252V264H253ZM255 263H256V262H255ZM255 263H254V264H255ZM263 263H264V262H263ZM150 264H151V263H150ZM152 264H153V263H152ZM157 264H158V263H157ZM192 264H194V261H193ZM196 264H197V263H196ZM215 264H220V263H215ZM234 264H235V263H234ZM236 264H237V262H236Z\"/></svg>","mask_w":264,"mask_h":264}]
</instances>
